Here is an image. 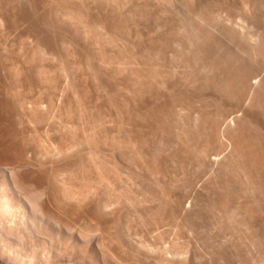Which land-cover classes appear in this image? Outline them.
<instances>
[{
  "label": "rangeland",
  "instance_id": "374dc122",
  "mask_svg": "<svg viewBox=\"0 0 264 264\" xmlns=\"http://www.w3.org/2000/svg\"><path fill=\"white\" fill-rule=\"evenodd\" d=\"M0 165L3 166L1 167L2 169L0 170V172L2 174H0V190L2 188V191L4 189V193L2 191H0L2 195H0V199L6 195V203H8V200L11 199V201H9V208H12L11 210L9 208L7 209H3L1 208L0 211V220H2L0 222V264H243V262L241 260H243L241 257H247L245 258L243 261L246 262L247 264H251L254 256L256 254H253L254 252L258 253L261 251L262 253V257H264V210H261V212L256 214L258 215V220L260 221V224H257L258 220L256 219L255 224H253L252 220H255V218H257V216L255 215V217L250 220V216H248V212L245 210L243 211L244 206H240L242 208V210H239V206L237 205V203L241 204L242 202H249L252 200L248 199L250 197V195H248V189H247V193H246V189L245 188H250L248 187L251 183L249 182L248 176H246V173L244 172V170L240 167L238 169V163L240 162V164L242 165V160L240 159L241 157L237 156V150L233 149H229L223 144L224 143V134L222 133V131L224 130H220L221 124H224L226 122V127L228 129V127L230 126L232 129H236V128H241L240 127V123H241V112H239L240 109H237V107H241V104L244 102H241V100H237L236 95L235 98L234 95L232 96L231 91L228 86V80H226L228 78L227 75V71L225 73L224 70H222L220 68V72L217 69H211V61L210 62H206L209 61L207 60L208 57L204 56L201 52L200 54L198 53L199 50H197L196 47H199V44H202L200 42H202V39L204 36L207 35V33H221L222 34H226L227 36H229L231 33V31H235V35L234 36H238V40H237V45H239L238 47L240 48V44L241 47L243 48L242 50H244V55L242 56H246L249 58V54H245V53H250L251 49H255V47H258V44H255V41H253L256 38V42H258L257 40H259L258 38V34L259 37H261V33L263 31L264 33V0H198L201 3V7L204 5L203 11L205 9V6L207 7V4L209 3L211 4H215L216 2V7H213L215 9H212L214 11H212V16L209 17V19H207L208 15L210 14H206L207 17H205V15L203 14V11H201L202 8L198 9V6L196 5L197 2H195L193 0L192 4L190 5L191 2H186V0H101L100 2H98L99 0H84V6L83 7V3L81 4L79 2V0H77L78 4H76V1L73 3L72 2V6H70V4H68L67 7L66 6V2H64V0H0ZM16 1V2H15ZM18 1V2H17ZM29 1V2H28ZM33 1V2H31ZM45 1V2H44ZM58 1V2H57ZM88 3H86V2ZM242 1L244 3H242ZM22 2V3H21ZM44 2V3H43ZM65 3V7H63L62 4ZM91 2V3H90ZM99 4H98V3ZM119 2V3H118ZM134 2V3H133ZM185 2V3H184ZM195 2V4H194ZM199 2L197 4H199ZM213 2V3H212ZM12 3V4H11ZM56 3V4H55ZM58 3V4H57ZM86 3V4H85ZM94 3V4H92ZM139 3V4H137ZM148 3V4H145ZM158 3V4H157ZM183 3V4H182ZM222 3V4H221ZM251 3V6H250ZM17 4V5H15ZM81 4V5H80ZM92 4V5H90ZM101 4V5H100ZM114 4V5H113ZM152 4V5H151ZM166 4V5H165ZM208 4V6L210 7V5ZM28 5V6H27ZM74 5V6H73ZM76 5V6H75ZM124 5V6H123ZM142 5V7H141ZM145 5V6H144ZM150 5V7L148 6ZM214 5V6H215ZM219 5V6H218ZM10 6V7H8ZM21 6V7H20ZM61 6V7H60ZM99 6V7H98ZM114 6V7H113ZM156 6V7H155ZM173 6V7H172ZM178 6V7H177ZM193 6V7H192ZM200 6V4H199ZM213 6V5H212ZM211 6V7H212ZM223 6V7H222ZM250 6V7H249ZM7 7V8H6ZM13 7V9H12ZM15 7V8H14ZM53 7V8H52ZM58 7V8H57ZM63 7V8H62ZM72 7V9H70ZM76 7V8H75ZM78 7V8H77ZM88 7V9H87ZM116 7V8H115ZM137 7V8H136ZM210 7V9H211ZM220 7V8H219ZM222 7V8H221ZM238 7V8H237ZM61 8V9H60ZM83 8L85 10H83ZM94 8V9H92ZM110 8V9H109ZM123 8H125L123 10ZM143 8V9H142ZM147 8V9H146ZM188 8V9H187ZM192 8V9H191ZM256 8V9H255ZM7 9V10H6ZM23 9V10H21ZM39 9V10H38ZM41 9V10H40ZM63 9V10H62ZM76 11H75V10ZM98 9V11L96 10ZM116 9V10H115ZM140 9V10H139ZM143 11H142V10ZM147 11H146V10ZM168 9V10H167ZM171 9V10H170ZM207 8V11L210 10ZM219 9V10H218ZM247 9V10H246ZM12 10V11H11ZM16 10V11H15ZM37 10V11H36ZM55 10V11H54ZM57 10V11H56ZM71 10H73L71 12ZM78 10V11H77ZM81 10V11H80ZM88 10L90 12H88ZM93 10V11H92ZM127 10V11H126ZM145 10V12H144ZM151 10V11H150ZM154 10V11H153ZM173 10V11H172ZM175 10V11H174ZM188 10V11H187ZM190 10V11H189ZM46 11V12H45ZM54 11V12H53ZM63 11V12H62ZM70 13V15H74L75 20L74 24L76 25L77 29L75 28V25L73 24V22H71L72 20H74V18H68L66 17V13L68 12ZM84 11V12H83ZM115 11V12H114ZM123 11V12H122ZM141 11V12H140ZM166 11V12H165ZM178 11V12H177ZM184 11V12H183ZM196 13H195V12ZM220 11V12H219ZM236 11V12H235ZM240 11V13H239ZM245 11V12H244ZM14 12V13H13ZM39 12V13H38ZM59 13V17L58 14L55 13ZM79 12V13H77ZM94 12V13H93ZM96 12V13H95ZM118 12H120L118 14ZM146 12H148L146 14ZM152 12V13H151ZM173 12V13H172ZM200 12H202V14L204 15V17L207 19H204L207 21H209V23L207 22V24H205V21H202V14H200ZM209 12V11H208ZM219 12V13H218ZM244 12V13H243ZM254 12V13H253ZM257 15H256V13ZM24 13V14H23ZM27 13V14H26ZM32 13V14H31ZM50 13V14H48ZM54 13V14H53ZM65 14V17L63 14ZM76 13V14H75ZM84 13V14H83ZM87 13V14H86ZM98 13H100L98 15ZM141 13V15L139 14ZM144 13V14H143ZM159 13V14H158ZM161 13V14H160ZM195 13V15H194ZM233 13V14H232ZM247 13V14H246ZM20 14V15H19ZM124 14V15H123ZM129 14V15H127ZM139 14V15H138ZM165 14V15H164ZM261 14V15H260ZM27 17H26V16ZM39 15V16H38ZM45 15V16H43ZM80 15V16H79ZM102 15V16H101ZM108 15V16H107ZM150 15V16H149ZM168 15V16H167ZM184 15V16H183ZM190 15V17H189ZM194 15V16H193ZM3 16V17H2ZM16 16V17H14ZM25 16V17H24ZM49 16V17H48ZM63 16V17H62ZM78 16V17H77ZM96 16V17H95ZM134 16V17H133ZM144 16V17H143ZM167 16V17H166ZM174 16V17H173ZM177 16V17H176ZM196 16V17H195ZM199 16V17H198ZM215 16V18H214ZM216 16L217 19H216ZM246 16V17H245ZM254 16V19L252 18ZM33 17V18H32ZM56 17V18H55ZM58 17V18H57ZM81 17V18H80ZM86 17V18H83ZM89 17V18H88ZM94 17V18H93ZM117 17V18H116ZM128 17V18H127ZM164 17V18H162ZM229 17V18H228ZM261 17V18H260ZM30 18V19H29ZM32 18V20H31ZM44 18V19H43ZM50 18V19H49ZM68 18V20H67ZM77 18V19H76ZM80 18V19H79ZM84 20H83V19ZM101 18V19H100ZM113 18V20H111ZM138 18V19H137ZM145 18V19H144ZM193 18V19H192ZM219 18V19H218ZM248 18V19H247ZM258 18V19H257ZM10 19V20H9ZM19 19V20H18ZM35 19V20H34ZM53 19V20H52ZM87 22H86V20ZM89 19V20H88ZM126 19V20H125ZM144 19V20H143ZM191 19V20H190ZM214 19V20H213ZM253 19V20H252ZM256 19V20H255ZM22 20V21H21ZM62 20V21H61ZM66 23H65V21ZM146 20V22H145ZM149 20V21H148ZM179 20V21H178ZM184 20V21H183ZM194 20V21H193ZM213 20V21H212ZM258 20V21H257ZM261 20V21H260ZM16 21V22H15ZM24 21V22H23ZM57 21V22H56ZM78 21V22H77ZM85 21V22H84ZM117 21V22H116ZM132 21V22H131ZM155 21V22H154ZM246 21V22H245ZM255 21V22H254ZM10 22V23H9ZM32 22V23H31ZM35 22V24H33ZM36 22H39L36 23ZM44 24H43V23ZM77 23L78 26H77ZM92 22V23H91ZM131 22V23H130ZM169 22V23H168ZM182 22V23H181ZM195 22V23H194ZM199 22V23H198ZM224 22V25H223ZM239 22V23H238ZM254 22V23H253ZM258 22V23H257ZM20 23V24H19ZM22 23V24H21ZM51 23V24H50ZM58 23V24H57ZM64 23V24H63ZM82 23V26H81ZM97 23V24H96ZM112 23V24H111ZM115 23V24H114ZM118 23V24H117ZM148 23V24H146ZM164 23V24H163ZM203 23V24H201ZM217 23V24H216ZM220 23V24H219ZM260 23V24H259ZM53 24V25H52ZM57 24V25H56ZM64 26H63V25ZM108 24V25H107ZM139 26H138V25ZM155 24V25H154ZM175 24V25H174ZM180 24V25H179ZM203 25V27L201 25ZM216 24V26H215ZM245 24V25H244ZM34 25V26H33ZM36 25V28H35ZM37 25L38 26V30L37 29ZM55 25V26H54ZM61 25V26H60ZM72 25V26H70ZM87 25V27H85ZM111 25V26H110ZM123 25V26H122ZM128 25V26H126ZM163 25V26H162ZM170 25V26H169ZM204 25H206L205 27ZM235 25V26H234ZM256 25V26H255ZM30 26V27H29ZM89 26V27H88ZM92 26V27H91ZM94 26V27H93ZM105 26V27H104ZM144 26V27H143ZM152 26V27H151ZM172 26V27H171ZM180 26V27H179ZM183 26V27H182ZM202 28H201V27ZM218 26V27H217ZM242 26V27H241ZM261 26V27H260ZM21 27V28H19ZM47 27V28H46ZM85 27V28H83ZM97 27V28H96ZM121 27V28H120ZM128 27V28H127ZM130 27V28H129ZM138 27V28H137ZM144 29H142V28ZM155 27V28H154ZM211 27V28H210ZM217 27V28H216ZM231 27V28H230ZM239 27V28H238ZM257 27V28H256ZM2 28V29H1ZM28 30H27V29ZM32 28V29H31ZM45 30H44V29ZM88 28V30H87ZM90 28V29H89ZM117 28V29H116ZM121 30H120V29ZM124 28V29H123ZM141 28V29H140ZM148 28V29H147ZM173 28V29H172ZM191 28V29H190ZM203 29V31H205V33H202L201 30L199 29ZM219 28L220 31H219ZM228 28V29H227ZM235 28V29H234ZM259 28V29H258ZM261 28V29H260ZM263 28V29H262ZM40 29V30H39ZM47 29H50V31ZM77 29V30H76ZM80 29L82 30H86V32H88V36L84 33L80 32ZM100 29V30H99ZM153 29V30H152ZM155 29V30H154ZM169 29V30H168ZM175 29V30H174ZM234 29V30H233ZM258 29V30H257ZM5 30V31H4ZM19 30V31H18ZM33 30H35L34 32H32ZM44 32L43 34L41 33ZM44 30V31H43ZM140 30V31H139ZM146 30V31H145ZM176 31L175 32H173ZM197 30V31H196ZM215 30V31H214ZM222 30V32H221ZM229 30V32H228ZM261 30V31H260ZM37 31V32H36ZM40 31V33H39ZM52 31H54L52 33ZM60 31V32H59ZM67 31V32H66ZM74 33H73V32ZM75 31H78V33H75ZM92 31V33H91ZM116 31V32H115ZM124 31V32H123ZM136 33H135V32ZM143 34H142V32ZM150 31V32H149ZM163 31V32H162ZM165 31V32H164ZM180 31V32H179ZM201 31V32H200ZM207 31V33H206ZM2 32V33H1ZM5 32V33H3ZM14 34H13V33ZM24 32V33H23ZM30 32L31 35H30ZM47 32V35H45ZM104 32V33H103ZM141 32V33H140ZM154 32V35L152 34ZM172 32V34L170 33ZM200 32V33H199ZM240 32V34H239ZM244 32V34H243ZM10 33V34H9ZM12 33V34H11ZM34 33V34H33ZM38 33V34H36ZM49 33H52L54 39L52 40L53 37H50V35L48 36ZM62 33V34H60ZM123 33V34H122ZM140 33V34H139ZM158 35H157V34ZM168 33V34H167ZM179 33V35H178ZM183 33V34H182ZM205 34L202 36V34ZM209 33V34H210ZM16 34V35H15ZM26 34V35H25ZM36 34V35H35ZM75 34V35H74ZM82 34V35H81ZM91 34V36L89 35ZM111 34V35H110ZM122 34V35H121ZM148 34V35H147ZM156 34V35H155ZM164 34V35H163ZM171 34V35H170ZM176 34V35H174ZM182 34V35H181ZM207 35L206 38L204 39H208V37L211 35ZM2 35L5 37L2 38ZM43 37H42V36ZM59 38H58V36ZM98 35V36H97ZM138 35V36H137ZM189 35V36H188ZM195 35V36H192ZM199 35V36H198ZM225 35V36H226ZM245 35V36H244ZM252 35V36H251ZM9 36V37H8ZM25 36V37H24ZM29 36V37H28ZM37 36L38 40L37 41L36 37ZM44 36H48V37H44ZM58 38L60 41L62 39H64L65 42H62L65 44L67 47H69L67 49V47L65 45H62L58 39V41H56L55 39ZM62 38H61V37ZM76 36V37H75ZM79 36V38H78ZM82 36V37H80ZM85 36V37H84ZM87 36V37H86ZM97 36V37H95ZM121 36V37H120ZM165 37L163 39V37ZM172 36V37H171ZM197 36V37H196ZM226 36V37H227ZM232 38L233 37L232 35ZM229 36V37H230ZM237 36L234 40L237 39ZM247 36V38H246ZM256 36V37H255ZM8 37V38H7ZM23 37V38H22ZM76 39H75V38ZM93 37V38H92ZM140 37V38H139ZM168 37V38H167ZM176 37V38H175ZM229 37L225 38L222 35V38H225L224 41H226L227 45L230 46L229 44H231L232 40H230L228 43V40L230 39ZM27 38V39H26ZM32 38V39H31ZM40 38V39H39ZM46 38H50L49 41L46 42ZM70 38V39H69ZM133 38V39H132ZM152 38V39H151ZM157 38V39H156ZM229 38V39H228ZM242 38V39H241ZM250 38V39H249ZM252 38V39H251ZM10 39V40H9ZM30 39V40H29ZM78 39V41L76 42V40ZM86 39V40H85ZM89 39V40H88ZM92 39V41L90 40ZM95 41H94V40ZM131 39V40H130ZM141 39V40H140ZM150 39V40H149ZM156 39V40H155ZM159 39V40H158ZM170 39V40H169ZM173 39V40H172ZM189 39V40H188ZM228 39V40H226ZM264 39V37H263ZM22 40V42H21ZM81 40V41H80ZM135 40V41H134ZM152 40V41H151ZM163 40V41H162ZM191 40V43H190ZM198 40V42H197ZM233 40V44L235 43ZM248 42H246V41ZM262 41V38L260 39ZM5 41V42H4ZM25 41V42H24ZM26 41L29 43H26ZM37 41V42H36ZM46 43L44 44L43 43ZM51 41V42H50ZM56 41V43H55ZM100 41V42H99ZM104 41V42H103ZM126 41V42H125ZM151 41V43L149 42ZM159 41V42H158ZM200 41V42H199ZM205 41V40H204ZM2 42V43H1ZM4 42V43H3ZM12 42V43H11ZM33 42V44H32ZM36 42V43H35ZM60 42V43H59ZM81 42V43H80ZM95 42V43H94ZM119 42V43H118ZM128 42V43H127ZM130 42V43H129ZM142 44H140V43ZM154 42V43H153ZM164 42V43H163ZM168 42V43H167ZM173 42V43H172ZM181 42V43H180ZM240 42V43H238ZM254 42V43H252ZM23 43V44H22ZM43 43V44H42ZM62 43V44H63ZM98 43V44H97ZM116 43V44H115ZM122 43V44H120ZM136 43V44H135ZM157 43V44H156ZM161 43V44H159ZM194 43V44H193ZM198 43V44H197ZM252 43V44H251ZM260 43V42H259ZM3 44V45H2ZM15 44V45H14ZM22 44V45H21ZM25 44H27V47L25 46ZM50 44V45H49ZM56 44V45H55ZM76 44V46H75ZM88 44V46H87ZM95 44V45H94ZM126 44V45H125ZM162 44H165L162 46ZM173 46H171V45ZM187 44V45H186ZM196 44V45H195ZM231 44L230 47L231 51H230V47L228 48V51L226 53L228 56H230L232 54V51L235 50V46L233 47ZM250 44H251V49H250ZM261 44V43H260ZM31 45V46H30ZM36 45L41 46V47H36ZM46 45V46H45ZM52 45V46H51ZM94 45V46H93ZM103 45V46H102ZM107 45V46H106ZM119 45V46H118ZM129 45V46H128ZM139 45V47L137 46ZM151 45V46H150ZM156 45V46H154ZM161 45V46H159ZM170 45V46H168ZM187 47H186V46ZM198 45V46H197ZM247 45V48L245 47ZM257 45V46H256ZM82 46V47H81ZM105 46V47H104ZM117 46V48H116ZM144 46V47H143ZM165 46V47H164ZM167 46V47H166ZM244 46V47H243ZM254 46V47H253ZM7 47V48H6ZM18 47V48H16ZM22 47V48H21ZM30 47V48H29ZM32 47V48H31ZM51 47V48H50ZM56 47V48H54ZM64 47V49H63ZM81 47V48H79ZM89 47V48H88ZM96 47V48H95ZM101 47V48H100ZM110 47V48H109ZM125 47V48H124ZM131 47V48H130ZM142 47V48H141ZM158 47V48H157ZM196 49H195V48ZM2 48V49H1ZM13 48V49H12ZM27 50L25 51L24 50ZM27 48V49H26ZM34 48H37L36 50ZM39 48V49H38ZM43 50H41V49ZM45 48V49H44ZM51 50H50V49ZM53 48V49H52ZM66 48V49H65ZM92 48V49H91ZM94 48V49H93ZM134 48V49H132ZM137 48V49H136ZM141 48V49H140ZM152 48V49H151ZM164 48V49H163ZM169 48V49H168ZM173 48V49H172ZM175 48V49H174ZM190 48V49H189ZM198 48V49H199ZM237 48V46H236ZM7 49V50H6ZM10 49V50H9ZM33 49V50H32ZM56 49V50H54ZM60 49V50H59ZM76 49V50H75ZM85 49V50H84ZM93 52H91L90 50ZM100 51H99V50ZM125 49V50H124ZM151 49V50H150ZM161 49V50H160ZM192 49H194L193 51L196 53H193ZM246 49V50H245ZM19 50V51H18ZM23 50V51H22ZM31 50V51H28ZM35 50V52H34ZM39 50V52H38ZM69 50V52L67 51ZM74 50V51H73ZM103 50V52H102ZM117 50V51H116ZM145 50V52H144ZM148 50L151 52H155L154 53H150L148 54ZM175 50V51H174ZM181 50V51H180ZM189 52H188V51ZM256 50V49H255ZM4 51V52H3ZM53 51V52H52ZM78 53H77V52ZM80 51V53H79ZM84 51V53H82ZM122 53H121V52ZM3 52V53H2ZM21 52V53H20ZM23 52V54H22ZM32 52V53H31ZM46 52V53H45ZM49 52V53H48ZM74 52H76L74 54ZM89 52H91L92 54H90ZM100 52V53H99ZM106 52V53H105ZM130 52V53H129ZM135 52L136 56L132 57V60L130 61V57L133 56V53ZM188 52V53H187ZM231 52V54H230ZM236 52V51H235ZM7 53V54H6ZM12 53V54H11ZM19 53V54H18ZM40 53V55H39ZM59 53V54H58ZM61 53V55H60ZM66 53H68L66 55ZM97 53V54H95ZM104 53V54H103ZM146 54L145 57H143ZM167 53V54H166ZM174 53V54H173ZM4 54V55H3ZM10 54V55H9ZM72 54V55H70ZM95 54V55H94ZM101 54V55H100ZM105 54H107L105 56ZM139 54V55H138ZM155 54V55H154ZM178 54V55H177ZM186 54V55H185ZM195 54V55H194ZM8 55V56H7ZM24 55V56H23ZM33 55V56H32ZM36 55V56H34ZM42 55V56H41ZM46 55V56H45ZM76 55V56H75ZM129 55V57H128ZM141 55V56H140ZM149 55V56H148ZM193 55V57H192ZM204 57H203V56ZM4 56V57H3ZM6 56V57H5ZM18 56V57H17ZM48 56V57H47ZM62 56V57H61ZM109 56V57H107ZM123 56V57H122ZM150 57L149 59H147L148 57ZM152 56V57H151ZM164 56L166 58H164ZM179 56V57H178ZM183 56V57H181ZM199 56V57H198ZM8 57V58H7ZM16 57L18 59H16ZM29 59H27V58ZM34 57H36V60L34 62ZM45 57V58H44ZM52 57V58H51ZM59 57V58H58ZM66 57V58H65ZM82 57H84V59H88L87 61H85ZM94 57V58H92ZM99 57V60H98ZM105 57V58H104ZM107 57V58H106ZM116 57V58H115ZM155 57V58H154ZM181 57V58H180ZM195 57V58H194ZM197 57V58H196ZM207 57V58H205ZM245 57V58H246ZM32 58V59H31ZM45 60H44V59ZM120 58V59H119ZM125 58V59H124ZM129 58V59H128ZM134 58V59H133ZM137 58V59H135ZM162 58V59H161ZM164 58V59H163ZM171 58V60H170ZM256 61L259 62L261 64V66L256 63L258 65V67L260 68V71H262V74L264 75V71H263V58L261 55H257L256 56ZM12 59V60H11ZM32 61H31V60ZM42 59V60H41ZM64 59V60H63ZM71 59V60H70ZM97 59V60H96ZM117 59V60H116ZM119 59V60H118ZM123 59V60H122ZM139 59L141 60L139 62ZM173 59V60H172ZM179 59V60H178ZM185 59V60H184ZM263 59V60H262ZM17 60V61H16ZM19 60V61H18ZM23 60H28L27 62H23ZM39 60V61H38ZM82 60V61H81ZM84 60V61H83ZM101 60V61H100ZM136 60V62H135ZM153 60V61H152ZM203 60V61H202ZM247 60V59H246ZM262 60V61H260ZM15 61V62H14ZM38 61V62H37ZM63 61V63H62ZM94 61V62H93ZM115 61V62H114ZM150 61V62H149ZM162 61V62H161ZM170 61V62H169ZM248 61V60H247ZM31 62V63H30ZM33 62V63H32ZM51 62V63H50ZM60 62V63H58ZM88 62V63H87ZM90 62H92L93 64H91ZM98 62V63H97ZM102 62V63H100ZM203 62V63H202ZM262 62V63H261ZM2 63V64H1ZM10 63V64H9ZM14 63V64H13ZM24 63V64H23ZM30 63V64H29ZM42 63V64H41ZM62 63V64H61ZM87 63V64H85ZM90 63V65H89ZM97 63V64H96ZM137 63H141V64H137ZM146 63V64H145ZM157 63V64H156ZM172 63V65H171ZM208 63V64H207ZM8 66H7V65ZM22 64V65H21ZM33 67H32V65ZM37 64V65H35ZM39 64V65H38ZM45 64V65H44ZM61 64V65H60ZM67 66H66V65ZM69 64V65H68ZM120 64V65H119ZM136 66H135V65ZM153 64V65H152ZM176 64V65H175ZM185 64V65H184ZM57 65V66H56ZM76 65V66H74ZM79 65V66H78ZM100 65V66H99ZM108 65V66H107ZM123 65V66H122ZM161 67H160V66ZM190 65V66H189ZM198 65V66H197ZM206 65V66H205ZM209 65V66H208ZM13 68H12V67ZM41 66V67H40ZM66 66V67H65ZM96 66V67H95ZM125 66V67H124ZM130 66V67H129ZM146 66V67H145ZM208 66V67H207ZM214 66V65H213ZM11 67V68H10ZM38 67V68H37ZM47 67V68H46ZM71 67V68H70ZM87 67V68H86ZM92 67V68H91ZM95 67V68H94ZM100 67L99 71L98 70ZM103 67V68H102ZM112 67L114 69H112ZM116 67V68H115ZM118 67V68H117ZM144 67L146 69H144ZM158 67V68H157ZM163 67V69H162ZM165 67V68H164ZM185 69H184V68ZM188 67V68H187ZM205 67V68H204ZM18 68V69H17ZM37 68V69H35ZM110 68V69H109ZM122 68V69H121ZM179 68V69H178ZM190 68V69H189ZM199 68V69H198ZM262 68V70H261ZM16 69V71H15ZM41 69V70H40ZM77 69V70H76ZM137 69V70H136ZM151 69V70H150ZM158 69V70H157ZM172 69V70H171ZM178 69V70H177ZM196 69V70H195ZM206 69V70H204ZM11 70V71H10ZM52 70V71H50ZM103 70V71H101ZM117 70V71H116ZM127 70V73H126ZM132 70V71H131ZM140 72H139V71ZM146 70V71H145ZM165 70V71H164ZM168 70L169 73H167L166 71ZM14 71V72H13ZM30 71V72H29ZM33 71V72H32ZM39 73H38V72ZM91 71V72H90ZM96 71V72H94ZM138 71V72H137ZM157 71H160L157 73ZM198 71V72H197ZM28 72V74H27ZM99 72V73H98ZM101 72V74H100ZM107 72V73H106ZM146 72V73H145ZM163 72V73H162ZM180 74H178V73ZM212 72V73H211ZM215 72V73H214ZM3 73V74H2ZM14 73V74H13ZM24 73V74H23ZM34 73V74H33ZM41 73V74H40ZM44 73V74H43ZM62 73V74H61ZM84 73V74H83ZM96 73V74H95ZM187 73V74H185ZM197 74L195 76V74ZM199 73V75H198ZM40 74V78L39 75ZM75 74V75H74ZM99 74L101 75V78L99 77ZM106 74V75H105ZM111 74V75H110ZM115 74V75H114ZM146 74V75H145ZM158 74V75H156ZM170 74V76H169ZM185 74V75H184ZM194 74V75H193ZM204 74V75H203ZM210 77H209V75ZM226 74V75H225ZM10 78H9V76ZM124 77H123V76ZM132 75V76H131ZM140 75V76H138ZM144 75V76H143ZM148 75V76H147ZM179 75V76H178ZM185 77H184V76ZM187 75V76H186ZM208 75V76H207ZM219 75V76H218ZM20 76V77H19ZM28 76V77H27ZM44 78H42V77ZM110 76V77H109ZM131 76V77H130ZM152 76V77H151ZM154 76V77H153ZM156 76V77H155ZM158 76V77H157ZM177 76V77H176ZM182 76V78H181ZM192 76V77H191ZM199 76H200V80L203 81L204 84H200L202 83L199 80ZM204 76V77H203ZM224 76V77H223ZM12 77V78H11ZM47 77V80L46 78ZM116 77V78H115ZM176 77V78H173ZM189 77V78H188ZM18 78V79H17ZM51 78V79H50ZM74 78V79H73ZM94 78V79H93ZM118 78V79H117ZM127 78V79H126ZM149 78V79H148ZM158 80H157V79ZM160 78V80H159ZM167 78V79H165ZM170 78V79H169ZM180 78V79H179ZM185 78V79H184ZM193 78V79H192ZM208 80H206V79ZM39 79V80H38ZM114 79V80H113ZM136 79V80H135ZM139 79V80H138ZM151 79V80H150ZM153 79V81H152ZM163 79V80H162ZM173 79V80H172ZM196 79V80H195ZM9 80V81H8ZM155 80V82H154ZM186 80V81H185ZM188 80V81H187ZM200 82H199V81ZM212 80V81H209ZM218 82H216V81ZM227 82H226V81ZM15 81V82H13ZM52 81V82H51ZM121 81V82H120ZM139 81V83H138ZM160 81V82H158ZM162 81V82H161ZM175 85L177 83H173V81L178 82L181 81L180 83L183 82H187L186 85L185 83H183L182 85L183 88L185 89L184 91L187 92V94H185L186 92H184V97L183 96V88L181 87L182 85L179 84L178 82V86L182 89L177 91L178 88L176 85L171 87L170 89H168V86L171 84L170 82ZM198 81V83H197ZM214 81V82H213ZM221 81V82H220ZM31 82V83H30ZM47 82V83H46ZM130 82V83H129ZM135 82V83H134ZM144 82V84L142 83ZM149 82V85H148ZM154 82V83H152ZM165 82V83H164ZM189 82V84H188ZM18 83V84H17ZM21 83V84H20ZM49 83V84H48ZM132 83V84H131ZM157 83H159L157 85ZM162 83V84H161ZM164 83V84H163ZM169 83V85L167 84ZM191 83V84H190ZM193 83V84H192ZM213 83V85H211ZM217 83V85H216ZM7 84V85H6ZM143 84V85H142ZM153 84V85H151ZM198 84V85H197ZM209 84V86L207 87V85ZM46 85V87H45ZM94 88H93V86ZM111 85V86H110ZM126 85V86H125ZM138 85V88H136ZM141 85V87H140ZM151 85V87H150ZM166 85H168L167 87H165ZM181 85V86H180ZM188 85V86H187ZM197 85V87H196ZM201 85V87L203 88H199V86ZM16 86V87H14ZM108 86V87H107ZM158 86V87H156ZM165 87L163 88L165 90L166 96L169 94H171L170 98L169 95L165 98L163 97L164 95H162V93L164 92L163 89H161V87ZM186 86V87H185ZM192 88H191V87ZM195 86V87H194ZM216 88H215V87ZM221 86V87H220ZM225 86V87H224ZM27 87V88H26ZM129 87V88H128ZM148 87V89L146 88ZM161 89V90H157L156 88ZM170 87V86H169ZM188 87V88H187ZM206 87V88H205ZM38 88V89H37ZM87 88V89H86ZM114 88V89H113ZM117 88V89H116ZM141 91H143L144 94H140V90L137 91V89H139ZM151 88V89H150ZM173 88V89H172ZM187 88V89H186ZM193 88H195L193 90ZM200 90H198V89ZM209 88H211V90H209ZM220 90H219V89ZM222 88V89H221ZM11 89V90H10ZM16 89V90H15ZM51 89V90H50ZM103 89V90H102ZM121 89V90H120ZM144 89V90H142ZM146 89V90H145ZM157 92H156V90ZM172 89V90H171ZM177 91L175 92L174 91ZM192 89V90H191ZM202 89V90H201ZM206 89V90H205ZM225 89V90H224ZM228 89V91L226 92V90ZM22 90V91H21ZM32 90V91H31ZM119 90V91H118ZM127 90V92H126ZM131 90V91H130ZM11 91V92H10ZM20 91V92H18ZM45 91V92H44ZM61 93H60V92ZM93 91V92H92ZM118 91V92H117ZM129 91V94H128ZM136 91V92H134ZM147 91V92H145ZM150 91V92H148ZM153 93H152V92ZM196 93H195V92ZM202 91V93H201ZM206 91V93H205ZM211 91V92H208ZM213 91V92H212ZM218 91V92H217ZM223 91V92H222ZM14 92V93H13ZM39 92V93H38ZM133 92V93H132ZM162 92V93H159ZM164 92V93H165ZM194 92V93H192ZM198 92V93H197ZM200 92V93H199ZM225 92V93H224ZM6 95H5V94ZM20 93V94H17ZM52 93V94H51ZM67 93V94H66ZM74 93V94H73ZM112 93V95H111ZM134 95H132V94ZM138 93V94H137ZM147 93V94H146ZM152 93V94H151ZM177 93H181L180 97L178 95V99H184L186 98V100L181 102H184V108L182 107V104H180V109L178 107H176L177 105V101L180 100H176V103L174 101L175 108H177L175 110V112L177 113L179 110H183L185 108H187L189 106V101H190V97L194 95V98L196 101L195 105L193 104L194 101L193 99H191V105L193 104V106H189V108H187V111L183 110V113H181L182 116H180L178 113L177 115L182 117L188 115L189 113L190 115L193 114V116H187L184 120L182 118L179 117H174V113L173 111V103H171L172 101V96H175ZM230 95H228V94ZM22 94V95H21ZM128 96H127V95ZM131 94V95H130ZM137 94V95H136ZM140 94V95H139ZM149 94V95H148ZM155 94V95H154ZM161 94V95H160ZM175 94V95H174ZM191 94V95H190ZM193 94V95H192ZM196 94V95H195ZM225 94V95H224ZM234 94V93H233ZM44 95V96H43ZM63 95V96H62ZM106 97H105V96ZM118 95V96H117ZM130 95V96H129ZM152 95V96H150ZM176 95V97H177ZM200 95V96H199ZM206 95V96H204ZM136 98L137 99L134 101L132 99ZM147 96V97H146ZM149 96V97H148ZM157 96V97H156ZM217 96V97H216ZM226 96V97H225ZM229 96V97H228ZM10 97V99H9ZM87 97V98H86ZM110 97V98H109ZM113 97V98H112ZM126 97V98H125ZM144 97V98H143ZM146 97V98H145ZM152 97V99H151ZM160 97V98H159ZM173 97V98H176ZM189 97V98H188ZM201 99H200V98ZM206 97V98H205ZM209 97V98H208ZM225 97V98H224ZM228 97V98H227ZM14 98V99H13ZM17 98V99H16ZM43 98V99H42ZM72 98V100H71ZM98 98V99H97ZM117 98V100H115ZM131 98V99H129ZM143 98V99H142ZM157 98H159V100H156ZM164 98V100H163ZM199 98V99H198ZM203 98V99H202ZM212 98V99H211ZM224 98V99H223ZM233 100H232V99ZM90 99V101H89ZM100 99V100H99ZM113 99V100H112ZM141 99V100H140ZM151 99V100H150ZM165 99L166 101L170 100V107H172L171 109L167 108L168 105H166L165 103ZM189 101H188V100ZM213 101L214 104L210 101ZM226 99V100H225ZM15 100V101H14ZM20 100V101H19ZM69 100V101H67ZM123 100V102H122ZM126 100V101H125ZM133 100V101H132ZM162 100L163 103L166 105H162ZM210 102H209V101ZM222 100V101H221ZM228 100L231 102H228ZM14 101V102H13ZM26 101V102H25ZM95 101V102H94ZM113 104H110V102ZM119 101V102H118ZM121 101V102H120ZM133 103L131 104L130 103ZM160 101V102H159ZM167 101V102H168ZM187 101V103H186ZM205 101V103H203ZM209 103H208V102ZM227 103H225V102ZM18 102V103H17ZM21 102V103H20ZM23 102V103H22ZM127 102V103H124ZM138 102H140L138 104ZM173 102V101H172ZM193 102V103H192ZM207 102V103H206ZM218 102L221 104L219 105ZM223 102V103H222ZM235 102V103H233ZM238 102V103H237ZM55 103V105L53 104ZM99 103V104H98ZM130 103V104H129ZM137 103V104H135ZM154 103V104H153ZM180 103V102H179ZM178 103V106H179ZM188 105H186V104ZM201 103V104H200ZM203 103V104H202ZM229 103H231L229 105ZM241 103V104H240ZM245 103V102H244ZM243 103V104H244ZM18 106H17V105ZM40 104V105H37ZM70 104V105H69ZM86 104V105H85ZM127 104V105H125ZM135 104V105H134ZM144 104V105H143ZM151 105V107H149L148 105ZM169 104V103H168ZM209 104V105H208ZM237 104V105H236ZM239 104V106H238ZM242 107L243 109L246 111H244L245 113L249 110L246 104L243 105ZM20 105V106H19ZM37 105V107H36ZM44 105V106H43ZM72 105V106H71ZM82 105V107H81ZM90 105V106H89ZM94 105V106H93ZM121 105V106H120ZM132 107H131V106ZM160 108V106H165L162 107V111L164 113V110L167 111L165 108L169 110H171V113L173 112V117L170 115V117H172L174 120L172 122H176V125L179 124L178 127H176L175 122L169 125V129L168 128V124L166 127L165 124V119L167 117H169V115L165 116L160 115V117L158 118L159 120L164 117V119L162 118V120H164V122L162 123H156V119H155V115L158 112V106ZM173 105V106H172ZM186 105V107H185ZM203 105V107H202ZM208 105V107L206 106ZM218 105V106H217ZM223 105V106H222ZM227 105V106H226ZM23 106V107H22ZM42 106V107H41ZM62 106V107H61ZM113 106V107H112ZM116 106V107H115ZM131 109H130V107ZM135 106L136 107L135 109ZM141 108H140V107ZM143 106V107H142ZM153 106H157L156 108H154ZM226 106V107H225ZM236 108V109H234ZM237 106V107H236ZM39 108L40 110H38V113L35 112L37 115L34 116L35 114L34 111H37V109L35 110L34 108ZM120 107V108H119ZM128 107V108H127ZM149 107V108H148ZM190 107H194V109L190 108ZM205 107V108H204ZM219 107V108H218ZM225 107V108H224ZM228 107V108H227ZM18 108V109H17ZM27 108V109H26ZM34 109L33 110H31ZM60 108V109H59ZM71 108V109H70ZM129 112L131 111L132 113L128 114V110ZM134 108V109H133ZM146 108V109H145ZM152 108V110H151ZM198 108V109H196ZM200 108V109H199ZM218 108V109H217ZM230 108V109H229ZM233 108V110H231ZM15 109V110H14ZM126 109V110H125ZM145 109V110H143ZM148 109V110H147ZM155 109V110H153ZM161 109V108H160ZM190 109L191 112L187 113L188 110ZM203 109V110H202ZM206 109V110H205ZM214 109V110H213ZM220 109V110H219ZM225 109H229L227 111H225ZM23 110V111H22ZM29 110H31L32 112L30 113ZM44 111V113H42V111ZM56 110V111H55ZM88 110V111H87ZM101 110V111H100ZM117 110V111H116ZM122 110V112H120ZM125 113H124V111ZM139 111V112H135ZM217 110V111H215ZM233 111L234 113L230 112ZM14 111V112H13ZM25 111V112H24ZM54 111V112H53ZM73 111V112H71ZM145 111V112H143ZM148 111V112H147ZM150 111V112H149ZM195 111V112H194ZM202 111V113H200ZM206 111H209L208 113ZM224 111V112H223ZM237 111V112H236ZM19 112V113H18ZM23 112V113H22ZM28 112V113H27ZM154 112V113H153ZM156 112V113H155ZM185 112V114H184ZM194 112V113H193ZM197 112V114H196ZM215 112V113H214ZM218 112V113H217ZM220 112V113H219ZM227 112H230V115L227 114ZM250 112V110L248 111ZM13 113V114H12ZM18 115H17V114ZM48 113V114H47ZM56 113V114H55ZM84 113V114H83ZM94 113V114H93ZM109 113V114H108ZM121 113V114H120ZM139 113V114H138ZM167 113V112H166ZM207 113V115H205ZM210 113V114H209ZM214 113V114H213ZM223 113V114H222ZM237 113V114H236ZM96 114V115H95ZM116 114V115H115ZM127 116H126V115ZM136 114V115H135ZM138 114V115H137ZM146 114V115H145ZM151 114V116L149 115ZM153 114V115H152ZM162 114V113H161ZM184 114V115H183ZM196 114V115H195ZM216 114L217 117H216ZM224 116V117H222ZM233 114V115H231ZM239 114V117H238ZM32 115V116H31ZM41 115V116H40ZM44 115V116H42ZM57 117H56V116ZM89 115V116H88ZM99 115V116H98ZM130 115V116H129ZM132 115V116H131ZM176 115V116H177ZM205 117H203V116ZM39 120H38V117ZM69 116V118L67 117ZM124 116V118H122ZM141 116V117H140ZM144 116V117H143ZM146 116V117H145ZM200 116V117H199ZM221 116V117H220ZM233 116V117H232ZM243 116V115H242ZM43 117H45V120L43 119ZM89 117V118H88ZM106 117V118H105ZM114 117V118H113ZM131 118V121L130 118ZM135 119H134V118ZM139 117V118H138ZM148 117V118H147ZM150 117V118H149ZM170 117L167 118V122H169ZM204 119H203V118ZM210 117V118H209ZM227 117V118H226ZM232 117V118H230ZM237 117V118H235ZM22 118V119H21ZM26 118H28L26 120ZM36 118V121H34ZM63 118V119H62ZM82 118V119H81ZM111 118V119H110ZM126 118V119H125ZM142 118V119H141ZM154 118V119H152ZM171 118V119H172ZM192 118V119H191ZM197 118V119H196ZM201 118V121L203 122V120H205V122L202 124L199 123ZM209 118V119H208ZM212 118V119H211ZM219 118V119H218ZM221 118V119H220ZM225 118V119H224ZM16 119L18 120V123L16 121ZM108 119V120H107ZM116 119V120H115ZM136 119V122L134 123V121ZM141 119V120H140ZM152 121H151V120ZM183 121H182V120ZM187 119V120H186ZM195 119V120H194ZM216 119V123L214 122V120ZM227 119V120H226ZM239 119V120H238ZM28 120L30 122H28ZM41 120V121H40ZM43 120V122H42ZM48 120V121H47ZM72 120V121H71ZM93 120V121H92ZM116 123H114V121ZM154 120V121H153ZM222 122H221V121ZM231 120V121H230ZM237 120V123H236ZM28 126H27V123ZM52 121V122H51ZM59 121V122H58ZM100 121V122H99ZM109 121V122H108ZM145 121V122H144ZM171 121V120H170ZM179 121H182V123H178ZM209 121V123H208ZM213 121V122H211ZM239 121V123H238ZM5 122V123H4ZM49 122V123H48ZM54 122V123H53ZM56 122V123H55ZM62 122V123H61ZM102 122V123H101ZM105 122V123H104ZM107 122V124H106ZM126 122V124H125ZM131 122V123H130ZM143 122V124H142ZM160 122V121H159ZM190 122V123H188ZM198 122V123H197ZM15 123V124H14ZM37 123V124H36ZM46 123H48L46 125ZM53 123V124H52ZM76 123V124H75ZM80 123V125H78ZM129 125H128V124ZM137 123V124H136ZM150 123H153L150 124ZM188 123V124H187ZM192 123V124H191ZM208 123V124H207ZM216 125H215V124ZM219 123V124H218ZM227 123H229V126L227 125ZM18 124V125H17ZM39 124V125H38ZM106 124V125H105ZM112 124V125H111ZM131 124V125H130ZM136 124V126H135ZM150 124V125H149ZM157 125L155 127V125ZM163 125L165 127V130H171L170 128H172L174 130V128H178L177 131L176 128L174 130L175 134L172 135V132H170V135L165 134L164 132L160 131V129H154L157 128L158 126ZM165 124V125H164ZM187 124V126H186ZM201 124V125H200ZM210 124V125H209ZM233 124V125H231ZM238 124V125H237ZM2 125V126H1ZM9 125V126H8ZM49 125V126H48ZM74 125V126H73ZM88 125V126H87ZM91 125V126H90ZM101 125V126H100ZM104 127H103V126ZM174 125V126H173ZM182 125V126H181ZM205 125V126H204ZM242 125V124H241ZM23 126V127H21ZM25 126V127H24ZM55 126V127H54ZM73 126V127H71ZM130 126V127H129ZM133 126V127H132ZM139 126V128L137 127ZM154 126V127H153ZM172 126V127H170ZM184 126V127H183ZM193 126V127H192ZM212 126V127H211ZM13 129H12V128ZM89 127V128H88ZM97 127V128H95ZM116 127V128H115ZM117 127L119 129H117ZM129 127V128H126ZM136 127V128H135ZM143 127V129L141 128ZM150 127V128H149ZM188 127V128H186ZM197 127V128H195ZM211 127V128H210ZM236 127V128H235ZM59 128V131L58 129ZM64 128V130H63ZM78 128V130L76 129ZM82 128V129H80ZM91 128V130H90ZM102 128H106V129H102ZM147 128V129H144ZM153 130H150L152 129ZM161 128V130H162ZM181 130H180V129ZM193 128V129H192ZM217 128V129H216ZM25 129V130H24ZM27 129V130H26ZM52 129V130H51ZM55 129V130H54ZM70 131H69V130ZM72 129V130H71ZM95 129V130H94ZM99 129V130H98ZM129 129V131L127 130ZM184 129V130H183ZM187 129V131H186ZM195 129V130H194ZM5 130V131H4ZM76 130V131H74ZM81 130V131H80ZM94 132H93V131ZM105 130V131H104ZM131 130V131H130ZM146 130V131H145ZM148 130V131H147ZM172 130V131H173ZM191 130L194 131H198L193 132ZM207 130V133H206ZM30 131V132H29ZM50 131V132H49ZM55 131V132H54ZM74 133H72V132ZM120 131V132H119ZM142 131V134H141ZM189 131V132H188ZM214 131V132H213ZM218 131V133H216ZM221 131V132H220ZM236 132H239L237 130H235ZM27 134H26V133ZM64 134H63V133ZM71 132V133H69ZM85 132V133H84ZM122 132V133H121ZM126 132V133H125ZM167 133L169 131H166ZM183 132V133H182ZM202 132V133H201ZM222 134H220V133ZM15 133V134H14ZM20 133V134H19ZM23 133V134H22ZM69 133V134H68ZM111 133V134H109ZM133 133V134H132ZM141 135H140V134ZM154 133V134H153ZM161 133V134H160ZM190 135H189V134ZM8 134V135H7ZM12 134V135H11ZM70 134H74L71 135ZM101 134V135H100ZM104 134V135H103ZM114 134V136H113ZM128 134V136H127ZM138 134V136H137ZM156 134V135H155ZM165 136H163V135ZM199 134V135H198ZM216 134V135H215ZM11 135V136H10ZM14 135V136H13ZM27 135V136H26ZM68 135V136H67ZM86 135V136H85ZM116 135V136H115ZM146 137V139L144 138V136ZM149 135V136H148ZM180 135V137H179ZM189 135V136H188ZM201 135V136H200ZM208 135V136H207ZM214 135V136H213ZM44 136V137H43ZM75 136V138H73ZM82 136V138H81ZM109 136V137H108ZM119 136V140L116 138ZM136 136V137H135ZM159 136V137H158ZM169 138H167V137ZM182 136V137H181ZM199 136V137H198ZM211 138H210V137ZM221 136V137H219ZM11 139H10V138ZM13 137V138H12ZM35 137V138H34ZM81 142L80 141V139ZM89 137V138H88ZM113 137V138H111ZM140 137V138H139ZM152 137V138H151ZM163 137V138H161ZM188 139H187V138ZM219 137V138H218ZM9 138V139H8ZM87 138V139H86ZM93 138V139H90ZM97 138V139H96ZM123 138V140H122ZM135 138L137 140H135ZM180 138V139H179ZM204 138V139H203ZM208 138V139H207ZM215 138V139H214ZM19 139V140H18ZM30 139V140H29ZM32 139V140H31ZM38 139V140H37ZM78 139V140H77ZM90 139V140H89ZM99 139V140H98ZM107 139V140H106ZM111 139V140H110ZM114 139V140H113ZM126 139V140H125ZM134 139V140H133ZM139 139V141H138ZM142 141H141V140ZM153 139V140H151ZM163 139V140H162ZM170 139V140H168ZM184 139V140H183ZM193 139V140H192ZM199 139V140H198ZM201 139V140H200ZM203 139V140H202ZM220 139V140H219ZM6 140V141H5ZM25 142H24V141ZM71 140V141H70ZM85 140V141H84ZM96 140V141H95ZM101 140V141H100ZM104 140V141H103ZM109 140V141H108ZM143 140H146V142ZM151 140V141H149ZM191 140V143H190ZM205 140V141H204ZM216 140V141H215ZM221 140L223 142H221ZM32 141V142H31ZM36 141V142H35ZM39 141V142H38ZM64 141V142H63ZM73 141V142H72ZM76 141V143L74 144V142ZM91 141V143H90ZM95 141V142H94ZM115 141V142H114ZM119 143H117V142ZM128 141L127 143H124ZM133 141V142H132ZM181 141V142H180ZM193 141V142H192ZM202 141H204L203 143H201ZM214 141V143H213ZM6 142V143H5ZM24 142V143H23ZM71 146H70V144ZM80 142L82 144H80ZM93 142V143H92ZM101 142V143H100ZM113 142V143H110ZM135 143L132 144V143ZM150 142V145H149ZM168 142V144L166 143ZM175 142V143H174ZM200 142V144H198ZM222 144H221V143ZM36 143V144H35ZM37 143H41L37 144ZM79 143V144H78ZM88 143V144H87ZM109 143V144H108ZM124 143V144H123ZM130 143V144H129ZM140 145H139V144ZM144 143V144H143ZM166 143V144H165ZM179 143V144H178ZM183 143L185 145H188V147L184 146ZM206 143V144H205ZM69 144V146L73 149H70L67 147ZM95 144V145H94ZM118 144V145H117ZM122 144V145H121ZM126 144V146H125ZM147 147H145L146 145ZM165 144V145H164ZM203 144V146H202ZM216 144V146H215ZM218 144V145H217ZM25 145V146H24ZM31 145V146H29ZM35 145V146H34ZM64 145H65V149H64ZM78 145V146H77ZM93 145V146H92ZM103 145V146H102ZM117 145V146H116ZM124 145V146H123ZM132 145V149L131 148ZM137 145V146H136ZM144 145V146H143ZM184 148H182L183 146ZM205 145V146H204ZM214 145V146H213ZM221 145V146H220ZM63 146V147H62ZM74 146V148H73ZM111 146V147H110ZM130 146V147H129ZM140 146V147H139ZM169 146V148L167 147ZM181 146V147H179ZM195 146H199L196 150ZM213 146V147H212ZM224 146V147H222ZM34 147V148H33ZM81 147V148H80ZM98 147V148H97ZM117 147V148H114ZM123 147V148H122ZM129 147V148H127ZM149 147V148H148ZM193 147V148H191ZM209 147V148H208ZM226 147V148H225ZM95 150H93V149ZM121 148V149H119ZM137 148V149H136ZM142 148V150L140 149ZM153 148V149H152ZM177 148V149H176ZM181 150H178L180 149ZM191 150H190V149ZM204 152H203V150ZM206 150H205V149ZM216 148V149H215ZM220 148V150H219ZM221 148L223 150H221ZM15 149V150H13ZM58 149V150H57ZM79 149V150H78ZM85 149V150H84ZM87 149V150H86ZM128 149V150H127ZM136 149V150H134ZM145 151H144V150ZM152 149V150H151ZM174 149V150H173ZM215 149V150H214ZM41 150V151H40ZM66 150V153H64V151ZM76 150V151H75ZM112 150V151H111ZM115 150V151H114ZM117 150V151H116ZM124 150V151H122ZM134 150V151H133ZM139 150L138 154L137 151ZM149 150V151H148ZM172 150V151H171ZM183 150V152H182ZM210 150V152H209ZM212 150V151H211ZM219 150V151H218ZM225 150V151H224ZM6 153H5V152ZM18 151V152H17ZM35 151V152H34ZM63 151V152H62ZM73 151V152H72ZM84 151V153H83ZM92 151V152H91ZM108 151V152H107ZM130 151V152H129ZM133 151L136 155V158L134 155V153L132 154ZM141 151V152H140ZM155 151V152H154ZM176 151V152H174ZM180 151V152H179ZM188 151V152H185ZM208 153H207V152ZM10 152V153H9ZM45 152V153H44ZM47 152V153H46ZM51 152V153H50ZM56 152V153H55ZM72 152V153H71ZM91 152V155H90ZM97 152V154L95 153ZM124 152V154H122ZM131 154H129V153ZM145 152V153H144ZM149 152V153H148ZM170 152V153H169ZM174 154H172V153ZM192 152L196 155L192 154ZM203 152V153H202ZM215 152V154H214ZM227 152V153H226ZM235 152V153H234ZM17 153V154H16ZM21 153V154H19ZM29 153V154H28ZM40 153V154H39ZM50 153V154H49ZM77 153V154H76ZM92 153H93V159H92ZM106 153V154H105ZM125 153L127 155H125ZM152 153V154H151ZM187 153V156L185 157V154ZM201 153V154H199ZM234 153V154H233ZM14 154V155H12ZM46 154V156L44 155ZM73 154V155H72ZM112 154V155H111ZM151 154V155H150ZM157 154V155H156ZM199 154V155H198ZM205 154V155H204ZM231 154V155H230ZM23 155V156H22ZM84 155V156H83ZM88 155V156H87ZM91 158H89L90 156ZM97 155V156H96ZM141 155V156H140ZM145 155H147V158L144 157ZM154 155V157L152 156ZM168 155V156H166ZM175 155V156H174ZM184 155V156H182ZM189 155H194L197 157H191ZM30 156V157H29ZM42 156V157H41ZM81 156V157H80ZM100 158H99V157ZM111 156V157H110ZM123 156V157H122ZM133 156V157H131ZM140 158H139V157ZM181 156V157H180ZM201 156V159H199V157ZM207 156V158H206ZM210 156V157H208ZM214 157V159L212 160V158ZM230 156V157H229ZM8 159H7V158ZM17 157H20L19 159ZM24 157V158H23ZM65 157V158H64ZM88 157V160H87ZM96 157V158H95ZM130 157V158H129ZM135 157V158H134ZM150 157V158H148ZM155 159V162H151V160L153 158ZM158 157V158H156ZM161 157V158H160ZM164 157V159H163ZM166 157V158H165ZM183 157V158H182ZM187 157H191V158H187ZM216 157V158H215ZM228 157V158H227ZM233 157H235L236 159H234ZM239 157V159H238ZM31 158V159H30ZM42 158V159H41ZM45 158V160H44ZM50 158V159H49ZM60 158V159H59ZM70 158V159H69ZM133 158V159H131ZM180 158V159H179ZM203 161H200L202 160ZM221 158V159H219ZM232 160H231V159ZM27 159V160H26ZM91 159L93 160V164L90 165V163H92ZM95 159L97 160V164H95ZM113 159V160H112ZM126 161H124V160ZM140 159V160H139ZM146 161L145 163L142 162ZM146 159V160H145ZM150 159V161H148ZM158 159V162L156 161ZM162 161H161V160ZM223 159V160H222ZM18 160V161H17ZM25 164L22 163L21 165V161ZM48 160V161H47ZM56 160V161H55ZM68 160V161H67ZM74 160V162H73ZM130 160V161H129ZM133 160V161H132ZM138 160V161H137ZM176 160V161H175ZM181 160V161H180ZM236 160V161H234ZM240 160V161H238ZM26 161V162H25ZM35 161V162H34ZM43 161V163H42ZM89 161V162H88ZM113 161V162H112ZM136 161V162H135ZM219 163H218V162ZM238 161V163H237ZM13 162H16L13 164ZM34 162V163H31ZM40 162V163H39ZM47 162V163H46ZM67 162V163H66ZM95 162V163H94ZM134 162V164H130V163ZM140 162V163H139ZM157 162V164H156ZM160 162V163H159ZM172 162V163H171ZM201 162V163H199ZM205 162V163H203ZM218 166H217V163ZM221 162V163H220ZM230 162V163H229ZM12 163V164H11ZM29 163L33 164L29 166ZM105 163V164H104ZM149 165L147 166L146 165ZM150 163V164H148ZM152 163V164H151ZM162 163V164H161ZM213 163V164H212ZM216 163V164H215ZM19 166H17V165ZM27 164V165H26ZM42 164V165H41ZM74 164V165H73ZM84 164V166H83ZM114 164V165H113ZM157 166H154V165ZM161 164V165H160ZM172 164V165H171ZM178 164V165H177ZM223 164V165H222ZM228 166H227V165ZM232 164V165H231ZM236 166H235V165ZM8 167H7V166ZM11 165V166H10ZM14 165V166H13ZM62 165V166H61ZM67 165V166H66ZM70 165V166H69ZM81 165V166H80ZM94 165V166H93ZM109 165V166H108ZM129 165V166H128ZM136 168L137 171L133 172V169L135 170L134 166ZM140 165V167H138ZM143 165V166H141ZM146 165V167H145ZM153 165V166H151ZM159 165V168H158ZM191 165V166H190ZM196 165V166H195ZM213 165V166H211ZM215 165V167H214ZM21 166V167H20ZM27 166V167H26ZM36 166V167H35ZM42 166V167H41ZM44 166V167H43ZM113 166L115 168H113ZM133 166V167H130ZM164 166V167H163ZM205 166H209L206 167ZM220 166V167H219ZM229 168H227V167ZM5 167V168H4ZM8 170H7V168ZM25 169H24V168ZM46 167V168H45ZM129 167V168H128ZM155 167V170L152 168ZM180 167V168H179ZM198 167V169H197ZM202 167V170H201ZM222 167V168H221ZM17 168V169H14ZM23 168V169H22ZM43 168V169H41ZM138 168H144L143 172L141 171L142 169ZM173 168V169H172ZM194 168V169H193ZM232 168V169H231ZM5 172H4V170ZM10 169V170H9ZM12 169V170H11ZM15 171H14V170ZM74 169V170H72ZM116 169V170H115ZM158 172H157V170ZM206 171H204V170ZM207 169H210V171ZM212 169V170H211ZM216 169V170H214ZM224 172H223V170ZM236 169V170H235ZM21 170V172L19 173V171ZM39 170V171H38ZM121 170V171H120ZM147 172V174H145V171ZM149 170V173L148 171ZM151 170L154 172L152 173ZM160 170V171H159ZM195 170V171H194ZM218 170V171H217ZM227 170V171H226ZM230 170V171H229ZM240 170L243 172H239V179L235 178L234 179V172ZM11 172V174H9V172ZM41 171V172H40ZM44 171V172H43ZM46 171V172H45ZM54 171V172H53ZM117 171V172H116ZM139 171V172H138ZM165 173H164V172ZM213 171V172H212ZM215 171V172H214ZM220 171V172H219ZM226 171V172H225ZM7 172V173H6ZM15 172V173H14ZM38 172V174H37ZM49 174H48V173ZM96 172V173H95ZM133 172V173H132ZM138 172V174H137ZM142 172V173H141ZM156 172V173H155ZM161 172V175H160ZM163 172V173H162ZM218 172L220 174H218ZM17 173H19L17 175ZM56 173V174H55ZM186 173V174H185ZM212 176V175H224V178L228 177L227 180L229 182L225 180H223V182L220 183V178L218 181V178L215 179L212 177L214 176H210L212 179V183H216V181L218 182V186L222 183L227 182L226 184H223L221 186L222 189H224V186L227 188L226 192L230 191L231 192L233 190H236L234 192H237V195L240 196L239 201L242 199L246 200L244 201H240L238 202V200H236V204L235 202H233L234 204H230L229 207V214L228 211L227 214H222L224 211H219L221 208V202L219 205V201L221 200L220 197L222 198V194L224 195V192L221 190L220 186L218 188H216L215 184L212 183H208L209 180L207 179L208 176ZM238 173V172H237ZM6 174V175H4ZM8 174V175H7ZM16 174V175H15ZM25 174V175H24ZM44 174V175H43ZM58 174V175H57ZM86 174V175H85ZM130 174V176H129ZM137 174V175H135ZM150 174V176H149ZM151 174H155V175H151ZM157 174V175H156ZM192 174V176H191ZM245 174V176H244ZM2 175V176H1ZM4 175V176H3ZM24 175V176H23ZM34 175V176H33ZM52 175V176H51ZM57 175V176H56ZM132 175V176H131ZM134 175V176H133ZM141 175V176H140ZM189 175V176H188ZM194 175V176H193ZM73 176V177H72ZM86 176V177H85ZM125 176V177H123ZM144 176V177H143ZM147 176V177H146ZM154 176V177H153ZM157 176L160 178H157ZM163 176V178L161 179V177ZM206 176V177H205ZM216 176V177H217ZM2 177V179H1ZM16 177V178H15ZM41 177V178H40ZM52 177V178H51ZM63 177V178H62ZM70 177V178H69ZM72 177V178H71ZM92 177V178H91ZM95 177V178H94ZM123 177V178H122ZM127 177V178H126ZM130 177V178H129ZM132 177V178H131ZM137 177V179H136ZM143 177V179H142ZM147 179H144V178ZM156 177V178H155ZM170 177V179H169ZM183 177V179H182ZM204 177V179H203ZM209 177V178H210ZM221 177V176H218ZM8 178V179H7ZM12 178V179H11ZM20 178V179H19ZM116 180H115V179ZM154 178L152 181L148 180V179ZM165 178V179H164ZM176 178V180H174ZM177 178H181V179H177ZM194 178V179H193ZM199 178V179H198ZM222 178V179H224ZM230 178V179H229ZM233 178V180L231 181V179ZM246 178V179H245ZM54 179V180H53ZM58 179V180H57ZM80 179V180H79ZM120 179V180H118ZM126 179V181H125ZM132 179H134L133 181H135V185L132 181ZM193 182V184L190 182ZM202 181H201V180ZM15 180V181H14ZM21 180V181H20ZM40 180V181H39ZM52 180V181H51ZM105 180V181H104ZM113 182H111V181ZM130 180V181H128ZM139 180V181H138ZM145 180V181H143ZM147 180V181H146ZM165 180V182H164ZM170 180V181H169ZM180 180V181H179ZM182 185L185 182L184 185L186 187H191V189L194 191V193H192L193 191L190 189V193L188 192L189 189L184 186H180L181 181ZM204 180V181H203ZM208 180V181H206ZM238 180V181H236ZM241 180V181H240ZM7 181V182H5ZM24 181V182H23ZM28 181V182H27ZM43 181V182H42ZM55 181V182H54ZM59 181V182H58ZM65 181V182H64ZM156 181V182H155ZM158 181V182H157ZM161 181V182H160ZM175 181V183H174ZM214 181V182H213ZM245 181V182H244ZM247 181V182H246ZM37 182V183H36ZM51 182V183H50ZM58 182V183H57ZM79 182V183H78ZM108 182V183H107ZM144 182V183H142ZM150 182V183H149ZM172 185H170L169 183ZM180 182V183H179ZM202 184H201V183ZM231 182V183H230ZM239 182V183H237ZM249 182V183H248ZM4 183H6V185L9 186L7 187ZM22 183V184H21ZM26 187H25V185ZM57 183V184H56ZM62 183V184H61ZM105 183V184H104ZM158 183V184H157ZM165 183V184H163ZM178 183V184H176ZM190 183L192 184V186H190ZM204 183L206 185H204ZM220 183V184H219ZM229 183V184H228ZM247 187H246V185ZM15 184V185H14ZM19 184V186H18ZM28 184V185H27ZM50 184V186H48ZM154 184V185H152ZM161 184V186H160ZM168 184V185H167ZM173 184L180 186V188L178 187H174ZM211 184V185H209ZM232 184V185H231ZM235 184V185H234ZM237 184V185H236ZM242 184V186H241ZM6 186L4 188V186ZM30 185V186H29ZM56 185V186H54ZM101 185V186H100ZM131 185V186H130ZM141 185V187H140ZM156 185V186H155ZM157 185L160 187H157ZM194 185V186H193ZM211 188V186L213 185V188H216L215 190L217 191V189H219L218 191H222L219 192L221 195L219 197L218 195V191L216 192V195L218 196H214L215 195V190H211L212 192L214 191V195L212 194V192H210L209 190V186ZM239 185V186H238ZM14 189H13V187ZM17 186V187H16ZM35 186V187H33ZM62 186V187H61ZM65 186V188H64ZM127 186V187H126ZM135 186V188H134ZM149 186V187H148ZM163 186L164 190H167L170 194L169 195H174V197L178 198L177 195L179 196L178 199H182L184 197H186V200L188 198V195L192 198H194L197 202L195 204V206H198V208H194L193 205L192 207H188L190 210L192 208L196 210V211H189L192 216L194 215V217L190 216L189 212L188 214L184 213L185 215L184 218H187L185 216H188V221L187 219H182L181 221H183L184 223L181 225V228L186 229L187 227L190 228V230H181L180 233H178V230L175 229V224L174 222H171L169 220V212H171V208L174 207L175 211L177 210L175 208V206H180L183 204V200H181V203L179 205L178 201H172L169 202L171 205L169 207V205H166V207L164 206L165 209H162V201L164 199H162L166 193H162L161 194V187ZM169 188H175L174 191L171 192V190L169 188L166 189V187ZM200 186V187H199ZM205 186V187H204ZM208 186V187H207ZM215 186V187H214ZM236 186V188L234 187ZM238 186V188H237ZM22 187L24 189H22ZM33 187V188H31ZM106 187V188H105ZM120 187V188H119ZM159 188L158 189H156ZM231 187V188H230ZM240 187V188H239ZM17 188V189H16ZM30 188V189H29ZM43 188V189H42ZM54 188V189H53ZM62 188V189H61ZM72 188V189H71ZM99 188V189H98ZM105 188V189H104ZM125 188V189H124ZM144 188V189H143ZM155 188V189H154ZM177 188V189H176ZM234 188V189H233ZM244 188V189H241ZM29 189V190H28ZM33 189V190H32ZM38 189V191H37ZM67 190L69 194H73L76 196L81 197V199L79 197L76 196V199L74 200L73 198H67L65 199L62 196V190ZM81 189V190H80ZM97 189V190H96ZM117 189V190H116ZM121 189V190H120ZM124 189V190H122ZM135 189V190H134ZM141 189V190H140ZM208 189V191L210 192V194L208 193V191L206 190ZM229 189V190H228ZM252 189V188H250ZM14 190V191H13ZM31 190V193L33 192V194L29 195V192ZM35 190V192H34ZM40 190V191H39ZM61 190V191H59ZM65 190V191H66ZM95 190V191H94ZM127 190V191H126ZM130 190V191H129ZM151 190V191H150ZM153 190H155L156 192H154ZM188 190V191H187ZM206 190V191H205ZM257 190V189H256ZM260 190V189H258ZM16 191V192H15ZM29 191V192H27ZM46 191V192H45ZM51 191V192H50ZM106 191V192H104ZM123 191V192H122ZM126 191V192H125ZM136 191V192H135ZM186 191L188 192L187 194ZM201 191V192H200ZM204 191V192H202ZM252 194L255 193V199L254 196L253 198V202H251L250 204H256L255 202H257L258 204L260 203V205H262L263 209H264V192H258V191H253L250 190ZM7 192V193H6ZM23 192V193H22ZM26 192L28 193V195L26 194ZM42 192V193H41ZM67 192V191H66ZM73 192V193H72ZM79 192V193H78ZM102 192V193H101ZM151 192L154 194L151 195ZM160 192V195H159ZM229 192V193H231ZM231 193V196H235L231 197V200L233 201L232 198L234 199H238V196L235 194ZM240 192V193H239ZM257 192V193H256ZM35 193V194H34ZM50 193V194H49ZM55 193V195H53ZM78 193V194H76ZM84 193V194H83ZM132 193V194H131ZM156 193V194H155ZM172 193V194H171ZM197 193V194H195ZM242 193V194H241ZM246 193V194H245ZM262 193V194H261ZM5 194V195H4ZM21 194V195H20ZM25 194V195H24ZM39 194V195H38ZM83 194V195H82ZM130 194V197H129ZM135 194V195H133ZM194 194V195H193ZM208 194V195H207ZM212 194V196H211ZM14 195V196H13ZM23 195V196H22ZM26 195L29 197L31 201H40V203H42L43 201L48 205L47 207L45 206L46 204L43 202V204L40 205V203L38 202H34L37 203V205L40 206V208L42 207V209H46V213H44V218H42L41 220H45L44 221V225L41 223L43 221H41L40 219L38 220V222H35V224L33 223V220L30 216V210H31V205L28 206L29 211L25 212V208L23 207L22 209V203L25 201H28L26 197ZM34 195V196H33ZM45 195V196H43ZM58 195V196H57ZM87 195V196H86ZM91 195V196H90ZM106 195V196H105ZM123 195V196H122ZM133 195V196H132ZM138 195V196H137ZM146 195V196H145ZM149 195V196H148ZM245 195V196H243ZM254 195V194H253ZM258 195V196H256ZM24 196H25V201H24ZM32 196V198H31ZM110 196V197H109ZM113 196V197H112ZM125 196V197H124ZM129 197V201H134L137 202H141L140 205L139 203H135L133 204L132 202L129 203L127 197ZM157 196V197H156ZM162 198H161V197ZM206 196H210L208 197L211 198L209 200H205V202L209 201L212 202L214 201V208L218 207L220 208L219 210L212 208L213 207V203H211V207L210 208H205L209 205V202L205 203L202 200L206 198ZM225 196L229 197V194L225 193ZM237 196V198H236ZM249 196V197H248ZM252 196V195H251ZM62 197V198H61ZM83 197V198H82ZM87 198V200L85 198ZM90 197V198H89ZM94 197V199H93ZM106 197V198H105ZM123 197V198H122ZM138 197V198H137ZM141 197V198H140ZM160 197V198H158ZM182 197V198H181ZM202 197V199H201ZM205 197V198H204ZM212 197H215V199H219L218 205L216 200H212ZM229 197V198H230ZM248 197V198H247ZM259 197V198H256ZM5 198V197H4ZM3 198V199H4ZM38 198H40L41 200H39ZM78 198V199H77ZM100 198V199H99ZM102 198V199H101ZM110 198V199H109ZM122 198V199H121ZM150 198V199H149ZM155 201H152L154 200ZM197 198V199H196ZM2 199V200H3ZM29 199V198H28ZM29 199V200H30ZM60 199V200H59ZM71 199H73L72 201H70ZM80 199V200H79ZM83 199L82 202H80ZM85 199V200H84ZM106 202H105V200ZM126 199V201H124ZM132 199V200H131ZM144 199V200H143ZM157 199V200H156ZM158 199H162L161 201H159ZM193 199V200H194ZM214 199V198H213ZM224 199V200H223ZM228 198H225L223 196L222 200L225 201ZM248 199V200H247ZM5 200H3L5 202ZM79 200V202H77ZM103 202L102 205L103 207H105V209L103 210V208L101 209L100 206H98V202ZM137 200V201H136ZM140 200V201H138ZM185 200V198H184ZM185 200V201H186ZM221 200V201H222ZM261 200V201H260ZM16 201V202H15ZM18 201H21L20 204H18ZM59 201V202H58ZM62 201V202H61ZM67 201V202H66ZM69 201V202H68ZM86 201V202H85ZM111 203H108V202ZM144 201V202H142ZM200 201V202H199ZM230 200H228L229 202ZM32 202V203H33ZM61 202V203H60ZM73 202V203H72ZM75 202V204H74ZM77 202V203H76ZM94 202V203H93ZM101 202L99 203V205H101ZM126 202V203H125ZM155 202V203H154ZM157 202V204H156ZM159 202V204H158ZM177 202V203H174ZM227 202V200H226ZM225 202V204H226ZM227 202V204H228ZM231 202V201H230ZM229 202V203H230ZM14 203V208L12 207ZM15 203L18 205H15ZM33 203V204H34ZM59 203V204H58ZM187 203V202H186ZM185 203V204H186ZM204 203V204H203ZM53 204V205H52ZM92 204V205H91ZM131 206H130V205ZM144 204L145 206H142ZM156 204V205H155ZM178 204V205H177ZM199 204V205H198ZM205 204L207 206H205ZM223 204V205H225ZM245 204H249V203H245ZM242 204V205H245ZM44 207H43V206ZM59 205V206H58ZM62 205V206H61ZM70 205V206H69ZM101 205V206H102ZM111 205V206H109ZM133 205V206H132ZM135 205H137L135 207ZM150 205V206H147ZM152 205V206H151ZM156 208H154L155 206ZM158 205L160 206V208L158 207ZM174 205V206H173ZM191 205V204H190ZM215 205H217L215 207ZM222 205V207H223ZM237 205V206H236ZM21 206V207H20ZM130 206V207H128ZM142 206V207H141ZM184 206V205H182ZM187 207V205H185ZM184 206V207H185ZM202 206V207H201ZM255 206V205H254ZM18 209H17V208ZM81 207V208H80ZM101 211H99L100 209ZM118 207V208H117ZM148 207V208H147ZM181 207V206H180ZM180 207H178L180 209ZM201 207V208H200ZM206 209L205 211H207L208 209H210V213L214 212V210L217 212L215 213L216 216H214V213L212 214V216L214 217H208L207 220L208 222L213 221L212 223H209L206 220L207 217H205V211H203V208ZM209 207V206H208ZM235 207V208H233ZM20 208V209H19ZM57 208V209H56ZM63 208V209H62ZM97 208V209H96ZM142 208H144L145 210H143ZM150 208V209H149ZM152 208V209H151ZM159 208V209H158ZM187 208V209H188ZM61 209V211H60ZM80 209V210H78ZM93 209V210H92ZM97 211H96V210ZM131 209V210H130ZM135 209V210H134ZM138 209V210H137ZM141 211H140V210ZM166 210V211H162V210ZM174 209L172 211H174ZM183 209V208H182ZM180 209V210H182ZM185 209V208H184ZM202 209V212L200 211ZM5 210V211H4ZM18 210V211H17ZM69 210V211H68ZM78 210V211H77ZM93 212H92V211ZM95 210V211H94ZM106 210V211H105ZM114 210V211H113ZM154 212V214L150 211ZM161 212H164L161 214ZM202 213L199 212V211ZM233 212H231V211ZM15 211V212H14ZM51 213H50V212ZM76 211V212H75ZM140 211V212H138ZM145 211L146 214L147 212H149V215H145L143 212ZM169 211V212H168ZM185 211V210H184ZM237 211V212H236ZM263 211V212H262ZM8 212V213H7ZM22 212V213H21ZM42 212H44L42 210ZM78 212V213H77ZM107 212V213H106ZM136 212V213H135ZM142 212V213H141ZM160 212V213H159ZM167 212V213H166ZM186 212V211H185ZM199 212L196 216V214H194ZM209 212V211H207ZM206 212V213H207ZM220 212V213H219ZM20 213V214H19ZM26 213V215H25ZM49 213V214H47ZM74 213V214H73ZM91 213V214H90ZM99 213V214H98ZM121 213V215H120ZM140 213V214H139ZM242 213V214H241ZM262 213V214H261ZM142 214V218L141 215ZM165 214V215H164ZM222 214V215H221ZM231 214V215H230ZM247 215V216H244ZM263 216H261V215ZM14 215V216H13ZM47 215V216H46ZM75 215V216H74ZM77 215V216H76ZM91 215V216H90ZM93 215V216H92ZM106 215V216H105ZM145 217H144V216ZM153 215V216H152ZM160 215V216H159ZM162 215H164L163 218ZM26 216V217H24ZM74 216V217H72ZM99 216V217H98ZM131 216V217H130ZM140 216V217H139ZM151 216V217H150ZM159 216V218H157ZM168 216V217H167ZM200 216V219L198 218ZM234 216H236V218H234ZM244 216V217H243ZM2 217V219H1ZM4 217V218H3ZM8 217V218H7ZM20 217V218H19ZM94 217V218H93ZM102 217V218H101ZM113 217V218H112ZM139 217V218H138ZM193 218L189 220V218ZM199 219L196 220L197 218ZM205 217V218H204ZM225 217V218H222ZM227 217V218H226ZM246 217V218H245ZM249 217V218H248ZM262 217V218H261ZM22 218L24 221H22ZM62 218V219H61ZM74 218V219H73ZM82 218V219H81ZM168 218V220L166 219ZM212 218H216V220H212ZM220 218H222L223 220H221ZM229 218V219H228ZM20 219V220H19ZM86 219V220H85ZM89 219V220H88ZM94 219V220H92ZM128 219V220H127ZM150 219V220H149ZM152 219V220H151ZM157 219V220H155ZM160 222H159V220ZM164 219V220H163ZM172 219V218H170ZM232 219V220H230ZM15 220V221H14ZM60 220H62L61 223ZM67 224H69V222H71L70 226L66 225L65 227L63 225H65V222ZM92 220V221H91ZM118 220H122L121 222ZM162 220V221H161ZM194 220H196L194 222ZM203 220V221H202ZM230 220V221H229ZM242 220V221H241ZM32 223H31V222ZM40 221V222H39ZM52 221V222H50ZM58 223H57V222ZM73 221V223H72ZM82 221V222H81ZM91 221V222H90ZM95 221V222H94ZM104 221V222H102ZM109 221V222H108ZM154 221V222H152ZM175 221V219L173 220ZM187 221V223H186ZM198 221V222H197ZM219 221V222H218ZM226 221V222H225ZM250 221V222H249ZM15 222V223H14ZM118 224H117V223ZM145 222V223H144ZM189 222V224H188ZM202 222H206L208 225H204V223ZM217 224H216V223ZM248 224H247V223ZM28 223V224H27ZM41 223V224H39ZM48 223V224H47ZM52 223V224H51ZM62 225H61V224ZM89 223V224H88ZM94 223V224H93ZM120 223V224H119ZM158 223V225H157ZM172 223V224H170ZM182 223V222H181ZM186 223V226H185ZM196 223V224H195ZM201 223L203 225H201ZM220 223V224H218ZM262 223V224H261ZM13 224V225H12ZM55 224V225H54ZM88 224V225H87ZM98 224V225H97ZM114 224V225H113ZM147 226H146V225ZM170 224V225H169ZM174 224V225H173ZM215 224V225H214ZM246 224V225H245ZM76 225V226H74ZM84 225V226H83ZM130 225V226H129ZM150 225V226H149ZM157 225V226H156ZM173 225V227H172ZM185 227H184V226ZM198 225V226H197ZM220 225V226H219ZM231 225V227H230ZM240 225V226H239ZM242 225V226H241ZM74 226V227H73ZM95 226V227H94ZM99 226V227H98ZM118 226V227H117ZM170 226V227H169ZM194 226V228H192ZM206 226V228H205ZM208 226V227H207ZM227 226V227H226ZM35 227V228H34ZM62 227V228H61ZM67 227V229H66ZM78 227V228H77ZM105 227V228H104ZM114 227V228H113ZM130 227V228H129ZM203 229H202V228ZM60 228V229H59ZM65 228V229H64ZM85 228V229H84ZM96 228V229H95ZM99 228V229H98ZM107 228L109 230H107ZM116 228V229H115ZM226 228V229H225ZM233 228V229H232ZM239 228V229H238ZM244 228V229H243ZM249 228V229H248ZM261 228V229H260ZM29 229V230H28ZM52 229V230H51ZM55 229V230H54ZM88 229L90 231H88ZM101 229V230H100ZM111 229V230H110ZM121 231H120V230ZM123 229V230H122ZM145 229V230H144ZM149 229V230H148ZM160 229V230H159ZM173 229V230H172ZM208 229V230H207ZM257 229V230H256ZM49 230V231H48ZM64 230V232H63ZM87 230V231H86ZM103 230V232H102ZM114 230V231H113ZM129 232H128V231ZM157 230V231H156ZM194 230V231H193ZM197 230V231H196ZM206 230V231H205ZM233 230V231H232ZM235 230V231H234ZM80 231V232H79ZM96 231V232H95ZM98 231V232H97ZM109 231V232H108ZM111 231V232H110ZM153 231V232H152ZM165 231V232H164ZM213 231V232H212ZM60 232V233H59ZM72 232V233H71ZM95 232V233H94ZM118 232V233H116ZM167 232V233H166ZM177 232V233H176ZM195 233V235L193 236L192 233ZM247 232V233H246ZM107 235H106V234ZM113 233V234H112ZM121 233V236H120ZM165 233V234H163ZM169 233V234H168ZM176 233V234H175ZM191 233V234H190ZM193 233V234H194ZM250 233V234H249ZM257 233V234H256ZM3 234V235H2ZM86 234V235H85ZM129 234V235H128ZM163 234V235H162ZM178 234H181V236H178ZM252 234V235H251ZM33 235V236H31ZM48 235V236H47ZM58 235V236H57ZM65 235V236H64ZM84 235V236H83ZM91 235V236H90ZM94 235V236H93ZM98 235V236H97ZM113 238H112V236ZM127 235V236H126ZM171 235V236H170ZM192 235V236H191ZM249 240V243L247 241V238ZM6 236V237H5ZM109 238H108V237ZM117 239H116V237ZM120 236V237H119ZM166 236V237H165ZM177 236V237H176ZM202 236V237H201ZM254 236V237H253ZM263 236V237H262ZM106 237V238H105ZM122 237V242L121 238ZM175 237V238H174ZM181 237V239H180ZM208 237V238H207ZM242 237V238H241ZM244 237L246 238V241L244 239ZM3 238V240H2ZM89 238V239H88ZM102 238V239H101ZM104 238V239H103ZM177 238V239H176ZM205 238V239H204ZM7 239V240H6ZM72 239V241H71ZM112 239V240H111ZM130 239V240H129ZM186 239L188 241H186ZM190 239V241H189ZM192 239V241H191ZM196 239V240H195ZM203 239V240H202ZM244 239V240H243ZM39 240V241H38ZM87 240V241H86ZM119 240V241H118ZM231 240H233L231 242ZM254 240V241H253ZM259 241V244L262 246L261 249L259 247L258 242L255 241ZM31 241V242H30ZM135 241V242H133ZM185 241V242H184ZM201 241V242H200ZM48 242V243H47ZM93 242V243H92ZM125 242V243H124ZM219 242V243H218ZM231 242V243H229ZM244 242V243H243ZM248 244H247V243ZM68 243V244H67ZM87 243V244H86ZM200 243V244H199ZM208 243V244H207ZM228 243V244H227ZM135 244V245H134ZM172 244V245H171ZM186 244V245H185ZM217 244V245H216ZM220 244V245H219ZM239 244V246L237 247V245ZM247 244V245H246ZM252 244V245H251ZM18 245V246H17ZM46 245V246H45ZM85 245V246H84ZM130 245V247H129ZM175 248H173L174 246ZM197 245V246H195ZM202 245V246H200ZM219 245V246H218ZM229 245V246H228ZM8 246V247H6ZM50 246V247H49ZM99 246V247H98ZM118 246V248H117ZM125 248H124V247ZM140 246V248L138 247ZM206 246V247H205ZM211 246V247H210ZM233 246V247H232ZM240 246H243L244 248H240ZM134 249H133V248ZM172 247V248H171ZM178 247V248H177ZM217 247V248H216ZM220 247V249H219ZM231 247V248H230ZM237 247V248H235ZM251 247V248H250ZM17 248V249H16ZM30 248V249H29ZM57 248V249H56ZM113 248V249H112ZM138 248V249H136ZM149 248V249H146ZM194 248V249H193ZM222 248V249H221ZM238 248H240V250H238ZM256 248L258 250H256ZM19 249V250H18ZM86 249V250H85ZM102 249V250H101ZM176 249L178 253H180V250H182V252H184V256L180 255V254H176ZM251 249V250H249ZM4 250V251H3ZM15 250V251H14ZM148 250V251H147ZM162 250H164L162 252ZM174 250L176 253V255L174 254L175 258L172 257L173 255H171V252ZM223 250V251H222ZM231 250V251H230ZM237 250V251H236ZM24 251V252H23ZM50 251V253H49ZM56 251V252H55ZM170 252L168 254H165L164 252ZM222 251V252H221ZM227 251V252H226ZM229 251V252H228ZM58 252V254H57ZM116 252V253H115ZM125 252V253H124ZM130 252V253H129ZM166 252V253H167ZM208 252L209 256H208ZM214 252V253H213ZM225 255H224V253ZM236 252H241V254L237 255ZM11 253V254H10ZM14 253V254H13ZM16 253V254H15ZM39 253V254H38ZM70 253V254H69ZM98 253V254H97ZM142 253V254H141ZM161 253V255H160ZM223 253V254H221ZM235 253V254H234ZM244 253V255H242ZM90 254V255H89ZM113 254V255H112ZM116 254V255H115ZM120 254V255H119ZM132 254V255H131ZM140 254V255H139ZM152 254V255H151ZM166 256H165V255ZM199 254V255H198ZM206 254V256H205ZM213 254V256H212ZM218 254V255H215ZM247 254V255H246ZM24 255V256H23ZM28 255V256H27ZM67 255V256H66ZM130 257H129V256ZM202 255V256H201ZM220 255V257H219ZM223 255V256H222ZM237 255V256H235ZM251 255V256H249ZM22 256V257H21ZM167 256H170L167 257ZM188 256V258H187ZM208 256L209 259L213 258L212 260H209L208 258H206ZM34 257V258H33ZM60 257V258H59ZM116 257V258H115ZM123 257V258H122ZM133 257H135L133 259ZM182 257V258H181ZM199 257V258H198ZM218 257V258H217ZM251 257V258H250ZM21 258V259H19ZM33 258V259H32ZM184 258V259H183ZM195 258V259H194ZM206 258V259H204ZM222 258V259H221ZM224 258V259H223ZM250 258V259H249ZM133 259V260H132ZM169 259V260H168ZM178 259V260H176ZM189 259V262H188ZM217 259V260H216ZM249 259V260H248ZM257 259V258H256ZM12 260V261H10ZM18 260V261H16ZM80 260V261H79ZM135 260V261H134ZM164 262H163V261ZM255 260V259H254ZM261 260L260 257H258V261ZM25 261V262H24ZM106 261V262H105ZM150 261V262H149ZM174 261V262H173ZM224 261V262H223ZM226 261V262H225ZM229 261V262H228ZM257 261V260H256ZM254 261V264H260V262H256ZM81 262V263H80ZM98 262V263H97ZM135 262V263H134ZM220 262V263H219ZM223 262V263H222ZM261 262H264V259L261 260ZM252 263V264H253ZM245 264V263H244ZM262 264V263H261Z\"/></svg>",
  "mask_w": 264,
  "mask_h": 264
},
{
  "label": "bare ground",
  "instance_id": "6f19581e",
  "mask_svg": "<svg viewBox=\"0 0 264 264\" xmlns=\"http://www.w3.org/2000/svg\"><path fill=\"white\" fill-rule=\"evenodd\" d=\"M7 1H8V0H7ZM41 1H42V0H41ZM50 1H51V0H50ZM52 1H53V0H52ZM59 1H60V0H59ZM75 1H76V4H78L79 2H80L81 4L83 3V7H85V6H84V0H79V2H78L77 0H64V2H66V6H67L68 4H70V6H72V5H71L72 2L74 3ZM87 1H88V0H87ZM89 1H90V0H89ZM94 1H95V0H94ZM100 1H101V0H99L98 2H100ZM112 1H114V0H112ZM135 1H136V0H135ZM140 1H142V0H140ZM146 1H147V0H146ZM152 1H153V0H152ZM187 1H188V2H191V1H192V2H193V0H191V1H190V0H186V2H187ZM194 1H195V0H194ZM199 1H200V0H199ZM199 1L196 0L195 2L198 3ZM218 1H219V0H218ZM0 2H1V1H0ZM15 2H16V1H15ZM17 2H18V1H17ZM28 2H29V1H28ZM31 2H33V1H31ZM44 2H45V1H44ZM44 2H43V3H44ZM57 2H58V1H57ZM64 2H63V3H64ZM77 2H78V3H77ZM85 2H86V1H85ZM98 2H97V3H98ZM192 2H191L190 5H193ZM195 2H194V4H195ZM21 3H22V2H21ZM60 3H61V1H60ZM86 3H88V2H86ZM86 3H85V4H86ZM90 3H91V2H90ZM118 3H119V2H118ZM133 3H134V2H133ZM184 3H185V2H184ZM197 3H196V5L198 6V9H200V8H202V7L204 8V5H205V4H203V6L201 7V3H202V2H201V3L199 2L200 6H199V4H197ZM212 3H213V2H212ZM216 3H217V2H216ZM216 3H215V4H216ZM242 3H244V2L242 1ZM11 4H12V3H11ZM55 4H56V3H55ZM57 4H58V3H57ZM81 4H80V5H81ZM92 4H94V3H92ZM92 4H90V5H92ZM98 4H99V3H98ZM137 4H139V3H137ZM145 4H148V3H145ZM157 4H158V3H157ZM182 4H183V3H182ZM208 4H209V3H208ZM208 4H207V7L205 6L204 11L206 12L207 15L210 14V12H211V15H208V17H207V15H205V12L203 11V8L201 9V11H203V14L205 15V17H207V19H209V17L212 16V14H213L214 11H215V10L213 11L212 9H215V8H213V7H216V5H217V4H216V5H215V4H211V5L209 4L210 7L213 5V6L211 7V9H210V7L208 6ZM221 4H222V3H221ZM15 5H17V4H15ZM62 5H63V7H65V3L62 4ZM100 5H101V4H100ZM113 5H114V4H113ZM151 5H152V4H151ZM165 5H166V4H165ZM214 5H215V6H214ZM27 6H28V5H27ZM70 6H67V7H70ZM73 6H74V5H73ZM75 6H76V5H75ZM123 6H124V5H123ZM144 6H145V5H144ZM148 6L150 7V5H148ZM218 6H219V5H218ZM250 6H251V3H250ZM250 6H249V7H250ZM8 7H10V6H8ZM20 7H21V6H20ZM60 7H61V6H60ZM63 7H62V8H63ZM98 7H99V6H98ZM113 7H114V6H113ZM141 7H142V5H141ZM155 7H156V6H155ZM172 7H173V6H172ZM177 7H178V6H177ZM192 7H193V6H192ZM222 7H223V6H222ZM222 7H221V8H222ZM251 7H252V6H251ZM6 8H7V7H6ZM14 8H15V7H14ZM52 8H53V7H52ZM57 8H58V7H57ZM75 8H76V7H75ZM77 8H78V7H77ZM115 8H116V7H115ZM136 8H137V7H136ZM207 8L210 9V10H208L209 12L207 11ZM219 8H220V7H219ZM237 8H238V7H237ZM12 9H13V7H12ZM60 9H61V8H60ZM70 9H72V7H71ZM85 9H86V8H85ZM85 9L83 8V10H85ZM87 9H88V7H87ZM92 9H94V8H92ZM109 9H110V8H109ZM124 9H125V8H123V10H124ZM142 9H143V8H142ZM142 9H141V10H142ZM146 9H147V8H146ZM146 9H145V10H146ZM187 9H188V8H187ZM191 9H192V8H191ZM255 9H256V8H255ZM1 10H2V9H1ZM1 10H0V11H1ZM6 10H7V9H6ZM21 10H23V9H21ZM38 10H39V9H38ZM40 10H41V9H40ZM62 10H63V9H62ZM74 10H75V9H74ZM96 10L98 11V9H96ZM115 10H116V9H115ZM139 10H140V9H139ZM145 10H144V12H145ZM167 10H168V9H167ZM170 10H171V9H170ZM211 10L213 11V13H212ZM218 10H219V9H218ZM246 10H247V9H246ZM11 11H12V10H11ZM15 11H16V10H15ZM23 11H24V10H23ZM36 11H37V10H36ZM54 11H55V10H54ZM54 11H53V12H54ZM56 11H57V10H56ZM72 11H73V10H71V12H72ZM75 11H76V10H75ZM77 11H78V10H77ZM80 11H81V10H80ZM85 11H87V10H85ZM92 11H93V10H92ZM126 11H127V10H126ZM142 11H143V10H142ZM146 11H147V10H146ZM150 11H151V10H150ZM153 11H154V10H153ZM172 11H173V10H172ZM174 11H175V10H174ZM187 11H188V10H187ZM189 11H190V10H189ZM45 12H46V11H45ZM62 12H63V11H62ZM67 12H68V11H67ZM73 12H74V11H73ZM83 12H84V11H83ZM88 12H90V11L88 10ZM114 12H115V11H114ZM122 12H123V11H122ZM140 12H141V11H140ZM165 12H166V11H165ZM177 12H178V11H177ZM183 12H184V11H183ZM194 12H195V11H194ZM219 12H220V11H219ZM219 12H218V13H219ZM235 12H236V11H235ZM244 12H245V11H244ZM244 12H243V13H244ZM13 13H14V12H13ZM38 13H39V12H38ZM77 13H79V12H77ZM93 13H94V12H93ZM95 13H96V12H95ZM119 13H120V12H118V14H119ZM147 13H148V12H146V14H147ZM151 13H152V12H151ZM172 13H173V12H172ZM195 13H196V12H195ZM195 13H194V15H195ZM239 13H240V11H239ZM253 13H254V12H253ZM255 13H256V12H255ZM23 14H24V13H23ZM26 14H27V13H26ZM31 14H32V13H31ZM48 14H50V13H48ZM53 14H54V13H53ZM55 14H58V16H59V13H58V12L55 13ZM62 14H63V13H62ZM66 14H67L66 17H68V18H74V17H75L74 15H70L69 12L66 13ZM75 14H76V13H75ZM83 14H84V13H83ZM86 14H87V13H86ZM99 14H100V13H98V15H99ZM139 14L141 15V13H139ZM139 14H138V15H139ZM143 14H144V13H143ZM158 14H159V13H158ZM160 14H161V13H160ZM200 14H202V12H200ZM203 14L200 15V16H202V21H203V22L205 21V24H207V22L209 23V21L206 22L207 19L204 17ZM232 14H233V13H232ZM246 14H247V13H246ZM263 14H264V13H263ZM19 15H20V14H19ZM63 15H64V17H65V14H63ZM123 15H124V14H123ZM127 15H129V14H127ZM164 15H165V14H164ZM194 15H193V16H194ZM256 15H257V13H256ZM260 15H261V14H260ZM25 16H26V15H25ZM25 16H24V17H25ZM38 16H39V15H38ZM43 16H45V15H43ZM79 16H80V15H79ZM101 16H102V15H101ZM107 16H108V15H107ZM149 16H150V15H149ZM167 16H168V15H167ZM167 16H166V17H167ZM183 16H184V15H183ZM257 16H258V15H257ZM2 17H3V16H2ZM14 17H16V16H14ZM26 17H27V16H26ZM48 17H49V16H48ZM59 17H61V16H59ZM62 17H63V16H62ZM77 17H78V16H77ZM95 17H96V16H95ZM133 17H134V16H133ZM143 17H144V16H143ZM173 17H174V16H173ZM176 17H177V16H176ZM189 17H190V15H189ZM195 17H196V16H195ZM198 17H199V16H198ZM217 17H218V16H216V19H217ZM245 17H246V16H245ZM32 18H33V17H32ZM32 18H31V20H32ZM55 18H56V17H55ZM57 18H58V17H57ZM68 18H67V20H68ZM80 18H81V17H80ZM80 18H79V19H80ZM83 18H86V17H83ZM83 18H82V19H83ZM88 18H89V17H88ZM93 18H94V17H93ZM116 18H117V17H116ZM127 18H128V17H127ZM162 18H164V17H162ZM214 18H215V16H214ZM228 18H229V17H228ZM252 18L254 19V16H253ZM260 18H261V17H260ZM29 19H30V18H29ZM43 19H44V18H43ZM49 19H50V18H49ZM76 19H77V18H76ZM100 19H101V18H100ZM137 19H138V18H137ZM144 19H145V18H144ZM144 19H143V20H144ZM192 19H193V18H192ZM204 19H206V20H204ZM218 19H219V18H218ZM247 19H248V18H247ZM253 19H252V20H253ZM257 19H258V18H257ZM0 20H1V19H0ZM9 20H10V19H9ZM18 20H19V19H18ZM34 20H35V19H34ZM52 20H53V19H52ZM83 20H84V19H83ZM85 20H86V19H85ZM88 20H89V19H88ZM111 20H113V18H112ZM125 20H126V19H125ZM190 20H191V19H190ZM213 20H214V19H213ZM213 20H212V21H213ZM255 20H256V19H255ZM21 21H22V20H21ZM61 21H62V20H61ZM64 21H65V20H64ZM74 21H76L75 18H74V20H72L71 22H73V24H74ZM113 21H114V20H113ZM148 21H149V20H148ZM178 21H179V20H178ZM183 21H184V20H183ZM193 21H194V20H193ZM257 21H258V20H257ZM260 21H261V20H260ZM15 22H16V21H15ZM23 22H24V21H23ZM56 22H57V21H56ZM77 22H78V21H77ZM77 22H76V24H77V26H78L79 23H77ZM84 22H85V21H84ZM86 22H87V20H86ZM116 22H117V21H116ZM131 22H132V21H131ZM131 22H130V23H131ZM145 22H146V20H145ZM154 22H155V21H154ZM245 22H246V21H245ZM254 22H255V21H254ZM254 22H253V23H254ZM9 23H10V22H9ZM31 23H32V22H31ZM36 23L39 24V22H36ZM42 23H43V22H42ZM65 23H66V21H65ZM91 23H92V22H91ZM168 23H169V22H168ZM181 23H182V22H181ZM194 23H195V22H194ZM198 23H199V22H198ZM238 23H239V22H238ZM257 23H258V22H257ZM0 24H1V23H0ZM19 24H20V23H19ZM21 24H22V23H21ZM33 24H35V22H34ZM43 24H44V23H43ZM50 24H51V23H50ZM57 24H58V23H57ZM57 24H56V25H57ZM63 24H64V23H63ZM63 24H62V25H63ZM96 24H97V23H96ZM111 24H112V23H111ZM114 24H115V23H114ZM117 24H118V23H117ZM146 24H148V23H146ZM163 24H164V23H163ZM201 24H203V23H201ZM201 24H200V25H201ZM209 24H210V23H209ZM216 24H217V23H216ZM216 24H215V26H216ZM219 24H220V23H219ZM259 24H260V23H259ZM39 25H40V24H39ZM39 25H37V29H36V30H38V26H39ZM52 25H53V24H52ZM74 25H75V24H74ZM107 25H108V24H107ZM137 25H138V24H137ZM139 25H140V24H139ZM139 25H138V26H139ZM154 25H155V24H154ZM174 25H175V24H174ZM179 25H180V24H179ZM223 25H224V22H223ZM244 25H245V24H244ZM33 26H34V25H33ZM54 26H55V25H54ZM60 26H61V25H60ZM63 26H64V25H63ZM70 26H72V25H70ZM81 26H82V23H81ZM110 26H111V25H110ZM122 26H123V25H122ZM126 26H128V25H126ZM162 26H163V25H162ZM169 26H170V25H169ZM201 26L203 27V25H201ZM201 26H200V27H201ZM205 26H206V25H204V27H205ZM234 26H235V25H234ZM255 26H256V25H255ZM29 27H30V26H29ZM85 27H87V25H86ZM85 27H83V28H85ZM88 27H89V26H88ZM91 27H92V26H91ZM93 27H94V26H93ZM104 27H105V26H104ZM143 27H144V26H143ZM151 27H152V26H151ZM171 27H172V26H171ZM179 27H180V26H179ZM182 27H183V26H182ZM202 27H201V28H202ZM217 27H218V26H217ZM217 27H216V28H217ZM241 27H242V26H241ZM260 27H261V26H260ZM19 28H21V27H19ZM35 28H36V25H35ZM46 28H47V27H46ZM75 28H77L76 25H75ZM79 28H80V26H79ZM79 28H77V29H79ZM96 28H97V27H96ZM120 28H121V27H120ZM120 28H119V29H120ZM127 28H128V27H127ZM129 28H130V27H129ZM137 28H138V27H137ZM141 28H142V27H141ZM141 28H140V29H141ZM154 28H155V27H154ZM201 28H200L199 30H201L202 33H205V31H203L204 28H203V29H201ZM206 28H207V27H205V30H206ZM210 28H211V27H210ZM230 28H231V27H230ZM238 28H239V27H238ZM256 28H257V27H256ZM1 29H2V28H1ZM26 29H27V28H26ZM31 29H32V28H31ZM43 29H44V28H43ZM77 29H76V30H77ZM89 29H90V28H89ZM116 29H117V28H116ZM123 29H124V28H123ZM142 29H144V28H142ZM147 29H148V28H147ZM172 29H173V28H172ZM190 29H191V28H190ZM220 29H221V28H219V31H220ZM227 29H228V28H227ZM234 29H235V28H234ZM234 29H233V30H234ZM258 29H259V28H258ZM258 29H257V30H258ZM260 29H261V28H260ZM262 29H263V28H262ZM27 30H28V29H27ZM39 30H40V29H39ZM44 30H45V29H44ZM44 30H43V31H44ZM48 30L50 31V29H47V31H48ZM82 30H83V29H82ZM82 30L80 29V32H81V33H83L85 29L83 30V32H82ZM87 30H88V28H87ZM99 30H100V29H99ZM120 30H121V29H120ZM152 30H153V29H152ZM154 30H155V29H154ZM168 30H169V29H168ZM174 30H175V29H174ZM174 30H173V32L176 33V31H174ZM263 30H264V29H263ZM4 31H5V30H4ZM18 31H19V30H18ZM34 31H35V30H33L32 32H34ZM139 31H140V30H139ZM145 31H146V30H145ZM196 31H197V30H196ZM201 31H200V32H201ZM214 31H215V30H214ZM235 31H236V29H235ZM235 31H234V32L231 31V33H228V34H230V35H232L233 37L236 38L237 35L234 36V35L236 34ZM260 31H261V30H260ZM32 32H30V35H31ZM36 32H37V31H36ZM44 32H45V31H44ZM44 32H42V30H41V33H42V34H43ZM53 32H54V31H52V33H53ZM59 32H60V31H59ZM66 32H67V31H66ZM72 32H73V31H72ZM88 32H89V31H88ZM88 32H86V30H85L84 33H85V34H86V33L88 34ZM115 32H116V31H115ZM123 32H124V31H123ZM134 32H135V31H134ZM141 32H142V31H141ZM141 32H140V33H141ZM143 32H144V31H143ZM143 32H142V34H143ZM149 32H150V31H149ZM162 32H163V31H162ZM164 32H165V31H164ZM179 32H180V31H179ZM200 32H199V33H200ZM221 32H222V30H221ZM228 32H229V30H228ZM232 32H233V34H234V33H235V34L233 35ZM1 33H2V32H1ZM3 33H5V32H3ZM12 33H13V32H12ZM12 33H11V34H12ZM23 33H24V32H23ZM39 33H40V31H39ZM52 33H49L48 36L51 34L50 37H53L54 35H53ZM73 33H74V32H73ZM75 33H78V31H75ZM84 33H83V34H84ZM89 33H90V32H89ZM91 33H92V31H91ZM103 33H104V32H103ZM135 33H136V32H135ZM140 33H139V34H140ZM170 33L172 34V32H170ZM202 33H201V34H202ZM206 33H207V31H206ZM209 33H210V31H209ZM209 33H207V35H208ZM9 34H10V33H9ZM13 34H14V33H13ZM33 34H34V33H33ZM36 34H38V33H36ZM36 34H35V35H36ZM60 34H62V33H60ZM87 34H86V35H87ZM122 34H123V33H122ZM122 34H121V35H122ZM152 34L154 35V32H153ZM156 34H157V33H156ZM156 34H155V35H156ZM158 34H159V33H158ZM158 34H157V35H158ZM167 34H168V33H167ZM171 34H170V35H171ZM182 34H183V33H182ZM182 34H181V35H182ZM210 34H211V35H210ZM210 34H209L210 36L208 37V39H204V38H206V36H207V35H206V36L203 37L202 42L199 41V42L202 43V44H199L200 48H199V47H196L197 50H199L198 53L200 54V52H201L204 56H207V57H208L207 60H209V61H206V62H210V61H211V69H213V67H214V69H217L218 71L220 70V68H221L222 70H224L225 73H226V71H227L228 78H227L226 80H228V86H229L228 89H230L231 93H232V92L234 93V94L232 93L231 95H232V96L234 95L233 98H235V95H236V98H237L236 101H238V100H241V102L244 101L245 103H244V102H243V103L246 104L245 108H246L247 106H249L248 109L250 110V112H248V111H249V110H248V111L245 113L244 111H246V109H245V110L243 109V107H242V104H243V103H242V104L240 103V104H241V107H237V106H236L237 109H240L239 112L242 113V114H241V119H240V120H241V123H240V125H239L240 127L242 126V129L239 128L240 131H239V129L236 128V127H235L236 129H233V126H232V129H229V128H231V127L229 126V123H227V125L229 126L228 129H227L226 125H225L226 122H225L224 124H221L220 130H221V129L224 130V131H222V133H225V134H224V138H223V139H224V143H223V144L228 148L227 150H229V149H231V150H233V149L237 150V154H238L237 156L241 157L240 159L242 160V161H241V162H242V165L240 164V162L238 163V161H240V160H238L237 163H238V165H240V166H238V169H239V167H240V169L242 168V169L244 170V172L246 173V176H248V178H250V179H249V182H250L251 184H250L248 187L251 186L250 188H252V189H250V188H245V189H246V193H247V189H248V192H249V193H251L250 190H253L254 192H255V191L261 192V190H262V192H264V75L262 74V71H260V68H259V67L261 66V64H260L259 62L256 61V59H257L256 56H257V55H261L262 57H264V39H263V37H264V33H263V31H262V33L260 34L261 37H259V34H258V38H259V40H257L258 42H256V38L253 40V41H255V44H256V43L258 44V47H255L256 50H255V49H251V44L254 43V42H252V43L250 44L251 52H250V53H248V52L245 53V54H249V55H248L249 58L246 57V56H242V55H244V50H242L243 48L241 47V44H242V43L240 44V48L238 47L239 45H237V43H236L237 40H238V36H239V35L237 36V39L234 40L235 38H232V39H231V36H230V35H229V36H230V37H229V36H227L225 33L222 34L225 38H227V37L230 38V39L228 38L229 40L226 39V40H228V43L232 42L231 44H233V40H234V42H235V43L232 45L233 47L235 46V47H234L235 50L232 51V54H231V52H230L231 55L228 56L227 54H229V53H226V52L228 51V48L231 46V44H229L230 46L227 45L226 41H224L225 38H222L221 33H218V32L213 33V32H212V33H210ZM239 34H240V32H239ZM243 34H244V32H243ZM15 35H16V34H15ZM25 35H26V34H25ZM45 35H47V32H46ZM52 35H53V36H52ZM74 35H75V34H74ZM81 35H82V34H81ZM89 35L91 36V34H89ZM110 35H111V34H110ZM147 35H148V34H147ZM163 35H164V34H163ZM174 35H176V34H174ZM178 35H179V33H178ZM203 35H205V34H202V36H203ZM225 35H226L227 37H226ZM41 36H42V35H41ZM48 36H44V37H48ZM57 36H58V35H57ZM87 36H88V35H87ZM87 36H86V37H87ZM97 36H98V35H97ZM97 36H95V37H97ZM137 36H138V35H137ZM172 36H173V34H172ZM172 36H171V37H172ZM188 36H189V35H188ZM192 36H195V35H192ZM198 36H199V35H198ZM244 36H245V35H244ZM251 36H252V35H251ZM3 37H4V36L2 35V38H3ZM8 37H9V36H8ZM8 37H7V38H8ZM24 37H25V36H24ZM28 37H29V36H28ZM34 37H36V39L38 38L37 36H34ZM42 37H43V36H42ZM60 37H61V36H60ZM75 37H76V36H75ZM75 37H74V38H75ZM80 37H82V36H80ZM84 37H85V36H84ZM120 37H121V36H120ZM162 37H163V36H162ZM196 37H197V36H196ZM255 37H256V36H255ZM0 38H1V37H0ZM4 38H5V37H4ZM22 38H23V37H22ZM58 38H59V36H58ZM58 38H56V36H55L56 41H58V40L60 39V38H59V39H58ZM61 38H62V37H61ZM78 38H79V36H78ZM92 38H93V37H92ZM139 38H140V37H139ZM164 38H165V37H163V39H164ZM167 38H168V37H167ZM175 38H176V37H175ZM246 38H247V36H246ZM261 38H262V41L260 40ZM26 39H27V38H26ZM31 39H32V38H31ZM39 39H40V38H39ZM53 39H54V37L52 38V40H53ZM57 39H58V40H57ZM69 39H70V38H69ZM75 39H76V38H75ZM132 39H133V38H132ZM151 39H152V38H151ZM156 39H157V38H156ZM156 39H155V40H156ZM165 39H166V38H165ZM241 39H242V38H241ZM249 39H250V38H249ZM251 39H252V38H251ZM9 40H10V39H9ZM29 40H30V39H29ZM45 40H46V42H47V41L50 40V38H49V40H48V38H46ZM62 40H63V42H65L64 39H62ZM62 40H61V41L59 40V41L62 42ZM85 40H86V39H85ZM88 40H89V39H88ZM90 40L92 41V39H90ZM93 40H94V39H93ZM130 40H131V39H130ZM140 40H141V39H140ZM149 40H150V39H149ZM158 40H159V39H158ZM166 40H167V39H166ZM169 40H170V39H169ZM172 40H173V39H172ZM188 40H189V39H188ZM204 40H205V41H204ZM230 40H232V41H230ZM37 41H39V40L37 39ZM37 41H36V42H37ZM56 41H55V43H56ZM77 41H78V39L76 40V42H77ZM80 41H81V40H80ZM94 41H95V40H94ZM134 41H135V40H134ZM151 41H152V40H151ZM151 41H149V42L151 43ZM162 41H163V40H162ZM229 41H230V42H229ZM245 41H246V40H245ZM4 42H5V41H4ZM4 42H3V43H4ZM21 42H22V40H21ZM24 42H25V41H24ZM36 42H35V43H36ZM50 42H51V41H50ZM60 42H59V43H60ZM63 42H62V43H63ZM92 42H93V41H92ZM99 42H100V41H99ZM103 42H104V41H103ZM125 42H126V41H125ZM158 42H159V41H158ZM197 42H198V40H197ZM246 42H248V41H246ZM259 42H260L261 44H260ZM1 43H2V42H1ZM11 43H12V42H11ZM26 43H28V42L26 41ZM39 43H40V41H39ZM43 43H44V41H43ZM43 43H42V44H43ZM62 43H60L61 46L67 44V43H65V44H64V43L62 44ZM80 43H81V42H80ZM94 43H95V42H94ZM118 43H119V42H118ZM127 43H128V42H127ZM129 43H130V42H129ZM139 43H140V42H139ZM153 43H154V42H153ZM163 43H164V42H163ZM167 43H168V42H167ZM172 43H173V42H172ZM180 43H181V42H180ZM190 43H191V40H190ZM238 43H240V42H238ZM22 44H23V43H22ZM22 44H21V45H22ZM32 44H33V42H32ZM40 44H41V43H40ZM44 44H46V43H44ZM56 44H57V43H56ZM56 44H55V45H56ZM97 44H98V43H97ZM115 44H116V43H115ZM120 44H122V43H120ZM135 44H136V43H135ZM140 44H141V43H140ZM156 44H157V43H156ZM159 44H161V43H159ZM193 44H194V43H193ZM197 44H198V43H197ZM2 45H3V44H2ZM14 45H15V44H14ZM28 45H29V43H28ZM49 45H50V44H49ZM67 45H68V44H67ZM94 45H95V44H94ZM94 45H93V46H94ZM122 45H123V44H122ZM125 45H126V44H125ZM141 45H142V44H141ZM163 45H165V44H162V46H163ZM170 45H171V44H170ZM170 45H168V46H170ZM186 45H187V44H186ZM186 45H185V46H186ZM195 45H196V44H195ZM25 46L27 47V44H25ZM30 46H31V45H30ZM38 46H39V45H38ZM38 46L36 45V47H38ZM45 46H46V45H45ZM51 46H52V45H51ZM65 46H66V45H65ZM68 46H69V45H68ZM75 46H76V44H75ZM87 46H88V44H87ZM102 46H103V45H102ZM106 46H107V45H106ZM118 46H119V45H118ZM128 46H129V45H128ZM137 46L139 47V45H137ZM150 46H151V45H150ZM154 46H156V45H154ZM159 46H161V45H159ZM171 46H173V45H171ZM197 46H198V45H197ZM236 46H237V48H236ZM256 46H257V45H256ZM39 47H41V46H39ZM66 47H67V46H66ZM81 47H82V46H81ZM81 47H79V48H81ZM104 47H105V46H104ZM143 47H144V46H143ZM164 47H165V46H164ZM166 47H167V46H166ZM186 47H187V46H186ZM243 47H244V46H243ZM245 47L247 48V45H246ZM253 47H254V46H253ZM6 48H7V47H6ZM16 48H18V47H16ZM21 48H22V47H21ZM27 48H28V47H27ZM27 48H26V49H27ZM29 48H30V47H29ZM31 48H32V47H31ZM41 48H42V47H41ZM41 48H40V49H41ZM50 48H51V47H50ZM50 48H49V49H50ZM54 48H56V47H54ZM68 48H69V47H67V49H68ZM88 48H89V47H88ZM95 48H96V47H95ZM100 48H101V47H100ZM109 48H110V47H109ZM116 48H117V46H116ZM124 48H125V47H124ZM130 48H131V47H130ZM141 48H142V47H141ZM141 48H140V49H141ZM157 48H158V47H157ZM194 48H195V47H194ZM196 48H195V49H196ZM198 48H199V49H198ZM231 48H232V47L229 48L230 51H231ZM1 49H2V48H1ZM12 49H13V48H12ZM34 49L36 50L37 48H34ZM38 49H39V48H38ZM44 49H45V48H44ZM52 49H53V48H52ZM63 49H64V47H63ZM65 49H66V48H65ZM69 49H70V48H69ZM91 49H92V48H91ZM93 49H94V48H93ZM132 49H134V48H132ZM136 49H137V48H136ZM151 49H152V48H151ZM151 49H150V50H151ZM163 49H164V48H163ZM168 49H169V48H168ZM172 49H173V48H172ZM174 49H175V48H174ZM189 49H190V48H189ZM6 50H7V49H6ZM9 50H10V49H9ZM24 50H25V48H24ZM32 50H33V49H32ZM35 50H34V52H35ZM41 50H42V49H41ZM50 50H51V49H50ZM54 50H56V49H54ZM59 50H60V49H59ZM75 50H76V49H75ZM84 50H85V49H84ZM89 50H90V49H89ZM98 50H99V49H98ZM124 50H125V49H124ZM160 50H161V49H160ZM193 50H194V49H192V51H193ZM245 50H246V49H245ZM18 51H19V50H18ZM22 51H23V50H22ZM25 51H27V50H25ZM28 51H31V50H28ZM42 51H43V50H42ZM56 51H57V50H56ZM67 51L69 52V50H67ZM73 51H74V50H73ZM90 51H91V50H90ZM99 51H100V50H99ZM116 51H117V50H116ZM174 51H175V50H174ZM180 51H181V50H180ZM187 51H188V50H187ZM235 51H236V52H235ZM3 52H4V51H3ZM3 52H2V53H3ZM38 52H39V50H38ZM52 52H53V51H52ZM76 52H77V51H76ZM76 52H74V54H75ZM91 52H92V51H91ZM91 52H89V53L92 54L93 52H92V53H91ZM102 52H103V50H102ZM120 52H121V51H120ZM144 52H145V50H144ZM149 52H150V51L148 50V54H150L152 51H151L150 53H149ZM154 52H155V50H154ZM154 52H152V53H154ZM188 52H189V51H188ZM188 52H187V53H188ZM20 53H21V52H20ZM31 53H32V52H31ZM45 53H46V52H45ZM48 53H49V52H48ZM77 53H78V52H77ZM79 53H80V51H79ZM82 53H84V51H83ZM99 53H100V52H99ZM105 53H106V52H105ZM121 53H122V52H121ZM129 53H130V52H129ZM155 53H156V52H155ZM193 53H195V52L193 51ZM196 53H197V52H196ZM196 53H195V54H196ZM6 54H7V53H6ZM11 54H12V53H11ZM18 54H19V53H18ZM22 54H23V52H22ZM58 54H59V53H58ZM67 54H68V53H66V55H67ZM95 54H97V53H95ZM95 54H94V55H95ZM103 54H104V53H103ZM146 54H147V53H145V55H144L143 57H145ZM166 54H167V53H166ZM173 54H174V53H173ZM195 54H194V55H195ZM3 55H4V54H3ZM9 55H10V54H9ZM39 55H40V53H39ZM60 55H61V53H60ZM70 55H72V54H70ZM100 55H101V54H100ZM106 55H107V54H105V56H106ZM138 55H139V54H138ZM154 55H155V54H154ZM177 55H178V54H177ZM185 55H186V54H185ZM203 55H202V56H203ZM7 56H8V55H7ZM23 56H24V55H23ZM32 56H33V55H32ZM34 56H36V55H34ZM41 56H42V55H41ZM45 56H46V55H45ZM67 56H68V55H67ZM75 56H76V55H75ZM135 56H136V54H135V52H134V53H133V56L130 57V58H131L130 61L132 60V57H135ZM140 56H141V55H140ZM148 56H149V55H148ZM148 56H147V57H148ZM204 56H203V57H204ZM3 57H4V56H3ZM5 57H6V56H5ZM17 57H18V56H17ZM17 57H16V59H18ZM47 57H48V56H47ZM61 57H62V56H61ZM107 57H109V56H107ZM107 57H106V58H107ZM122 57H123V56H122ZM128 57H129V55H128ZM151 57H152V56H151ZM178 57H179V56H178ZM181 57H183V56H181ZM181 57H180V58H181ZM192 57H193V55H192ZM198 57H199V56H198ZM207 57H205V58H207ZM245 57H246V58H245ZM7 58H8V57H7ZM26 58H27V57H26ZM44 58H45V57H44ZM44 58H43V59H44ZM51 58H52V57H51ZM58 58H59V57H58ZM65 58H66V57H65ZM82 58L84 59V57H82ZM92 58H94V57H92ZM104 58H105V57H104ZM115 58H116V57H115ZM149 58H150V57H148L147 59H149ZM154 58H155V57H154ZM164 58H166V57L164 56ZM164 58H163V59H164ZM194 58H195V57H194ZM196 58H197V57H196ZM27 59H28V58H27ZM31 59H32V58H31ZM31 59H30V60H31ZM88 59H89V58H88ZM88 59H87V60H88ZM119 59H120V58H119ZM119 59H118V60H119ZM124 59H125V58H124ZM128 59H129V58H128ZM133 59H134V58H133ZM135 59H137V58H135ZM161 59H162V58H161ZM246 59H247L248 61H247ZM263 59H264V58H263ZM263 59H262V60H263ZM11 60H12V59H11ZM28 60H29V59H28ZM28 60H27V61H28ZM35 60H36V57H34V62H35ZM41 60H42V59H41ZM44 60H45V59H44ZM63 60H64V59H63ZM70 60H71V59H70ZM84 60L87 61L86 59H84ZM84 60H83V61H84ZM96 60H97V59H96ZM98 60H99V57H98ZM116 60H117V59H116ZM122 60H123V59H122ZM137 60H138V59H137ZM170 60H171V58H170ZM172 60H173V59H172ZM178 60H179V59H178ZM184 60H185V59H184ZM262 60H260V61H262ZM16 61H17V60H16ZM18 61H19V60H18ZM24 61L27 62L26 60H23V62H24ZM31 61H32V60H31ZM38 61H39V60H38ZM38 61H37V62H38ZM81 61H82V60H81ZM100 61H101V60H100ZM140 61H141V60L139 59V62H140ZM152 61H153V60H152ZM202 61H203V60H202ZM263 61H264V60H263ZM14 62H15V61H14ZM93 62H94V61H93ZM114 62H115V61H114ZM135 62H136V60H135ZM149 62H150V61H149ZM161 62H162V61H161ZM169 62H170V61H169ZM27 63H28V62H27ZM30 63H31V62H30ZM30 63H29V64H30ZM32 63H33V62H32ZM35 63H36V62H35ZM50 63H51V62H50ZM58 63H60V62H58ZM62 63H63V61H62ZM62 63H61V64H62ZM87 63H88V62H87ZM87 63H85V64H87ZM90 63L93 64L92 62H90ZM90 63H89V65H90ZM97 63H98V62H97ZM97 63H96V64H97ZM100 63H102V62H100ZM202 63H203V62H202ZM256 63H258L260 66L258 67V65H257ZM261 63H262V62H261ZM1 64H2V63H1ZM9 64H10V63H9ZM9 64H8V65H9ZM13 64H14V63H13ZM23 64H24V63H23ZM41 64H42V63H41ZM61 64H60V65H61ZM102 64H103V63H102ZM137 64H141V63H137ZM145 64H146V63H145ZM156 64H157V63H156ZM207 64H208V63H207ZM6 65H7V64H6ZM8 65H7V66H8ZM21 65H22V64H21ZM31 65H32V64H31ZM35 65H37V64H35ZM38 65H39V64H38ZM44 65H45V64H44ZM65 65H66V64H65ZM68 65H69V64H68ZM119 65H120V64H119ZM134 65H135V64H134ZM152 65H153V64H152ZM171 65H172V63H171ZM175 65H176V64H175ZM184 65H185V64H184ZM213 65H214V66H213ZM263 65H264V62H263ZM56 66H57V65H56ZM66 66H67V65H66ZM66 66H65V67H66ZM74 66H76V65H74ZM78 66H79V65H78ZM99 66H100V65H99ZM107 66H108V65H107ZM122 66H123V65H122ZM135 66H136V65H135ZM159 66H160V65H159ZM189 66H190V65H189ZM197 66H198V65H197ZM205 66H206V65H205ZM208 66H209V65H208ZM208 66H207V67H208ZM11 67H12V66H11ZM11 67H10V68H11ZM13 67H14V66H13ZM13 67H12V68H13ZM32 67H33V65H32ZM40 67H41V66H40ZM95 67H96V66H95ZM95 67H94V68H95ZM124 67H125V66H124ZM129 67H130V66H129ZM145 67H146V66H145ZM145 67H144V69H146ZM160 67H161V66H160ZM261 67H262V66H261ZM37 68H38V67H37ZM37 68H35V69H37ZM46 68H47V67H46ZM70 68H71V67H70ZM86 68H87V67H86ZM91 68H92V67H91ZM102 68H103V67H102ZM115 68H116V67H115ZM117 68H118V67H117ZM157 68H158V67H157ZM164 68H165V67H164ZM183 68H184V67H183ZM187 68H188V67H187ZM204 68H205V67H204ZM263 68H264V67H263ZM17 69H18V68H17ZM109 69H110V68H109ZM112 69H114V68L112 67ZM121 69H122V68H121ZM162 69H163V67H162ZM178 69H179V68H178ZM178 69H177V70H178ZM184 69H185V68H184ZM189 69H190V68H189ZM198 69H199V68H198ZM40 70H41V69H40ZM76 70H77V69H76ZM99 70H100V67H99V69L96 70V71H99ZM136 70H137V69H136ZM146 70H148V69H146ZM146 70H145V71H146ZM150 70H151V69H150ZM157 70H158V69H157ZM171 70H172V69H171ZM195 70H196V69H195ZM204 70H206V69H204ZM261 70H262V68H261ZM10 71H11V70H10ZM15 71H16V69H15ZM50 71H52V70H50ZM96 71H94V72H96ZM101 71H103V70H101ZM116 71H117V70H116ZM131 71H132V70H131ZM138 71H139V70H138ZM138 71H137V72H138ZM164 71H165V70H164ZM263 71H264V69H263ZM13 72H14V71H13ZM29 72H30V71H29ZM32 72H33V71H32ZM37 72H38V71H37ZM90 72H91V71H90ZM139 72H140V71H139ZM158 72H160V71H157V73H158ZM166 72L169 73L168 70H167ZM197 72H198V71H197ZM219 72H220V71H219ZM38 73H39V72H38ZM98 73H99V72H98ZM106 73H107V72H106ZM126 73H127V70H126ZM145 73H146V72H145ZM162 73H163V72H162ZM177 73H178V72H177ZM211 73H212V72H211ZM214 73H215V72H214ZM2 74H3V73H2ZM13 74H14V73H13ZM23 74H24V73H23ZM27 74H28V72H27ZM33 74H34V73H33ZM40 74H41V73H40ZM40 74L38 75L39 78H40ZM43 74H44V73H43ZM61 74H62V73H61ZM83 74H84V73H83ZM95 74H96V73H95ZM100 74H101V72H100ZM100 74H99V77L101 78V75H102V74H101V75H100ZM178 74H179V73H178ZM185 74H187V73H185ZM185 74H184V75H185ZM194 74H195V73H194ZM194 74H193V75H194ZM28 75H29V74H28ZM74 75H75V74H74ZM105 75H106V74H105ZM110 75H111V74H110ZM114 75H115V74H114ZM145 75H146V74H145ZM156 75H158V74H156ZM179 75H180V74H179ZM179 75H178V76H179ZM184 75H183V76H184ZM196 75H197V74H195V76H196ZM198 75H199V73H198ZM203 75H204V74H203ZM208 75H209V74H208ZM208 75H207V76H208ZM225 75H226V74H225ZM8 76H9V75H8ZM122 76H123V75H122ZM131 76H132V75H131ZM131 76H130V77H131ZM138 76H140V75H138ZM143 76H144V75H143ZM147 76H148V75H147ZM169 76H170V74H169ZM186 76H187V75H186ZM218 76H219V75H218ZM19 77H20V76H19ZM27 77H28V76H27ZM41 77H42V76H41ZM109 77H110V76H109ZM123 77H124V76H123ZM140 77H141V76H140ZM151 77H152V76H151ZM153 77H154V76H153ZM155 77H156V76H155ZM157 77H158V76H157ZM170 77H171V76H170ZM176 77H177V76H176ZM176 77H174V78H176ZM184 77H185V76H184ZM191 77H192V76H191ZM203 77H204V76H203ZM209 77H210V75H209ZM223 77H224V76H223ZM9 78H10V76H9ZM11 78H12V77H11ZM42 78H43V77H42ZM45 78H46V80H47V77H45ZM115 78H116V77H115ZM141 78H142V77H141ZM172 78H173V77H172ZM174 78H173V79H174ZM181 78H182V76H181ZM188 78H189V77H188ZM17 79H18V78H17ZM43 79H44V78H43ZM50 79H51V78H50ZM73 79H74V78H73ZM93 79H94V78H93ZM117 79H118V78H117ZM126 79H127V78H126ZM148 79H149V78H148ZM156 79H157V78H156ZM165 79H167V78H165ZM169 79H170V78H169ZM173 79H172V80H173ZM179 79H180V78H179ZM184 79H185V78H184ZM192 79H193V78H192ZM205 79H206V78H205ZM38 80H39V79H38ZM113 80H114V79H113ZM135 80H136V79H135ZM138 80H139V79H138ZM150 80H151V79H150ZM157 80H158V79H157ZM159 80H160V78H159ZM162 80H163V79H162ZM195 80H196V79H195ZM199 80H200V76H199ZM199 80H198V81H199ZM206 80H207V79H206ZM226 80H225V81H226ZM8 81H9V80H8ZM152 81H153V79H152ZM185 81H186V80H185ZM187 81H188V80H187ZM198 81H197V83H198ZM200 81H201V80H200ZM200 81H199V82H200ZM207 81H208V80H207ZM209 81H212V80H209ZM214 81H216V80H214ZM214 81H213V82H214ZM218 81H219V80H218ZM218 81H216V82H218ZM13 82H15V81H13ZM51 82H52V81H51ZM120 82H121V81H120ZM154 82H155V80H154ZM154 82H152V83H154ZM158 82H160V81H158ZM161 82H162V81H161ZM169 82H170V81H169ZM178 82H179V84H181V85H182L183 83H185V82L180 83L181 81H178ZM178 82H176V81L174 82V81H173L174 84L177 83V84H175V85L178 87V88H175V89H177V91H178V89H179V90L181 89V88L178 86V85H179ZM201 82H202V83H200L201 85L204 84L203 81H201ZM220 82H221V81H220ZM226 82H227V81H226ZM30 83H31V82H30ZM46 83H47V82H46ZM129 83H130V82H129ZM134 83H135V82H134ZM138 83H139V81H138ZM142 83L144 84V82H142ZM164 83H165V82H164ZM164 83H163V84H164ZM170 83H171V82H170ZM186 83H187V82H186ZM186 83H185V85H186ZM17 84H18V83H17ZM20 84H21V83H20ZM48 84H49V83H48ZM131 84H132V83H131ZM143 84H142V85H143ZM158 84H159V83H157V85H158ZM161 84H162V83H161ZM167 84L169 85V83H167ZM188 84H189V82H188ZM190 84H191V83H190ZM192 84H193V83H192ZM6 85H7V84H6ZM148 85H149V82H148ZM151 85H153V84H151ZM151 85H150V87H151ZM168 85H166V86L164 85V86L167 87ZM171 85H173V84L171 83V84L169 85L170 87L168 86V89H170L171 87L175 86V85H173V86H171ZM181 85H180V86H181ZM197 85H198V84H197ZM197 85H196V87H197ZM201 85L199 86V88L201 87ZM211 85H213V83H212ZM216 85H217V83H216ZM92 86H93V85H92ZM110 86H111V85H110ZM125 86H126V85H125ZM153 86H154V85H153ZM183 86H184V85H182L181 87L183 88ZM187 86H188V85H187ZM208 86H209V84L207 85V87H208ZM14 87H16V86H14ZM45 87H46V85H45ZM107 87H108V86H107ZM140 87H141V85H140ZM156 87H158V86H156ZM156 87H155V88H156ZM160 87H161V86H160ZM160 87H159V88H160ZM162 87H163V86H162ZM162 87H161V89L165 88V87H163V88H162ZM185 87H186V86H185ZM190 87H191V86H190ZM194 87H195V86H194ZM214 87H215V86H214ZM220 87H221V86H220ZM224 87H225V86H224ZM26 88H27V87H26ZM93 88H94V86H93ZM128 88H129V87H128ZM136 88H138V85H137ZM141 88H142V87H141ZM146 88L148 89V87H146ZM159 88H158V89L156 88V89H157V90H161V89H159ZM187 88H188V87H187ZM187 88H186V89H187ZM191 88H192V87H191ZM201 88H202V87H201ZM205 88H206V87H205ZM215 88H216V87H215ZM37 89H38V88H37ZM86 89H87V88H86ZM113 89H114V88H113ZM116 89H117V88H116ZM150 89H151V88H150ZM156 89H155V90H156ZM166 89H167V88H166ZM166 89H165V90H166ZM168 89H167V90H168ZM172 89H173V88H172ZM172 89H171V90H172ZM175 89H174V91H175ZM194 89H195V88H193V90H194ZM197 89H198V88H197ZM202 89H203V88H202ZM202 89H201V90H202ZM218 89H219V88H218ZM221 89H222V88H221ZM228 89L226 90V92L228 91ZM10 90H11V89H10ZM15 90H16V89H15ZM50 90H51V89H50ZM102 90H103V89H102ZM120 90H121V89H120ZM139 90H140V88L137 89V91H139ZM142 90H144V89H142ZM145 90H146V89H145ZM157 90H156V92H157ZM165 90L163 89L164 92H165ZM184 90H185V89L183 88V96H182V97H184V95L187 94V92H186L187 90H186V91H184ZM191 90H192V89H191ZM198 90H200V89H198ZM205 90H206V89H205ZM209 90H211V88H209ZM219 90H220V89H219ZM224 90H225V89H224ZM21 91H22V90H21ZM31 91H32V90H31ZM118 91H119V90H118ZM118 91H117V92H118ZM130 91H131V90H130ZM140 91H141V90H140ZM177 91H175V92H177ZM10 92H11V91H10ZM18 92H20V91H18ZM44 92H45V91H44ZM59 92H60V91H59ZM92 92H93V91H92ZM126 92H127V90H126ZM134 92H136V91H134ZM145 92H147V91H145ZM148 92H150V91H148ZM151 92H152V91H151ZM164 92H163V93H162V92H159V93H162V95H164L163 97L166 98V97L169 95V94H168V95L166 96V93H169V91H168V92H165V93H164ZM179 92H182V89H181V91H179ZM184 92H186V93L184 94ZM194 92H195V91H194ZM194 92H192V93H194ZM207 92H208V91H207ZM209 92H211V91H209ZM209 92H208V93H209ZM212 92H213V91H212ZM217 92H218V91H217ZM222 92H223V91H222ZM13 93H14V92H13ZM38 93H39V92H38ZM60 93H61V92H60ZM132 93H133V92H132ZM132 93H131V94H132ZM152 93H153V92H152ZM152 93H151V94H152ZM189 93H190V92H189ZM189 93H188V94H189ZM195 93H196V92H195ZM197 93H198V92H197ZM199 93H200V92H199ZM201 93H202V91H201ZM205 93H206V91H205ZM224 93H225V92H224ZM4 94H5V93H4ZM17 94H20V93H17ZM51 94H52V93H51ZM66 94H67V93H66ZM73 94H74V93H73ZM128 94H129V91H128ZM131 94H130V95H131ZM137 94H138V93H137ZM137 94H136V95H137ZM140 94H141V95L144 94L143 91H141ZM140 94H139V95H140ZM146 94H147V93H146ZM171 94H172V93H171ZM171 94H170L169 97H167V98L171 99V98H170ZM188 94H187V95H188ZM209 94H210V93H209ZM227 94H228V93H227ZM5 95H6V94H5ZM21 95H22V94H21ZM111 95H112V93H111ZM113 95H114V94H113ZM113 95H112V96H113ZM126 95H127V94H126ZM130 95H129V96H130ZM132 95H134V94H132ZM148 95H149V94H148ZM154 95H155V94H154ZM160 95H161V94H160ZM172 95H173V94H172ZM174 95H175V94H174ZM176 95H177V93H176ZM176 95H175V96H172V101H173V102L171 101V103H173V105H174V104L176 103V100H180V101H177L178 103L180 102V103H179V106H178V103H177V105H176V104H175V105H176V107H178V108L180 109V107H181L180 104H182V107L184 108V105H183V104H184V102H185L184 100H186V98H184V99L182 98L183 100L180 99V98H181V97H180L181 93H180V95H179V93H178V95H179V97H180L179 99H178V95H177V97H176ZM190 95H191V94H190ZM192 95H193V94H192ZM195 95H196V94H195ZM224 95H225V94H224ZM228 95H229V94H228ZM43 96H44V95H43ZM62 96H63V95H62ZM104 96H105V95H104ZM106 96H107V95H106ZM106 96H105V97H106ZM117 96H118V95H117ZM127 96H128V95H127ZM134 96H135V95H134ZM142 96H143V95H142ZM150 96H152V95H150ZM199 96H200V95H199ZM204 96H206V95H204ZM229 96H230V95H229ZM229 96H228V97H229ZM131 97H132V96H131ZM137 97H139V96H136L135 99H133V97H132V99L135 101V100L137 99ZM146 97H147V96H146ZM146 97H145V98H146ZM148 97H149V96H148ZM156 97H157V96H156ZM173 97H176V98H173ZM185 97H186V95H185ZM216 97H217V96H216ZM225 97H226V96H225ZM225 97H224V98H225ZM228 97H227V98H228ZM86 98H87V97H86ZM109 98H110V97H109ZM112 98H113V97H112ZM125 98H126V97H125ZM143 98H144V97H143ZM143 98H142V99H143ZM159 98H160V97H159ZM159 98H157L156 100H159ZM167 98H166V99H167ZM188 98H189V97H188ZM190 98L193 99V101L195 100L194 95H193V97L191 96ZM199 98H200V97H199ZM199 98H198V99H199ZM205 98H206V97H205ZM208 98H209V97H208ZM224 98H223V99H224ZM9 99H10V97H9ZM13 99H14V98H13ZM16 99H17V98H16ZM42 99H43V98H42ZM97 99H98V98H97ZM129 99H131V98H129ZM151 99H152V97H151ZM151 99H150V100H151ZM166 99H165V102H166L165 104L168 105L167 108L171 109L172 107H170V105H171V104H170V100H169V101L167 100V101H168V102H167ZM175 99H176V100H175ZM191 99H190V101L187 99V100L189 101V102H188V103H189V106H193V104L195 105V102H196V101H194V103L192 102L193 104L191 105V103H190V102H191ZM200 99H201V98H200ZM202 99H203V98H202ZM211 99H212V98H211ZM211 99H210V101H211ZM231 99H232V98H231ZM71 100H72V98H71ZM99 100H100V99H99ZM112 100H113V99H112ZM115 100H117V98H116ZM133 100H132V101H133ZM140 100H141V99H140ZM152 100H153V99H152ZM163 100H164V98H163ZM163 100H162V103H163ZM181 100L184 101V102L182 103ZM225 100H226V99H225ZM232 100H233V99H232ZM14 101H15V100H14ZM14 101H13V102H14ZM19 101H20V100H19ZM67 101H69V100H67ZM89 101H90V99H89ZM125 101H126V100H125ZM174 101H175V103H174ZM208 101H209V100H208ZM208 101H207V102H208ZM210 101H209V102H210ZM213 101H214V100H213ZM213 101H211V102L214 104ZM221 101H222V100H221ZM25 102H26V101H25ZM94 102H95V101H94ZM109 102H110V104H113V103H114V102L111 103V101H109ZM118 102H119V101H118ZM120 102H121V101H120ZM122 102H123V100H122ZM159 102H160V101H159ZM207 102H206V103H207ZM209 102H208V103H209ZM224 102H225V101H224ZM228 102H231V100H230V101L228 100ZM238 102H239V101H238ZM238 102H237V103H238ZM17 103H18V102H17ZM20 103H21V102H20ZM22 103H23V102H22ZM124 103H127V102H124ZM130 103H131V101H130ZM130 103H129V104H130ZM139 103H140V102H138V104H139ZM168 103H169V104H168ZM186 103H187V101H186ZM186 103H185V104H186ZM203 103H205V101H204ZM203 103H202V104H203ZM222 103H223V102H222ZM225 103H227V102H225ZM233 103H235V102H233ZM53 104L55 105V103H53ZM98 104H99V103H98ZM131 104H133V103H131ZM135 104H137V103H135ZM135 104H134V105H135ZM153 104H154V103H153ZM153 104H150V105H148V106L151 107V105H153ZM165 104L163 103L162 105H165ZM200 104H201V103H200ZM218 104L220 105L221 102H220V103L218 102ZM230 104H231V103H229V105H230ZM244 104H243V105H244ZM16 105H17V104H16ZM37 105H40V104H37ZM37 105H36V107H37ZM69 105H70V104H69ZM85 105H86V104H85ZM125 105H127V104H125ZM143 105H144V104H143ZM166 105H165V106H166ZM173 105H172V106H173ZM175 105H174L173 108H172L173 110H174V109H175V110L177 109V108H175ZM186 105H188V104H186ZM186 105H185V107H186ZM208 105H209V104H208ZM208 105H206V106L208 107ZM236 105H237V104H236ZM17 106H18V105H17ZM19 106H20V105H19ZM43 106H44V105H43ZM71 106H72V105H71ZM89 106H90V105H89ZM93 106H94V105H93ZM120 106H121V105H120ZM130 106H131V105H130ZM130 106H129V107H130ZM157 106H158V105H157ZM157 106H156V107H157ZM165 106H162V107H165ZM189 106H188L187 108H189ZM217 106H218V105H217ZM222 106H223V105H222ZM226 106H227V105H226ZM226 106H225V107H226ZM238 106H239V104H238ZM22 107H23V106H22ZM36 107H35V108H36ZM41 107H42V106H41ZM41 107L36 108L37 111H34L35 108L33 107L34 109L31 108V110H33L34 113H33L31 110H29V112H30V113L32 112L33 114H35L34 116H36L37 114H36L35 112L38 113V110H40L39 108H41ZM61 107H62V106H61ZM81 107H82V105H81ZM112 107H113V106H112ZM115 107H116V106H115ZM131 107H132V106H131ZM131 107H130V109H131ZM136 107H138V106H135V109H136ZM139 107H140V106H139ZM142 107H143V106H142ZM149 107H148V108H149ZM153 107L156 108L155 106H153ZM162 107L160 106V108H161V109H160L159 106H158V107H157V108H158V112H157V113L155 112L156 115H155L154 117H155V119H156V120H155L156 123H157V122H158V123H161L162 121L164 122V120L161 121V119H162V118L164 119V117H162L160 120L158 119V118L160 117V115L163 116L164 114H166V115H169V117H170V115L173 117V112L176 113L175 110L171 113V110H172V109L168 111L167 108H165L167 111L164 110V113H163V111H162ZM182 107H181V108H182ZM202 107H203V105H202ZM225 107H224V108H225ZM232 107H233V106H232ZM119 108H120V107H119ZM127 108H128V107H127ZM127 108H126V109H127ZM140 108H141V107H140ZM157 108H156V109H157ZM187 108H185V109H183V110H184V111H187V110H186ZM190 108L194 109V107H190ZM204 108H205V107H204ZM208 108H209V107H208ZM218 108H219V107H218ZM218 108H217V109H218ZM227 108H228V107H227ZM233 108H234V107H233ZM233 108H232L231 110H233ZM17 109H18V108H17ZM26 109H27V108H26ZM36 109H35V110H36ZM59 109H60V108H59ZM70 109H71V108H70ZM126 109H125V110H126ZM133 109H134V108H133ZM145 109H146V108H145ZM145 109H143V110H145ZM196 109H198V108H196ZM199 109H200V108H199ZM229 109H230V108H229ZM229 109H227V110H229ZM234 109H236V108H234ZM14 110H15V109H14ZM127 110H128V109H127ZM147 110H148V109H147ZM151 110H152V108H151ZM153 110H155V109H153ZM177 110H178V109H177ZM177 110H176V111H177ZM183 110H181V111L179 110L177 113H178L180 116H182L180 112L183 113ZM202 110H203V109H202ZM205 110H206V109H205ZM209 110H210V108H209ZM213 110H214V109H213ZM219 110H220V109H219ZM227 110L225 109V111H227ZM231 110H230V112L234 113V112L231 111ZM22 111H23V110H22ZM41 111H42V110H41ZM55 111H56V110H55ZM87 111H88V110H87ZM100 111H101V110H100ZM116 111H117V110H116ZM123 111H124V110H123ZM139 111H140V110H139ZM139 111H136V110H135V112H139ZM145 111H146V110H145ZM145 111H143V112H145ZM155 111H156V110H155ZM215 111H217V110H215ZM13 112H14V111H13ZM24 112H25V111H24ZM53 112H54V111H53ZM71 112H73V111H71ZM120 112H122V110H121ZM147 112H148V111H147ZM149 112H150V111H149ZM166 112H167V113H166ZM189 112H191L190 109L188 110L187 113H189ZM194 112H195V111H194ZM194 112H193V113H194ZM206 112L208 113L209 111H206ZM223 112H224V111H223ZM230 112H229V113L227 112V114L230 115ZM236 112H237V111H236ZM18 113H19V112H18ZM22 113H23V112H22ZM27 113H28V112H27ZM42 113H44V111H42ZM73 113H74V112H73ZM124 113H125V111H124ZM129 113L131 114L132 112H131V111L129 112V110H128V114H129ZM153 113H154V112H153ZM161 113H162V114H161ZM177 113L174 114V117L182 118V117L178 116ZM200 113H202V111H201ZM207 113H206L205 115H207ZM214 113H215V112H214ZM214 113H213V114H214ZM217 113H218V112H217ZM219 113H220V112H219ZM12 114H13V113H12ZM16 114H17V113H16ZM47 114H48V113H47ZM55 114H56V113H55ZM83 114H84V113H83ZM93 114H94V113H93ZM108 114H109V113H108ZM120 114H121V113H120ZM132 114H133V113H132ZM138 114H139V113H138ZM138 114H137V115H138ZM184 114H185V112H184ZM184 114H183V115H184ZM196 114H197V112H196ZM196 114H195V115H196ZM198 114H199V113H198ZM198 114H197V115H198ZM209 114H210V113H209ZM222 114H223V113H222ZM234 114H235V113H234ZM236 114H237V113H236ZM17 115H18V114H17ZM95 115H96V114H95ZM115 115H116V114H115ZM125 115H126V114H125ZM135 115H136V114H135ZM145 115H146V114H145ZM149 115L151 116V114H149ZM152 115H153V114H152ZM176 115H177V116H176ZM185 115H186V114H185ZM217 115H218V114H216V117H217ZM220 115H221V114H220ZM231 115H233V114H231ZM242 115H243V116H242ZM31 116H32V115H31ZM40 116H41V115H40ZM42 116H44V115H42ZM55 116H56V115H55ZM88 116H89V115H88ZM98 116H99V115H98ZM126 116H127V115H126ZM129 116H130V115H129ZM131 116H132V115H131ZM164 116H165V115H164ZM187 116H188V115L183 116L182 119L184 120ZM189 116L192 117L193 114L190 115V113H189ZM189 116H188V117H189ZM202 116H203V115H202ZM221 116H222V115H221ZM221 116H220V117H221ZM233 116H234V115H233ZM233 116H232V117H233ZM37 117H38V116H37ZM56 117H57V116H56ZM67 117L69 118V116H67ZM140 117H141V116H140ZM143 117H144V116H143ZM145 117H146V116H145ZM169 117H167V118H169ZM172 117H170V120H171V121L169 120V122H167L168 120H167V118H166V116H165V118H166V119H165V124H166V123L168 124V128H167V129H169V125H170L171 123L173 124V123L175 122V121L172 122V121L175 119V118L173 119ZM188 117H187V118H188ZM199 117H200V116H199ZM203 117H205V116H203ZM203 117H202V118H203ZM222 117H224V116H222ZM232 117H230V118H232ZM238 117H239V114H238ZM88 118H89V117H88ZM105 118H106V117H105ZM113 118H114V117H113ZM122 118H124V116H123ZM129 118H130V117H129ZM131 118H132V117H131ZM131 118H130L129 121H131ZM133 118H134V117H133ZM138 118H139V117H138ZM147 118H148V117H147ZM149 118H150V117H149ZM171 118H172V119H171ZM209 118H210V117H209ZM209 118H208V119H209ZM226 118H227V117H226ZM235 118H237V117H235ZM21 119H22V118H21ZM27 119H28V118H26V120H27ZM43 119L45 120V117H43ZM62 119H63V118H62ZM81 119H82V118H81ZM110 119H111V118H110ZM125 119H126V118H125ZM134 119H135V118H134ZM134 119H133V121H134ZM141 119H142V118H141ZM141 119H140V120H141ZM152 119H154V118H152ZM182 119H181V120H182ZM188 119H189V118H188ZM191 119H192V118H191ZM196 119H197V118H196ZM203 119H204V118H203ZM211 119H212V118H211ZM218 119H219V118H218ZM220 119H221V118H220ZM224 119H225V118H224ZM38 120H39V117H38ZM107 120H108V119H107ZM115 120H116V119H115ZM136 120H138V119H136ZM136 120L134 121V123L136 122ZM150 120H151V119H150ZM166 120H167V121H166ZM175 120H176V119H175ZM177 120H178V119H177ZM177 120H176V121H177ZM183 120H182V121H183ZM186 120H187V119H186ZM194 120H195V119H194ZM205 120H207V119H205ZM205 120H203V122H202V121H201V118H200L199 123L202 122V124H203V123L205 122ZM226 120H227V119H226ZM238 120H239V119H238ZM16 121H17V123H18V120H17V119H16ZM34 121H36V118H35ZM34 121H32V122H34ZM40 121H41V120H40ZM45 121H46V120H45ZM47 121H48V120H47ZM71 121H72V120H71ZM92 121H93V120H92ZM113 121H114V120H113ZM151 121H152V120H151ZM153 121H154V120H153ZM159 121H160V122H159ZM182 121L177 122V124L180 123V122L182 123ZM184 121H185V120H184ZM215 121H216V119L214 120V122H215ZM220 121H221V120H220ZM230 121H231V120H230ZM28 122H30V121L28 120ZM32 122H30V123H32ZM42 122H43V120H42ZM51 122H52V121H51ZM58 122H59V121H58ZM99 122H100V121H99ZM108 122H109V121H108ZM144 122H145V121H144ZM163 122H162V123H163ZM211 122H213V121H211ZM221 122H222V121H221ZM4 123H5V122H4ZM26 123H27V121H26ZM48 123H49V122H48ZM48 123H46V125H47ZM53 123H54V122H53ZM53 123H52V124H53ZM55 123H56V122H55ZM61 123H62V122H61ZM101 123H102V122H101ZM104 123H105V122H104ZM114 123H116V122L114 121ZM130 123H131V122H130ZM158 123H157V125H158ZM181 123H180V124H181ZM183 123H184V122H183ZM183 123H182V124H183ZM188 123H190V122H188ZM188 123H187V124H188ZM197 123H198V122H197ZM208 123H209V121H208ZM208 123H207V124H208ZM215 123H216V122H215ZM215 123H214V124H215ZM236 123H237V120H236ZM238 123H239V121H238ZM14 124H15V123H14ZM36 124H37V123H36ZM75 124H76V123H75ZM106 124H107V122H106ZM106 124H105V125H106ZM125 124H126V122H125ZM127 124H128V123H127ZM136 124H137V123H136ZM136 124H135V126H136ZM142 124H143V122H142ZM150 124L153 125V123H150ZM150 124H149V125H150ZM165 124H164V125H165ZM167 124H166V127H167ZM184 124H185V123H184ZM187 124H186V126H187ZM191 124H192V123H191ZM218 124H219V123H218ZM241 124H242V125H241ZM17 125H18V124H17ZM38 125H39V124H38ZM78 125H80V123H79ZM111 125H112V124H111ZM128 125H129V124H128ZM130 125H131V124H130ZM154 125H155V124H154ZM157 125H155V127H156ZM174 125H176V122H175ZM174 125H173V126H174ZM200 125H201V124H200ZM209 125H210V124H209ZM215 125H216V124H215ZM231 125H233V124H231ZM237 125H238V124H237ZM1 126H2V125H1ZM8 126H9V125H8ZM27 126H28V123H27ZM48 126H49V125H48ZM73 126H74V125H73ZM73 126H71V127H73ZM87 126H88V125H87ZM90 126H91V125H90ZM100 126H101V125H100ZM102 126H103V125H102ZM160 126L165 127V126L159 124V126H158L157 128H154V129H160V131L164 132V129H165L166 127H165V128H162V127H160ZM178 126H179V124L176 125V127H178ZM181 126H182V125H181ZM204 126H205V125H204ZM21 127H23V126H21ZM24 127H25V126H24ZM54 127H55V126H54ZM103 127H104V126H103ZM129 127H130V126H129ZM129 127H126V128H129ZM132 127H133V126H132ZM137 127L139 128V126H137ZM153 127H154V126H153ZM170 127H172V126H170ZM176 127H175V128H176ZM183 127H184V126H183ZM192 127H193V126H192ZM211 127H212V126H211ZM211 127H210V128H211ZM11 128H12V127H11ZM88 128H89V127H88ZM95 128H97V127H95ZM115 128H116V127H115ZM135 128H136V127H135ZM141 128L143 129V127H141ZM149 128H150V127H149ZM161 128H162V130H161ZM172 128H173V127H172ZM172 128H170L171 130H167V129H166L164 133L167 134V136H168V134L170 135V132H172V135H171V136L173 137V135L175 134V132H174L175 128H174V130H173ZM186 128H188V127H186ZM195 128H197V127H195ZM12 129H13V128H12ZM57 129H58V131H59V128H57ZM75 129H76V128H75ZM80 129H82V128H80ZM102 129H106V128H102ZM117 129H119V128L117 127ZM144 129H147V128H144ZM177 129H178V128H176L175 131H177ZM179 129H180V128H179ZM192 129H193V128H192ZM197 129H198V128H197ZM216 129H217V128H216ZM24 130H25V129H24ZM26 130H27V129H26ZM51 130H52V129H51ZM54 130H55V129H54ZM63 130H64V128H63ZM68 130H69V129H68ZM71 130H72V129H71ZM76 130H78V128H77ZM76 130H74V131H76ZM90 130H91V128H90ZM94 130H95V129H94ZM98 130H99V129H98ZM127 130L129 131V129H127ZM139 130H140V128H139ZM150 130H153V128L150 129ZM172 130H173V131H172ZM180 130H181V129H180ZM183 130H184V129H183ZM194 130H195V129H194ZM194 130H191V131L196 132V131H194ZM235 130H237V131H239V132H236ZM4 131H5V130H4ZM69 131H70V130H69ZM78 131H79V130H78ZM80 131H81V130H80ZM92 131H93V130H92ZM104 131H105V130H104ZM130 131H131V130H130ZM145 131H146V130H145ZM147 131H148V130H147ZM153 131H154V130H153ZM166 131H169V132L167 133ZM186 131H187V129H186ZM29 132H30V131H29ZM49 132H50V131H49ZM54 132H55V131H54ZM71 132H72V131H71ZM71 132H69V133H71ZM93 132H94V131H93ZM119 132H120V131H119ZM188 132H189V131H188ZM197 132H198V131H197ZM197 132H196V133H197ZM213 132H214V131H213ZM220 132H221V131H220ZM220 132H219V133H220ZM25 133H26V132H25ZM62 133H63V132H62ZM69 133H68V134H69ZM72 133H74V132H72ZM84 133H85V132H84ZM121 133H122V132H121ZM125 133H126V132H125ZM177 133H178V131H177ZM182 133H183V132H182ZM201 133H202V132H201ZM206 133H207V130H206ZM216 133H218V131H217ZM222 133H220V134H222ZM14 134H15V133H14ZM19 134H20V133H19ZM22 134H23V133H22ZM26 134H27V133H26ZM63 134H64V133H63ZM109 134H111V133H109ZM132 134H133V133H132ZM139 134H140V133H139ZM141 134H142V131H141ZM141 134H140V135H141ZM153 134H154V133H153ZM160 134H161V133H160ZM188 134H189V133H188ZM7 135H8V134H7ZM11 135H12V134H11ZM11 135H10V136H11ZM71 135H74V134H70V136H71ZM100 135H101V134H100ZM103 135H104V134H103ZM155 135H156V134H155ZM162 135H163V134H162ZM189 135H190V134H189ZM189 135H188V136H189ZM198 135H199V134H198ZM215 135H216V134H215ZM222 135H223V134H222ZM13 136H14V135H13ZM26 136H27V135H26ZM67 136H68V135H67ZM85 136H86V135H85ZM113 136H114V134H113ZM115 136H116V135H115ZM127 136H128V134H127ZM137 136H138V134H137ZM143 136H144V135H143ZM148 136H149V135H148ZM163 136H165V135H163ZM167 136H166V137H167ZM200 136H201V135H200ZM207 136H208V135H207ZM213 136H214V135H213ZM43 137H44V136H43ZM108 137H109V136H108ZM135 137H136V136H135ZM158 137H159V136H158ZM179 137H180V135H179ZM181 137H182V136H181ZM198 137H199V136H198ZM209 137H210V136H209ZM219 137H221V136H219ZM219 137H218V138H219ZM0 138H1V137H0ZM9 138H10V137H9ZM9 138H8V139H9ZM12 138H13V137H12ZM34 138H35V137H34ZM73 138H75V136H74ZM81 138H82V136H81ZM88 138H89V137H88ZM111 138H113V137H111ZM118 138H119V136L116 138V140H117ZM139 138H140V137H139ZM144 138L146 139L145 136H144ZM151 138H152V137H151ZM161 138H163V137H161ZM167 138H169V137H167ZM186 138H187V137H186ZM210 138H211V137H210ZM10 139H11V138H10ZM75 139H76V138H75ZM79 139H80V137H79ZM86 139H87V138H86ZM90 139H93V138H90ZM90 139H89V140H90ZM96 139H97V138H96ZM179 139H180V138H179ZM187 139H188V138H187ZM203 139H204V138H203ZM203 139H202V140H203ZM207 139H208V138H207ZM214 139H215V138H214ZM18 140H19V139H18ZM29 140H30V139H29ZM31 140H32V139H31ZM37 140H38V139H37ZM77 140H78V139H77ZM98 140H99V139H98ZM106 140H107V139H106ZM110 140H111V139H110ZM113 140H114V139H113ZM118 140H119V139H118ZM122 140H123V138H122ZM125 140H126V139H125ZM133 140H134V139H133ZM135 140H137V139L135 138ZM140 140H141V139H140ZM151 140H153V139H151ZM151 140H149V141H151ZM162 140H163V139H162ZM168 140H170V139H168ZM183 140H184V139H183ZM192 140H193V139H192ZM198 140H199V139H198ZM200 140H201V139H200ZM219 140H220V139H219ZM5 141H6V140H5ZM23 141H24V140H23ZM70 141H71V140H70ZM80 141H81V139H80ZM84 141H85V140H84ZM95 141H96V140H95ZM95 141H94V142H95ZM100 141H101V140H100ZM103 141H104V140H103ZM108 141H109V140H108ZM138 141H139V139H138ZM141 141H142V140H141ZM144 141L146 142V140H143V142H144ZM204 141H205V140H204ZM204 141H202L201 143H203ZM215 141H216V140H215ZM24 142H25V141H24ZM24 142H23V143H24ZM31 142H32V141H31ZM35 142H36V141H35ZM38 142H39V141H38ZM63 142H64V141H63ZM72 142H73V141H72ZM81 142H83V141H81ZM81 142H80V144H82ZM114 142H115V141H114ZM116 142H117V141H116ZM127 142H128V141H126V142H124V143H127ZM132 142H133V141H132ZM132 142H131V143H132ZM180 142H181V141H180ZM192 142H193V141H192ZM221 142H223V141L221 140ZM221 142H220V143H221ZM5 143H6V142H5ZM75 143H76V141L74 142V144H75ZM90 143H91V141H90ZM92 143H93V142H92ZM100 143H101V142H100ZM110 143H113V142H110ZM117 143H119V142H117ZM124 143H123V144H124ZM166 143L168 144V142H166ZM166 143H165V144H166ZM174 143H175V142H174ZM190 143H191V140H190ZM213 143H214V141H213ZM35 144H36V143H35ZM37 144H39V143H37ZM40 144H41V143H40ZM40 144H39V145H40ZM69 144H70V142H69ZM69 144H68V146H67L68 148L71 146V144H70V146H69ZM78 144H79V143H78ZM87 144H88V143H87ZM108 144H109V143H108ZM119 144H120V143H119ZM127 144H128V143H127ZM129 144H130V143H129ZM132 144L135 145V143H132ZM138 144H139V143H138ZM143 144H144V143H143ZM165 144H164V145H165ZM178 144H179V143H178ZM198 144H200V142H199ZM205 144H206V143H205ZM221 144H222V143H221ZM94 145H95V144H94ZM117 145H118V144H117ZM117 145H116V146H117ZM121 145H122V144H121ZM139 145H140V144H139ZM145 145H146V144H145ZM149 145H150V142H149ZM168 145H169V144H168ZM183 145H184L185 147H186V146L188 147V145H185L184 143H183ZM183 145H181V146H183ZM217 145H218V144H217ZM24 146H25V145H24ZM29 146H31V145H29ZM34 146H35V145H34ZM41 146H42V144H41ZM77 146H78V145H77ZM92 146H93V145H92ZM102 146H103V145H102ZM123 146H124V145H123ZM125 146H126V144H125ZM136 146H137V145H136ZM143 146H144V145H143ZM150 146H151V145H150ZM181 146H179V147H181ZM184 146H183L182 148H184ZM202 146H203V144H202ZM204 146H205V145H204ZM213 146H214V145H213ZM213 146H212V147H213ZM215 146H216V144H215ZM220 146H221V145H220ZM62 147H63V146H62ZM110 147H111V146H110ZM129 147H130V146H129ZM129 147H127V148H129ZM139 147H140V146H139ZM145 147H147V145H146ZM167 147L169 148V146H167ZM198 147H199V146H198ZM198 147L195 146L196 150H197ZM222 147H224V146H222ZM226 147H225V148H226ZM33 148H34V147H33ZM70 148H71V147H70ZM70 148H69V149H70ZM73 148H74V146H73ZM80 148H81V147H80ZM97 148H98V147H97ZM113 148H114V147H113ZM115 148H117V147H115ZM115 148H114V149H115ZM122 148H123V147H122ZM148 148H149V147H148ZM191 148H193V147H191ZM208 148H209V147H208ZM64 149H65V145H64ZM71 149H72V148H71ZM92 149H93V148H92ZM119 149H121V148H119ZM130 149H132V145H131V148H130ZM136 149H137V148H136ZM136 149H134V150H136ZM140 149L142 150V148H140ZM152 149H153V148H152ZM152 149H151V150H152ZM176 149H177V148H176ZM184 149H185V148H184ZM189 149H190V148H189ZM193 149H194V148H193ZM204 149H205V148H204ZM215 149H216V148H215ZM215 149H214V150H215ZM13 150H15V149H13ZM57 150H58V149H57ZM72 150H73V149H72ZM78 150H79V149H78ZM84 150H85V149H84ZM86 150H87V149H86ZM93 150H95V149H93ZM127 150H128V149H127ZM134 150H133V151H134ZM143 150H144V149H143ZM173 150H174V149H173ZM178 150H181V148L178 149ZM190 150H191V149H190ZM194 150H195V149H194ZM202 150H203V148H202ZM205 150H206V149H205ZM219 150H220V148H219ZM219 150H218V151H219ZM221 150H223V149L221 148ZM40 151H41V150H40ZM75 151H76V150H75ZM111 151H112V150H111ZM114 151H115V150H114ZM116 151H117V150H116ZM122 151H124V150H122ZM133 151H131L132 154L134 153ZM144 151H145V150H144ZM148 151H149V150H148ZM171 151H172V150H171ZM211 151H212V150H211ZM224 151H225V150H224ZM233 151H234V150H233ZM4 152H5V151H4ZM17 152H18V151H17ZM34 152H35V151H34ZM62 152H63V151H62ZM72 152H73V151H72ZM72 152H71V153H72ZM91 152H92V151H91ZM91 152H90V155H91ZM107 152H108V151H107ZM124 152H125V151H124ZM124 152H123L122 154H124ZM129 152H130V151H129ZM129 152H128V153H129ZM138 152H139V150L137 151V153H138ZM140 152H141V151H140ZM154 152H155V151H154ZM174 152H176V151H174ZM179 152H180V151H179ZM182 152H183V150H182ZM185 152H188V151H185ZM203 152H204V150H203ZM203 152H202V153H203ZM206 152H207V151H206ZM209 152H210V150H209ZM5 153H6V152H5ZM9 153H10V152H9ZM44 153H45V152H44ZM46 153H47V152H46ZM50 153H51V152H50ZM50 153H49V154H50ZM55 153H56V152H55ZM64 153H66V150L64 151ZM83 153H84V151H83ZM95 153L97 154V152H95ZM135 153H136V152H135ZM135 153H134V154H135ZM144 153H145V152H144ZM148 153H149V152H148ZM169 153H170V152H169ZM171 153H172V152H171ZM207 153H208V152H207ZM226 153H227V152H226ZM234 153H235V152H234ZM234 153H233V154H234ZM16 154H17V153H16ZM19 154H21V153H19ZM28 154H29V153H28ZM39 154H40V153H39ZM76 154H77V153H76ZM84 154H85V153H84ZM105 154H106V153H105ZM129 154H131V153H129ZM138 154H140V153H138ZM138 154H135L134 156L136 157V155H138ZM151 154H152V153H151ZM151 154H150V155H151ZM172 154H174V153H172ZM192 154H194V153L192 152ZM199 154H201V153H199ZM199 154H198V155H199ZM214 154H215V152H214ZM12 155H14V154H12ZM44 155L46 156V154H44ZM72 155H73V154H72ZM90 155H89V156H90ZM111 155H112V154H111ZM125 155H127V154L125 153ZM156 155H157V154H156ZM194 155H196V152H195ZM194 155H189V156H191V157H192V156H193V157H197V156H194ZM204 155H205V154H204ZM230 155H231V154H230ZM22 156H23V155H22ZM83 156H84V155H83ZM87 156H88V155H87ZM96 156H97V155H96ZM140 156H141V155H140ZM152 156L154 157V155H152ZM166 156H168V155H166ZM174 156H175V155H174ZM182 156H184V155H182ZM186 156H187V153L185 154V157H186ZM29 157H30V156H29ZM41 157H42V156H41ZM80 157H81V156H80ZM98 157H99V156H98ZM110 157H111V156H110ZM122 157H123V156H122ZM131 157H133V156H131ZM135 157H134V158H135ZM138 157H139V156H138ZM144 157L147 158V155H145ZM153 157H152V158H153ZM180 157H181V156H180ZM191 157H187V158H191ZM193 157H192V158H193ZM208 157H210V156H208ZM212 157H213V156H212ZM229 157H230V156H229ZM239 157H238V159H239ZM6 158H7V157H6ZM17 158L19 159L20 157H17ZM23 158H24V157H23ZM64 158H65V157H64ZM89 158H91V156H90ZM95 158H96V157H95ZM99 158H100V157H99ZM129 158H130V157H129ZM136 158H137V157H136ZM139 158H140V157H139ZM148 158H150V157H148ZM156 158H158V157H156ZM160 158H161V157H160ZM165 158H166V157H165ZM182 158H183V157H182ZM206 158H207V156H206ZM215 158H216V157H215ZM227 158H228V157H227ZM233 158L236 159L235 157H233ZM7 159H8V158H7ZM20 159H21V158H20ZM30 159H31V158H30ZM41 159H42V158H41ZM49 159H50V158H49ZM59 159H60V158H59ZM69 159H70V158H69ZM92 159H93V153H92ZM92 159H91L92 163H90V165L93 164V160H94V159H93V160H92ZM131 159H133V158H131ZM137 159H138V158H137ZM150 159H151V158H150ZM150 159H149L148 161H150ZM163 159H164V157H163ZM179 159H180V158H179ZM199 159H201V156L199 157ZM213 159H214V157L212 158V160H213ZM219 159H221V158H219ZM230 159H231V158H230ZM21 160H22V159H21ZM21 160H20V161H21ZM26 160H27V159H26ZM44 160H45V158H44ZM87 160H88V157H87ZM112 160H113V159H112ZM123 160H124V159H123ZM139 160H140V159H139ZM141 160H142V159H141ZM145 160H146V159H145ZM154 160H155V159L153 158V159L151 160V162H152V161L155 162ZM160 160H161V159H160ZM222 160H223V159H222ZM231 160H232V159H231ZM17 161H18V160H17ZM47 161H48V160H47ZM55 161H56V160H55ZM67 161H68V160H67ZM96 161H97V160L95 159V162H96ZM124 161H126V160H124ZM129 161H130V160H129ZM132 161H133V160H132ZM137 161H138V160H137ZM156 161L158 162V159H157ZM161 161H162V160H161ZM175 161H176V160H175ZM180 161H181V160H180ZM200 161H203V158H202V160H200ZM234 161H236V160H234ZM25 162H26V161H25ZM34 162H35V161H34ZM34 162H31V163H34ZM73 162H74V160H73ZM88 162H89V161H88ZM95 162H94V163H95ZM112 162H113V161H112ZM135 162H136V161H135ZM142 162H143V160H142ZM145 162H146V161H144L143 163H145ZM157 162H156V164H157ZM217 162H218V161H217ZM217 162H216V163H217ZM14 163H16V162H13V164H14ZM22 163H23V162L21 161V165H22ZM31 163H29V166H30ZM39 163H40V162H39ZM42 163H43V161H42ZM46 163H47V162H46ZM66 163H67V162H66ZM129 163H130V162H129ZM132 163L134 164V162H132ZM132 163H130V164H132ZM139 163H140V162H139ZM159 163H160V162H159ZM171 163H172V162H171ZM199 163H201V162H199ZM203 163H205V162H203ZM216 163H215V164H216ZM218 163H219V162H218ZM218 163H217V166H218ZM220 163H221V162H220ZM229 163H230V162H229ZM11 164H12V163H11ZM23 164H24V163H23ZM95 164H97V162H96ZM104 164H105V163H104ZM148 164H150V163H148ZM151 164H152V163H151ZM156 164H155L154 166H157ZM161 164H162V163H161ZM161 164H160V165H161ZM212 164H213V163H212ZM16 165H17V164H16ZM24 165H25V164H24ZM26 165H27V164H26ZM31 165H33V164H31ZM41 165H42V164H41ZM73 165H74V164H73ZM113 165H114V164H113ZM146 165H147V163H146ZM146 165H145V167H146ZM171 165H172V164H171ZM177 165H178V164H177ZM222 165H223V164H222ZM226 165H227V164H226ZM231 165H232V164H231ZM234 165H235V164H234ZM6 166H7V165H6ZM10 166H11V165H10ZM13 166H14V165H13ZM17 166H19V165H17ZM61 166H62V165H61ZM66 166H67V165H66ZM69 166H70V165H69ZM80 166H81V165H80ZM83 166H84V164H83ZM93 166H94V165H93ZM108 166H109V165H108ZM128 166H129V165H128ZM133 166H134V165H133ZM133 166H130V167H133ZM141 166H143V165H141ZM147 166H149V165H147ZM151 166H153V165H151ZM190 166H191V165H190ZM195 166H196V165H195ZM211 166H213V165H211ZM227 166H228V165H227ZM227 166H226V167H227ZM235 166H236V165H235ZM1 167H3V166L0 165V170L2 169ZM7 167H8V166H7ZM7 167H6V168H7ZM20 167H21V166H20ZM26 167H27V166H26ZM35 167H36V166H35ZM41 167H42V166H41ZM43 167H44V166H43ZM138 167H140V165H139ZM163 167H164V166H163ZM206 167L209 168V166H205V169H206ZM214 167H215V165H214ZM219 167H220V166H219ZM4 168H5V167H4ZM23 168H24V167H23ZM23 168H22V169H23ZM45 168H46V167H45ZM113 168H115V167L113 166ZM128 168H129V167H128ZM134 168H135V166H134ZM158 168H159V165H158ZM179 168H180V167H179ZM221 168H222V167H221ZM227 168H228V167H227ZM14 169H17V168H14ZM14 169H13V170H14ZM24 169H25V168H24ZM41 169H43V168H41ZM139 169H142V168H138V170H139ZM143 169H144V168H143ZM143 169L141 170L142 172H143ZM153 169L155 170V167L152 168V170H153ZM172 169H173V168H172ZM193 169H194V168H193ZM197 169H198V167H197ZM228 169H229V168H228ZM231 169H232V168H231ZM3 170H4V169H3ZM7 170H8V168H7ZM9 170H10V169H9ZM11 170H12V169H11ZM72 170H74V169H72ZM115 170H116V169H115ZM152 170H151V172L154 173ZM156 170H157V169H156ZM201 170H202V167H201ZM203 170H204V169H203ZM208 170L210 171V169H207V171H208ZM211 170H212V169H211ZM214 170H216V169H214ZM222 170H223V169H222ZM235 170H236V169H235ZM14 171H15V170H14ZM38 171H39V170H38ZM120 171H121V170H120ZM135 171H137L136 168H135V170L133 169V172H135ZM144 171H145V170H144ZM147 171H148V173H149V170H147ZM159 171H160V170H159ZM194 171H195V170H194ZM204 171H206V170H204ZM217 171H218V170H217ZM226 171H227V170H226ZM226 171H225V172H226ZM229 171H230V170H229ZM4 172H5V170H4ZM11 172H12V171H10L9 174H11ZM20 172H21V170L19 171V173H20ZM40 172H41V171H40ZM43 172H44V171H43ZM45 172H46V171H45ZM53 172H54V171H53ZM116 172H117V171H116ZM133 172H132V173H133ZM138 172H139V171H138ZM138 172H137V174H138ZM142 172H141V173H142ZM157 172H158V170H157ZM163 172H164V171H163ZM163 172H162V173H163ZM210 172H211V171H210ZM212 172H213V171H212ZM214 172H215V171H214ZM219 172H220V171H219ZM219 172H218V174H220ZM223 172H224V170H223ZM237 172H238V173H237ZM239 172H240V170H237V171L234 172V174H235L234 179H235V178H236V179H237V178L239 179V175H240V173L243 172V171H241L240 173H239ZM244 172H243V173H244ZM6 173H7V172H6ZM14 173H15V172H14ZM19 173H17V175H18ZM47 173H48V172H47ZM95 173H96V172H95ZM155 173H156V172H155ZM164 173H165V172H164ZM0 174H2V173L0 172ZM37 174H38V172H37ZM48 174H49V173H48ZM55 174H56V173H55ZM137 174H135V175H137ZM145 174H147L146 171H145ZM185 174H186V173H185ZM241 174H242V173H241ZM4 175H6V174H4ZM4 175H3V176H4ZM7 175H8V174H7ZM15 175H16V174H15ZM24 175H25V174H24ZM24 175H23V176H24ZM43 175H44V174H43ZM57 175H58V174H57ZM57 175H56V176H57ZM85 175H86V174H85ZM147 175H148V174H147ZM151 175H155V174H151ZM156 175H157V174H156ZM160 175H161V172H160ZM214 175H215V174H214ZM214 175H212V176H214ZM1 176H2V175H1ZM33 176H34V175H33ZM51 176H52V175H51ZM129 176H130V174H129ZM131 176H132V175H131ZM133 176H134V175H133ZM140 176H141V175H140ZM149 176H150V174H149ZM188 176H189V175H188ZM191 176H192V174H191ZM193 176H194V175H193ZM207 176H208V173H207ZM210 176H211V175H210ZM210 176H208V178H207V179L209 180V182H207V184H208V183H212V179H213V178H215V179L218 178V181H219V178H220V183L223 182V180H225V178H226V177L224 178V175H222V173H221V175H218V176H221V177H218V176H217V173H216L215 177H212V176H211L212 179H211ZM216 176H217V177H216ZM244 176H245V174H244ZM72 177H73V176H72ZM72 177H71V178H72ZM85 177H86V176H85ZM123 177H125V176H123ZM123 177H122V178H123ZM143 177H144V176H143ZM143 177H142V179H143ZM146 177H147V176H146ZM146 177H145L144 179H147ZM153 177H154V176H153ZM205 177H206V176H205ZM209 177H210V178H209ZM228 177H229V176H228ZM228 177H227V178H228ZM15 178H16V177H15ZM40 178H41V177H40ZM51 178H52V177H51ZM62 178H63V177H62ZM69 178H70V177H69ZM91 178H92V177H91ZM94 178H95V177H94ZM126 178H127V177H126ZM129 178H130V177H129ZM131 178H132V177H131ZM155 178H156V177H155ZM157 178H159V177L157 176ZM162 178H163V176L161 177V179H162ZM222 178H224V179H222ZM227 178H226V181L229 182V181L227 180ZM1 179H2V177H1ZM7 179H8V178H7ZM11 179H12V178H11ZM19 179H20V178H19ZM114 179H115V178H114ZM136 179H137V177H136ZM153 179H154V178H152V180H153ZM164 179H165V178H164ZM169 179H170V177H169ZM177 179H181V178H177ZM182 179H183V177H182ZM193 179H194V178H193ZM198 179H199V178H198ZM203 179H204V177H203ZM229 179H230V178H229ZM245 179H246V178H245ZM53 180H54V179H53ZM57 180H58V179H57ZM79 180H80V179H79ZM115 180H116V179H115ZM118 180H120V179H118ZM133 180H134V179H132V181H133ZM148 180H151V179L149 178ZM152 180H151V181H152ZM159 180H160V178H159ZM174 180H176V178H175ZM200 180H201V179H200ZM204 180H205V179H204ZM204 180H203V181H204ZM208 180H206V181H208ZM213 180H214V179H213ZM232 180H233V178L231 179V181H232ZM14 181H15V180H14ZM20 181H21V180H20ZM39 181H40V180H39ZM51 181H52V180H51ZM104 181H105V180H104ZM110 181H111V180H110ZM125 181H126V179H125ZM128 181H130V180H128ZM138 181H139V180H138ZM143 181H145V180H143ZM146 181H147V180H146ZM169 181H170V180H169ZM179 181H180V180H179ZM185 181H186V180H185ZM185 181H184L183 185H182L183 180L181 181V183L179 182V183L181 184V185H180L181 187L184 186V189H185V187H186V186H185V185H186L185 183L189 182V181H187V182H185ZM201 181H202V180H201ZM214 181H215V180H214ZM214 181H213V182H214ZM236 181H238V180H236ZM240 181H241V180H240ZM5 182H7V181H5ZM23 182H24V181H23ZM27 182H28V181H27ZM42 182H43V181H42ZM54 182H55V181H54ZM58 182H59V181H58ZM58 182H57V183H58ZM64 182H65V181H64ZM111 182H113V181H111ZM134 182H135V181H133V183H134ZM155 182H156V181H155ZM157 182H158V181H157ZM160 182H161V181H160ZM164 182H165V180H164ZM190 182H191V179H190ZM227 182L224 181V183H222V184L219 183V184H220L221 186H222L223 184H226V185H227ZM244 182H245V181H244ZM246 182H247V181H246ZM249 182H248V183H249ZM36 183H37V182H36ZM50 183H51V182H50ZM57 183H56V184H57ZM78 183H79V182H78ZM107 183H108V182H107ZM142 183H144V182H142ZM149 183H150V182H149ZM168 183H169V182H168ZM174 183H175V181H174ZM191 183L193 184V182H191ZM191 183H190V186H192ZM200 183H201V182H200ZM202 183H203V182H202ZM202 183H201V184H202ZM216 183H217V185H216ZM216 183L214 182V183H212V184H215V185H216V188H218L220 185L218 186V182H217V181H216ZM230 183H231V182H230ZM237 183H239V182H237ZM4 184L6 185V183H4ZM21 184H22V183H21ZM61 184H62V183H61ZM104 184H105V183H104ZM157 184H158V183H157ZM163 184H165V183H163ZM169 184H170V183H169ZM176 184H178V183H176ZM184 184H185V185H184ZM228 184H229V183H228ZM244 184H245V183H244ZM1 185H2V184H1ZM1 185H0V187H1ZM14 185H15V184H14ZM24 185H25V183H24ZM27 185H28V184H27ZM134 185H135V183H134ZM152 185H154V184H152ZM167 185H168V184H167ZM170 185H172V183H171ZM204 185H206V184L204 183ZM209 185H211V184H209ZM209 185H208V186H209ZM226 185H225V186H226ZM231 185H232V184H231ZM234 185H235V184H234ZM236 185H237V184H236ZM245 185H246V184H245ZM247 185H248V184H247ZM247 185H246V187H247ZM3 186H4V185H3ZM6 186H7V185H6ZM6 186H4V188H5ZM8 186H9V184H8ZM8 186H7V187H8ZM18 186H19V184H18ZM29 186H30V185H29ZM48 186H50V184H49ZM54 186H56V185H54ZM100 186H101V185H100ZM130 186H131V185H130ZM155 186H156V185H155ZM160 186H161V184H160ZM173 186H174V187H177V185H175V184H173ZM180 186H178V187L180 188ZM193 186H194V185H193ZM208 186H207V187H208ZM221 186H220V188H221ZM225 186H224L225 192H224V189H222L223 187L221 188V190L224 192V195L222 194L223 192H222L221 190L218 191L220 188L217 189L218 192L215 190L216 188H213V189L215 190V195H214V194H213L214 191H213V192L211 191V190H213V189H211V188L213 187V185L211 186V188H210V186H209V190H210V192H212V194H213L214 196H218V195H219V197H220V195L222 194V195H221L222 198H223V196H224L225 198H228V199H226L227 202H228V200H230L231 202L229 201L230 203L228 202V204H227L226 200L223 201L224 199L222 200V198L220 197V199H221L222 201H221V200L219 201V205H220V202H221V204H222V203L225 204V202H226V204H225V205L222 204L223 207H222V205H221V208H222V209L219 208L220 206H219L218 209H217V208H214V204H215L214 201H212V202H214V203L212 204L213 207H211V206H212V205H211L212 202H209V201H211V200H209V199H211V198L208 199V197H210V196H208V197L206 196V198L204 197L205 199H203L202 201L205 202L206 199L209 200V201H208V202H209V205H208L209 207L205 204V206H207V207H205V208H210V207H211V210H212V208L217 209V210L220 209L219 211H221V210L224 211L222 214L228 215V214H229V211H228V210H229V207H227V206H230L231 203L234 204L233 202H235V204H236V203H237L236 200H238V202H240V201H241V202H242V201L245 202V201H246V200H244V199H243V200L241 199V200L239 201L240 196L237 195V192H234V191H236V190H233L232 192H231V190L228 191V192H226V191H227L226 189H227L228 187L226 188ZM238 186H239V185H238ZM238 186H237V188H238ZM241 186H242V184H241ZM12 187H13V186H12ZM16 187H17V186H16ZM25 187H26V185H25ZM33 187H35V186H33ZM33 187H31V188H33ZM56 187H57V186H56ZM61 187H62V186H61ZM126 187H127V186H126ZM140 187H141V185H140ZM148 187H149V186H148ZM157 187H159V186L157 185ZM157 187H156V189L159 190L160 187H159V188H157ZM178 187H177V188H178ZM199 187H200V186H199ZM204 187H205V186H204ZM214 187H215V186H214ZM234 187L236 188V186H234ZM64 188H65V186H64ZM105 188H106V187H105ZM105 188H104V189H105ZM119 188H120V187H119ZM134 188H135V186H134ZM167 188H169V186L166 187V189H167ZM171 188H172V187H171ZM171 188H169V189L171 190ZM177 188H176V189H177ZM187 188H188V189H189V188L191 189V187H186V189H187ZM230 188H231V187H230ZM239 188H240V187H239ZM13 189H14V187H13ZM16 189H17V188H16ZM22 189H24V188L22 187ZM29 189H30V188H29ZM29 189H28V190H29ZM42 189H43V188H42ZM53 189H54V188H53ZM61 189H62V188H61ZM71 189H72V188H71ZM98 189H99V188H98ZM124 189H125V188H124ZM124 189H122V190H124ZM143 189H144V188H143ZM154 189H155V188H154ZM173 189L175 190V188H172L171 192L174 191ZM186 189H185V190H186ZM190 189H189V191L187 190L189 193L191 192ZM233 189H234V188H233ZM241 189H244V188H241ZM256 189H257V190H256ZM258 189H260V190H258ZM32 190H33V189H32ZM65 190H66V189H65ZM65 190H62V193H61L62 196H63L65 199H67V198L70 199V198H73V197H74V200L76 199V196H77V195H76V196L74 195L75 192H74V193L72 192L73 194H71V193L69 194L68 189L66 190L67 192H66ZM80 190H81V189H80ZM96 190H97V189H96ZM116 190H117V189H116ZM120 190H121V189H120ZM134 190H135V189H134ZM140 190H141V189H140ZM160 190H161V194H162V193H166L165 195L162 194V195L164 196V197L162 196L163 198L160 196L162 199H164V200L161 202V203H162V207H161L162 209H165L164 206L166 207V205H169V207H170L171 204H170L169 202H172V201H178V202L180 201V202H179V205H180L181 200H183V204H182V205H184V206L187 205V207H186V206L184 207V206H182V205H180L181 207H180V206H177V207L175 206V208L177 209L176 211H175L174 207H172V208L170 207V208H171V212L168 211L169 214H170V216H169V217L167 216V217L169 218V220H168V218H166V219L168 220V222H169V221L171 222V220H172V222H174V224H175V229L178 230V233H180L181 230H183V231H184V230H185V231H186V230H187V231L190 230V228H188V227H187L186 229L181 228V225L184 223V222H183L184 220H183V221H181V220H182V219H185V220H186V219L188 218V216H185V217H187V218H184L183 215H185L186 213L188 214L189 211L193 212V211H196V210H197V209H196V210L193 209V211H192V208H193V207L195 206V204L197 203V202H195L196 200H195L194 198H192L193 196L190 197L191 195L189 196V195L187 194V193H188L187 191H186V193H184V194H187V195H188L187 200H186V197H184L185 200H186V201H185L184 198H182V197H181L182 199H178V198H179L178 195H177L178 198L174 197V195H173L172 193H171L172 195H169L170 193H169L167 190H164L163 186L161 187ZM191 190H192V189H191ZM206 190L208 191V189H206ZM206 190H205V191H206ZM228 190H229V189H228ZM0 191H2V188H1ZM3 191H4V189H3ZM3 191H2V192H3ZM13 191H14V190H13ZM37 191H38V189H37ZM39 191H40V190H39ZM59 191H61V190H59ZM94 191H95V190H94ZM126 191H127V190H126ZM126 191H125V192H126ZM129 191H130V190H129ZM150 191H151V190H150ZM153 191L156 192L155 190H153ZM192 191H193V190H192ZM15 192H16V191H15ZM27 192H29V191H27ZM27 192H26V194L28 195ZM34 192H35V190H34ZM45 192H46V191H45ZM50 192H51V191H50ZM104 192H106V191H104ZM122 192H123V191H122ZM135 192H136V191H135ZM154 192H153V193L151 192V195L154 194ZM157 192H158V191H157ZM157 192H156V193H157ZM200 192H201V191H200ZM202 192H204V191H202ZM210 192L208 191L209 194H210ZM216 192L218 193V195H216ZM219 192H222V193L220 194ZM229 192H231V193L234 192L233 195L236 194V195L238 196V199H234L235 196H231V195H230L231 193H229ZM0 193H1V192H0ZM3 193H4V192H3ZM3 193H2V194H3ZM6 193H7V192H6ZM22 193H23V192H22ZM30 193H31V190H30V192H29V195H30ZM41 193H42V192H41ZM78 193H79V192H78ZM78 193H76V194H78ZM101 193H102V192H101ZM156 193H155V194H156ZM192 193H194V191H193ZM225 193L229 194V197H230V196H231V197H234V198H232L233 201L231 200V197L229 198L228 196H225ZM239 193H240V192H239ZM246 193H245V194H246ZM249 193H248V195H250V197L248 196L249 198H248V197H247V198L250 199V200L252 199V200L249 202V200L247 199L248 202H245V203H249V204H245V203L242 202L241 204L237 203V205L239 206V210H240V209L242 210V208H241L240 206H244L243 208H245V209H243V211L246 210V211L248 212V214H249V215H248V214H247V215L250 216V217H251L250 220H252V219L255 217V215L258 213V211H259V213H260L261 210H264V209H263L262 205H260V203L258 204L257 202H255L256 204H253L254 202H253V198H252V197L254 196V199H255V193H253V192H252V194H249ZM256 193H257V192H256ZM2 194H0V195H2ZM32 194H33V192L31 193V195H32ZM34 194H35V193H34ZM49 194H50V193H49ZM83 194H84V193H83ZM83 194H82V195H83ZM131 194H132V193H131ZM195 194H197V193H195ZM212 194H211V196H212ZM241 194H242V193H241ZM253 194H254V195H253ZM261 194H262V193H261ZM4 195H5V194H4ZM20 195H21V194H20ZM24 195H25V194H24ZM27 195H26V197H28ZM38 195H39V194H38ZM53 195H55V193H54ZM133 195H135V194H133ZM133 195H132V196H133ZM159 195H160V192H159ZM193 195H194V194H193ZM207 195H208V194H207ZM251 195H252V196H251ZM13 196H14V195H13ZM22 196H23V195H22ZM33 196H34V195H33ZM43 196H45V195H43ZM57 196H58V195H57ZM86 196H87V195H86ZM90 196H91V195H90ZM105 196H106V195H105ZM122 196H123V195H122ZM137 196H138V195H137ZM145 196H146V195H145ZM148 196H149V195H148ZM237 196H236V198H237ZM243 196H245V195H243ZM256 196H258V195H256ZM0 197H1V196H0ZM4 197H5V198H4ZM77 197H79V196H77ZM109 197H110V196H109ZM112 197H113V196H112ZM124 197H125V196H124ZM126 197H127V196H126ZM129 197H130V194H129ZM129 197H127V199H128ZM156 197H157V196H156ZM160 197H158V198H160ZM245 197H246V196H245ZM3 198H4V199H3ZM28 198L30 199V196H29ZM28 198H27L28 201H25V196H24V201H25V202L22 203V209H23V207H24V208H25L24 211H25V212H28V211H29L28 206L31 205V206H30V207H31V210H30V216H31V218H30V220L32 219V220H33V223L35 224V222H38L39 219L41 220L42 218H44V213H46V209H42V207L40 208V206L37 205V203H34V202H38V201L36 200V201L33 202V200H34L35 198L33 199L32 196H31V198L33 199L32 201H31V199L29 200ZM61 198H62V197H61ZM79 198L81 199V197H79ZM82 198H83V197H82ZM84 198H85V197H84ZM89 198H90V197H89ZM105 198H106V197H105ZM122 198H123V197H122ZM122 198H121V199H122ZM137 198H138V197H137ZM140 198H141V197H140ZM213 198H214V199H213ZM217 198H218V197H217ZM217 198H216V199H217ZM256 198H259V197H256ZM263 198H264V197H263ZM2 199L5 200V199H6V195L3 196V197L0 199V209H1V208H3V209H7V208H9V206H11V205H9V204H10L9 201H11V199L8 200V203H9V204L6 203V202H7L6 200H5V202H4ZM38 199L41 200L40 198H38ZM77 199H78V198H77ZM80 199H79V200H80ZM85 199L87 200V198H85ZM85 199H84V200H85ZM93 199H94V197H93ZM99 199H100V198H99ZM101 199H102V198H101ZM109 199H110V198H109ZM149 199H150V198H149ZM153 199H154V198H153ZM162 199H161V200H162ZM193 199H194V200H193ZM196 199H197V198H196ZM201 199H202V197H201ZM216 199H215V197H212V200H216ZM259 199H260V198H259ZM59 200H60V199H59ZM72 200H73V199H71L70 201H72ZM79 200H78L77 202H79ZM104 200H105V199H104ZM131 200H132V199H131ZM143 200H144V199H143ZM156 200H157V199H156ZM158 200L161 201L160 199H158ZM218 200H219V199H217L216 202H217ZM263 200H264V199H263ZM82 201H83V199H82L80 202H82ZM124 201H126V199H125ZM128 201H129V199H128ZM136 201H137V200H136ZM138 201H140V200H138ZM152 201H155V199L152 200ZM260 201H261V200H260ZM11 202H13V201H11ZM15 202H16V201H15ZM32 202H33L34 204H33ZM43 202H44V201H43ZM43 202L40 203V201H39L38 203H40V205H41V204H43ZM58 202H59V201H58ZM61 202H62V201H61ZM61 202H60V203H61ZM66 202H67V201H66ZM68 202H69V201H68ZM77 202H76V203H77ZM85 202H86V201H85ZM100 202H101V200H100ZM100 202H98L97 205L100 206L101 209L103 208V210H104L107 204L105 205V207H103L104 204L102 205V203H103L104 201L101 202V205H102V206L99 205ZM105 202H106V200H105ZM130 202H132L133 204L136 203L135 200H134V201H133V200H132V201H129V203H130ZM134 202H135V203H134ZM142 202H144V201H142ZM186 202H187V203H186ZM199 202H200V201H199ZM206 202H207V201H206ZM206 202H205V203H206ZM208 202H207V203H208ZM251 202H253V203L250 204ZM20 203H21V201H18V204H20ZM44 203H45V202H44ZM72 203H73V202H72ZM93 203H94V202H93ZM108 203H111V202L109 201ZM125 203H126V202H125ZM137 203H139V205H140L141 202H137ZM137 203H136V204H137ZM154 203H155V202H154ZM161 203H160V204H161ZM173 203H174V202H173ZM175 203H177V202H175ZM175 203H174V204H175ZM185 203H186V204H185ZM45 204H46V203H45ZM47 204H48V203H47ZM47 204L45 205L46 207L48 206ZM58 204H59V203H58ZM74 204H75V202H74ZM156 204H157V202H156ZM156 204H155V205H156ZM158 204H159V202H158ZM160 204H159V205H160ZM188 204H189L190 207H192V205H193V207L191 208V210L189 209L190 207L188 206ZM190 204H191V205H190ZM203 204H204V203H203ZM232 204H231V206H232ZM242 204H245V205H242ZM15 205H17V204L15 203ZM52 205H53V204H52ZM91 205H92V204H91ZM129 205H130V204H129ZM141 205H142V204H141ZM155 205H154V206H155ZM159 205H158V207L160 208ZM177 205H178V204H177ZM198 205H199V204H198ZM217 205H218V202H217ZM217 205H215V207H216ZM237 205H236V206H237ZM254 205H255V206H254ZM17 206H18V205H17ZM42 206H43V205H42ZM58 206H59V205H58ZM61 206H62V205H61ZM69 206H70V205H69ZM109 206H111V205H109ZM130 206H131V205H130ZM130 206H128V207H130ZM132 206H133V205H132ZM136 206H137V205H135V207H136ZM142 206H145V205L143 204ZM142 206H141V207H142ZM147 206H150V205H147ZM151 206H152V205H151ZM173 206H174V205H173ZM231 206H230V208H231ZM263 206H264V205H263ZM12 207H13V208L15 207V206H14V203H13V206H12ZM20 207H21V206H20ZM43 207H44V206H43ZM100 207H99V209H100ZM167 207H168V206H167ZM167 207H166V208H167ZM178 207H180V209H182V208H183V209L180 210ZM188 207H189V208H188ZM196 207L198 208V206H195L194 208H196ZM201 207H202V206H201ZM201 207H200V208H201ZM16 208H17V207H16ZM47 208H48V207H47ZM80 208H81V207H80ZM117 208H118V207H117ZM147 208H148V207H147ZM154 208H156V206H155ZM159 208H158V209H159ZM184 208H185V209H184ZM187 208H188V209H187ZM233 208H235V207H233ZM9 209L11 210L12 208H9ZM17 209H18V208H17ZM19 209H20V208H19ZM56 209H57V208H56ZM62 209H63V208H62ZM96 209H97V208H96ZM96 209H95V210H96ZM101 209H100L99 211H101ZM142 209L145 210L144 208H142ZM142 209H141V210H142ZM149 209H150V208H149ZM151 209H152V208H151ZM162 209H161V210H162ZM173 209H174V211H172ZM198 209H199V208H198ZM202 209H203V211L206 210V209H204V207H203ZM202 209L200 210L201 212H202ZM231 209H232V208H231ZM1 210H2V209H1ZM7 210H8V209H7ZM14 210H15V208H14ZM27 210H28V211H27ZM42 210H43L44 212H42ZM78 210H80V209H78ZM78 210H77V211H78ZM92 210H93V209H92ZM92 210H91V211H92ZM95 210H94V211H95ZM130 210H131V209H130ZM134 210H135V209H134ZM137 210H138V209H137ZM139 210H140V209H139ZM141 210H140V211H141ZM166 210H167V209H166ZM166 210H162V211H166ZM184 210H185L186 212H185ZM187 210H189V211H187ZM4 211H5V210H4ZM17 211H18V210H17ZM60 211H61V209H60ZM68 211H69V210H68ZM96 211H97V210H96ZM105 211H106V210H105ZM113 211H114V210H113ZM140 211H138V212H140ZM147 211H150V210H147ZM158 211H160V210H158ZM198 211H199V210H198ZM200 211H199V212H200ZM207 211H209V212H207ZM207 211H205V214H206V215H204V212H202L203 215H204L205 217H207V216L210 217V215H211V217L216 216L215 213H217V212H216L215 210H214V212H212L211 214H208V213L211 212L210 209H208ZM226 211H228V214H227ZM230 211H231V210H230ZM0 212H3V211H0ZM5 212H6V211H5ZM5 212H3V213H5ZM14 212H15V211H14ZM49 212H50V211H49ZM75 212H76V211H75ZM92 212H93V211H92ZM142 212H143V211H142ZM142 212H141V213H142ZM144 212H145V211H144ZM144 212H143V213H144ZM150 212H152V211H150ZM160 212H161V211H160ZM160 212H159V213H160ZM199 212H197V213L194 212V214H196V216H197V215H199V214H198ZM201 212H200V213H201ZM206 212H207V213H206ZM231 212H233V211H231ZM236 212H237V211H236ZM262 212H263V211H262ZM7 213H8V212H7ZM21 213H22V212H21ZM50 213H51V212H50ZM77 213H78V212H77ZM106 213H107V212H106ZM135 213H136V212H135ZM148 213H149V212H147V214H146V212H145L144 214H145V215H149L150 213H149V214H148ZM152 213L154 214V212H152ZM162 213H164V212H161V214H162ZM166 213H167V212H166ZM184 213H185V214H184ZM202 213H201V215H202ZM213 213H214V216H212ZM219 213H220V212H219ZM0 214H1V213H0ZM19 214H20V213H19ZM47 214H49V213H47ZM73 214H74V213H73ZM90 214H91V213H90ZM98 214H99V213H98ZM139 214H140V213H139ZM189 214H190V216H192L193 213L191 214V213L189 212ZM189 214H188V215H189ZM222 214H221V215H222ZM241 214H242V213H241ZM261 214H262V213H261ZM261 214H260V215H261ZM1 215H2V214H1ZM25 215H26V213H25ZM49 215H50V214H49ZM120 215H121V213H120ZM164 215H165V214H164ZM164 215H162V217H163ZM203 215H202V216H203ZM230 215H231V214H230ZM247 215L244 214V216H247ZM258 215H259V214H258ZM258 215H256L257 218H255V220H252L253 224H255V223H257V222H258L257 224H260V223H259L260 221L258 220V218H259L260 216L258 217ZM13 216H14V215H13ZM26 216H27V215H26ZM26 216H24V217H26ZM46 216H47V215H46ZM74 216H75V215H74ZM74 216H72V217H74ZM76 216H77V215H76ZM90 216H91V215H90ZM92 216H93V215H92ZM105 216H106V215H105ZM140 216H141V218H142V214H141ZM140 216H139V217H140ZM143 216H144V215H143ZM152 216H153V215H152ZM159 216H160V215H159ZM159 216H158L157 218H159ZM228 216H229V215H228ZM244 216H243V217H244ZM261 216H262V215H261ZM98 217H99V216H98ZM130 217H131V216H130ZM139 217H138V218H139ZM144 217H145V216H144ZM150 217H151V216H150ZM192 217H194V215H193ZM205 217H204V218H205ZM208 217H207L206 220H204V221L209 220ZM211 217H210V219H211ZM216 217H217V216H216ZM229 217H230V216H229ZM262 217H263V216H262ZM262 217H261V218H262ZM3 218H4V217H3ZM7 218H8V217H7ZM19 218H20V217H19ZM74 218H75V217H74ZM74 218H73V219H74ZM93 218H94V217H93ZM101 218H102V217H101ZM112 218H113V217H112ZM163 218H164V217H163ZM170 218H172V219H170ZM196 218H197V217H196ZM198 218L200 219V216H199ZM198 218H197L196 220L199 221ZM222 218H225V217H222ZM222 218H220V219L223 220ZM226 218H227V217H226ZM234 218H236V216H234ZM245 218H246V217H245ZM248 218H249V217H248ZM1 219H2V217H1ZM25 219H26V218H25ZM25 219H24V220H25ZM61 219H62V218H61ZM81 219H82V218H81ZM164 219H165V218H164ZM164 219H163V220H164ZM174 219H175V221H173ZM190 219L193 220V218H191V217L189 218V220H190ZM214 219L216 220V218H214ZM214 219L212 218V220H214ZM228 219H229V218H228ZM236 219H238V218H236ZM256 219L258 220L257 222H256ZM19 220H20V219H19ZM24 220H23V218H22V221H24ZM85 220H86V219H85ZM88 220H89V219H88ZM92 220H94V219H92ZM92 220H91V221H92ZM127 220H128V219H127ZM149 220H150V219H149ZM151 220H152V219H151ZM155 220H157V219H155ZM158 220H159V219H158ZM196 220H194V222H195ZM230 220H232V219H230ZM230 220H229V221H230ZM1 221H2V220H0V222H1ZM14 221H15V220H14ZM41 221H43V220H41ZM44 221H45V220H44ZM44 221L41 222V223L43 224ZM61 221H62V220H60V222H61ZM63 221H64V220H63ZM91 221H90V222H91ZM118 221H120V220H118ZM121 221H122V220H121ZM121 221H120V222H121ZM161 221H162V220H161ZM187 221H188V219H187ZM187 221H186V223H187ZM198 221H197V222H198ZM202 221H203V220H202ZM209 221H210V220H209ZM241 221H242V220H241ZM30 222H31V221H30ZM39 222H40V221H39ZM45 222H46V221H45ZM50 222H52V221H50ZM56 222H57V221H56ZM64 222H65V221H64ZM66 222H67V221H66ZM66 222H65V225H63V226H64V227H65L66 225H67V226H68V225L70 226L71 222H69V224H67L68 222H67V223H66ZM81 222H82V221H81ZM94 222H95V221H94ZM102 222H104V221H102ZM108 222H109V221H108ZM152 222H154V221H152ZM159 222H160V220H159ZM181 222H182V223H181ZM207 222H208V221H207ZM212 222H213V221L208 222V224H209V223H212ZM218 222H219V221H218ZM225 222H226V221H225ZM249 222H250V221H249ZM249 222H248V223H249ZM14 223H15V222H14ZM31 223H32V222H31ZM41 223H39V224H41ZM57 223H58V222H57ZM61 223H63V222H61ZM61 223H60V224H61ZM72 223H73V221H72ZM116 223H117V222H116ZM121 223H122V222H121ZM144 223H145V222H144ZM186 223H185V226H186ZM202 223H204V225H205V224L208 225L206 222H202ZM202 223H201V225H203ZM215 223H216V222H215ZM246 223H247V222H246ZM248 223H247V224H248ZM27 224H28V223H27ZM47 224H48V223H47ZM51 224H52V223H51ZM88 224H89V223H88ZM88 224H87V225H88ZM93 224H94V223H93ZM117 224H118V223H117ZM119 224H120V223H119ZM170 224H172V223H170ZM170 224H169V225H170ZM174 224H173V225H174ZM188 224H189V222H188ZM195 224H196V223H195ZM212 224H213V223H212ZM216 224H217V223H216ZM218 224H220V223H218ZM261 224H262V223H261ZM12 225H13V224H12ZM43 225H44V224H43ZM54 225H55V224H54ZM61 225H62V224H61ZM97 225H98V224H97ZM113 225H114V224H113ZM145 225H146V224H145ZM157 225H158V223H157ZM157 225H156V226H157ZM173 225H172V227H173ZM189 225H190V224H189ZM214 225H215V224H214ZM245 225H246V224H245ZM35 226H36V224H35ZM74 226H76V225H74ZM74 226H73V227H74ZM83 226H84V225H83ZM129 226H130V225H129ZM146 226H147V225H146ZM149 226H150V225H149ZM183 226H184V225H183ZM185 226H184V227H185ZM197 226H198V225H197ZM219 226H220V225H219ZM239 226H240V225H239ZM241 226H242V225H241ZM94 227H95V226H94ZM98 227H99V226H98ZM117 227H118V226H117ZM169 227H170V226H169ZM207 227H208V226H207ZM226 227H227V226H226ZM230 227H231V225H230ZM261 227H264V226H261ZM34 228H35V227H34ZM61 228H62V227H61ZM77 228H78V227H77ZM104 228H105V227H104ZM113 228H114V227H113ZM129 228H130V227H129ZM192 228H194V226H193ZM201 228H202V227H201ZM205 228H206V226H205ZM59 229H60V228H59ZM64 229H65V228H64ZM66 229H67V227H66ZM84 229H85V228H84ZM95 229H96V228H95ZM98 229H99V228H98ZM115 229H116V228H115ZM202 229H203V228H202ZM225 229H226V228H225ZM232 229H233V228H232ZM238 229H239V228H238ZM243 229H244V228H243ZM248 229H249V228H248ZM260 229H261V228H260ZM28 230H29V229H28ZM51 230H52V229H51ZM54 230H55V229H54ZM90 230H91V229H90ZM90 230L88 229V231H90ZM92 230H93V229H92ZM92 230H91V231H92ZM100 230H101V229H100ZM107 230H109V229L107 228ZM110 230H111V229H110ZM119 230H120V229H119ZM122 230H123V229H122ZM144 230H145V229H144ZM148 230H149V229H148ZM159 230H160V229H159ZM172 230H173V229H172ZM207 230H208V229H207ZM256 230H257V229H256ZM263 230H264V228H263ZM48 231H49V230H48ZM86 231H87V230H86ZM113 231H114V230H113ZM120 231H121V230H120ZM127 231H128V230H127ZM156 231H157V230H156ZM193 231H194V230H193ZM196 231H197V230H196ZM205 231H206V230H205ZM232 231H233V230H232ZM234 231H235V230H234ZM63 232H64V230H63ZM79 232H80V231H79ZM95 232H96V231H95ZM95 232H94V233H95ZM97 232H98V231H97ZM102 232H103V230H102ZM108 232H109V231H108ZM110 232H111V231H110ZM128 232H129V231H128ZM152 232H153V231H152ZM164 232H165V231H164ZM181 232H182V231H181ZM212 232H213V231H212ZM59 233H60V232H59ZM64 233H65V232H64ZM71 233H72V232H71ZM116 233H118V232H116ZM166 233H167V232H166ZM176 233H177V232H176ZM176 233H175V234H176ZM193 233H194V232H193ZM193 233H192V235L194 236L195 233H194V234H193ZM246 233H247V232H246ZM105 234H106V233H105ZM112 234H113V233H112ZM163 234H165V233H163ZM163 234H162V235H163ZM168 234H169V233H168ZM190 234H191V233H190ZM249 234H250V233H249ZM256 234H257V233H256ZM2 235H3V234H2ZM85 235H86V234H85ZM106 235H107V234H106ZM128 235H129V234H128ZM192 235H191V236H192ZM251 235H252V234H251ZM31 236H33V235H31ZM47 236H48V235H47ZM57 236H58V235H57ZM64 236H65V235H64ZM83 236H84V235H83ZM90 236H91V235H90ZM93 236H94V235H93ZM97 236H98V235H97ZM111 236H112V235H111ZM120 236H121V233H120ZM120 236H119V237H120ZM126 236H127V235H126ZM170 236H171V235H170ZM178 236H181V234H178ZM245 236H246V235H245ZM247 236H248V235H247ZM247 236H246V238H247ZM5 237H6V236H5ZM107 237H108V236H107ZM115 237H116V236H115ZM165 237H166V236H165ZM176 237H177V236H176ZM201 237H202V236H201ZM253 237H254V236H253ZM262 237H263V236H262ZM105 238H106V237H105ZM108 238H109V237H108ZM112 238H113V236H112ZM174 238H175V237H174ZM207 238H208V237H207ZM241 238H242V237H241ZM246 238L244 237L245 241H246ZM263 238H264V237H263ZM0 239H1V236H0ZM88 239H89V238H88ZM101 239H102V238H101ZM103 239H104V238H103ZM116 239H117V237H116ZM118 239H121V242L123 241V240H122V237H121V238H118ZM176 239H177V238H176ZM180 239H181V237H180ZM204 239H205V238H204ZM244 239H243V240H244ZM2 240H3V238H2ZM6 240H7V239H6ZM111 240H112V239H111ZM129 240H130V239H129ZM195 240H196V239H195ZM202 240H203V239H202ZM38 241H39V240H38ZM71 241H72V239H71ZM86 241H87V240H86ZM118 241H119V240H118ZM186 241H188V240L186 239ZM189 241H190V239H189ZM191 241H192V239H191ZM232 241H233V240H231V242H232ZM247 241H248V243H249L248 238H247ZM253 241H254V240H253ZM30 242H31V241H30ZM133 242H135V241H133ZM184 242H185V241H184ZM200 242H201V241H200ZM231 242H229V243H231ZM255 242H258V244H259V241L256 240ZM47 243H48V242H47ZM92 243H93V242H92ZM122 243H123V242H122ZM124 243H125V242H124ZM218 243H219V242H218ZM243 243H244V242H243ZM246 243H247V242H246ZM248 243H247V244H248ZM67 244H68V243H67ZM86 244H87V243H86ZM199 244H200V243H199ZM207 244H208V243H207ZM227 244H228V243H227ZM247 244H246V245H247ZM134 245H135V244H134ZM171 245H172V244H171ZM185 245H186V244H185ZM216 245H217V244H216ZM219 245H220V244H219ZM219 245H218V246H219ZM251 245H252V244H251ZM17 246H18V245H17ZM45 246H46V245H45ZM84 246H85V245H84ZM173 246H174V245H173ZM195 246H197V245H195ZM200 246H202V245H200ZM228 246H229V245H228ZM238 246H239V244L237 245V247H238ZM6 247H8V246H6ZM49 247H50V246H49ZM98 247H99V246H98ZM123 247H124V246H123ZM129 247H130V245H129ZM138 247L140 248V246H138ZM205 247H206V246H205ZM210 247H211V246H210ZM232 247H233V246H232ZM237 247H235V248H237ZM241 247L244 248L243 246H240V248H241ZM259 247H260V249H261L262 246L259 244ZM117 248H118V246H117ZM124 248H125V247H124ZM132 248H133V247H132ZM171 248H172V247H171ZM173 248H175V246H174ZM177 248H178V247H177ZM216 248H217V247H216ZM230 248H231V247H230ZM240 248H238V250H240ZM242 248H241V249H242ZM250 248H251V247H250ZM16 249H17V248H16ZM29 249H30V248H29ZM56 249H57V248H56ZM112 249H113V248H112ZM133 249H134V248H133ZM136 249H138V248H136ZM146 249H149V248H146ZM193 249H194V248H193ZM219 249H220V247H219ZM221 249H222V248H221ZM18 250H19V249H18ZM85 250H86V249H85ZM101 250H102V249H101ZM177 250H179V249H176V252H177ZM249 250H251V249H249ZM256 250H258V249L256 248ZM3 251H4V250H3ZM14 251H15V250H14ZM147 251H148V250H147ZM163 251H164V250H162V252H163ZM172 251H174V250H172ZM222 251H223V250H222ZM222 251H221V252H222ZM230 251H231V250H230ZM236 251H237V250H236ZM23 252H24V251H23ZM55 252H56V251H55ZM166 252H167V251H166ZM166 252H164V253H165V254H168V253H170L171 251H170V252L168 251L167 253H166ZM176 252H175V251H174V252H171V255H173L172 257L175 258L174 254H175ZM178 252H179V251H178ZM178 252L176 253L177 255H178V254L181 255L182 253L184 254V252H182V250H180V253H178ZM226 252H227V251H226ZM228 252H229V251H228ZM49 253H50V251H49ZM115 253H116V252H115ZM124 253H125V252H124ZM129 253H130V252H129ZM209 253H210V252H208V256H209ZM213 253H214V252H213ZM223 253H224V252H223ZM223 253H221V254H223ZM236 253H237V255H238V253H239V255L241 254V252H236ZM262 253H263L262 251H261V253H260V252H258V253L254 252L253 254H256V255L254 256V258H252V259H253L252 263H253L254 261H256V260L258 261V257H260L261 260L264 259V257H262V256H263ZM10 254H11V253H10ZM13 254H14V253H13ZM15 254H16V253H15ZM38 254H39V253H38ZM57 254H58V252H57ZM69 254H70V253H69ZM97 254H98V253H97ZM141 254H142V253H141ZM165 254H164V255H165ZM176 254H175V255H176ZM183 254H182V255H183ZM210 254H211V253H210ZM234 254H235V253H234ZM89 255H90V254H89ZM112 255H113V254H112ZM115 255H116V254H115ZM119 255H120V254H119ZM131 255H132V254H131ZM139 255H140V254H139ZM151 255H152V254H151ZM160 255H161V253H160ZM182 255H181V256H182ZM198 255H199V254H198ZM215 255H218V254H215ZM224 255H225V253H224ZM237 255H235V256H237ZM242 255H244V253H243ZM246 255H247V254H246ZM23 256H24V255H23ZM27 256H28V255H27ZM66 256H67V255H66ZM128 256H129V255H128ZM165 256H166V255H165ZM178 256H179V255H178ZM183 256H184V255H183ZM201 256H202V255H201ZM205 256H206V254H205ZM208 256H207L206 258H208ZM212 256H213V254H212ZM222 256H223V255H222ZM249 256H251V255H249ZM21 257H22V256H21ZM129 257H130V256H129ZM167 257L170 258V256H167ZM184 257H185V256H184ZM219 257H220V255H219ZM237 257H238V256H237ZM239 257H241L243 260H244L245 258H247V257H245V256H244L245 258L242 257V256H239ZM33 258H34V257H33ZM33 258H32V259H33ZM59 258H60V257H59ZM115 258H116V257H115ZM122 258H123V257H122ZM134 258H135V257H133V259H134ZM181 258H182V257H181ZM187 258H188V256H187ZM198 258H199V257H198ZM206 258H204V259H206ZM209 258H210V256H209ZM209 258H208V259H209ZM217 258H218V257H217ZM250 258H251V257H250ZM250 258H249V259H250ZM256 258H257V259H256ZM0 259H1V258H0ZM19 259H21V258H19ZM133 259H132V260H133ZM183 259H184V258H183ZM194 259H195V258H194ZM212 259H213V258H211V259H209V260H212ZM221 259H222V258H221ZM223 259H224V258H223ZM249 259H248V260H249ZM254 259H255V260H254ZM168 260H169V259H168ZM176 260H178V259H176ZM216 260H217V259H216ZM243 260H241V261L243 262V264H244V263L247 264V263L244 262ZM245 260H246V259H245ZM261 260H259L258 262H260V264H261V263L264 264V262H261ZM10 261H12V260H10ZM16 261H18V260H16ZM79 261H80V260H79ZM134 261H135V260H134ZM162 261H163V260H162ZM257 261H256V262H257ZM24 262H25V261H24ZM105 262H106V261H105ZM149 262H150V261H149ZM163 262H164V261H163ZM173 262H174V261H173ZM188 262H189V259H188ZM223 262H224V261H223ZM223 262H222V263H223ZM225 262H226V261H225ZM228 262H229V261H228ZM80 263H81V262H80ZM97 263H98V262H97ZM134 263H135V262H134ZM219 263H220V262H219ZM252 263H251V264H252ZM14 264H15V263H14ZM211 264H212V263H211ZM230 264H231V263H230ZM253 264H254V263H253ZM256 264H257V263H256ZM258 264H259V263H258Z\"/></svg>",
  "mask_w": 264,
  "mask_h": 264
}]
</instances>
